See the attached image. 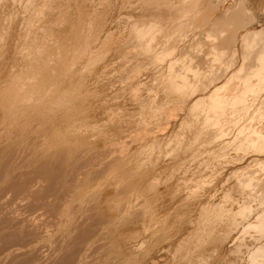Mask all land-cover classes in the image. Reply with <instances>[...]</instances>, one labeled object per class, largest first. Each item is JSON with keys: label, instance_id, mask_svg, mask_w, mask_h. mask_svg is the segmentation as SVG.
<instances>
[{"label": "rangeland", "instance_id": "374dc122", "mask_svg": "<svg viewBox=\"0 0 264 264\" xmlns=\"http://www.w3.org/2000/svg\"><path fill=\"white\" fill-rule=\"evenodd\" d=\"M28 0H8V1H6V0H0V67L1 66H3V67H1L0 69L1 70H3V69H5V70H3V72L4 71H6L7 69H8V71L9 72H7L6 71V73L4 72V76L6 77V75H8L9 73H10V76H11V74H12V77H13V80H17L18 78V80L16 81L15 80V82L14 81H12V78L9 76H7V80H8V82L11 84V86L9 85V87H12V85H13V82L15 83V87H14V85H13V87L14 88H16L17 89V92L19 93H17V95L15 96V97H13V100L11 99V100H9V102H12V103H14L13 105H12V103H10L9 104V102L7 103V101L5 102V95L4 94H2L3 93V89L8 85V82H7V80H5V79H3L2 81L3 82H1V80H0V82H1V85H0V92H2L1 94H0V101H2V103L4 102V104L5 103H7V106H6V104L4 105V104H0V107L2 106V107H4V109H2V107L0 108L1 110H0V117H1V119H0V199L1 198H3V200L1 201L0 200V202H2V203H0L1 205H0V264H73V263H79V264H111V262H113L112 264H114V263H117V264H138L139 262V264H141V262L143 261V264L145 263L144 261H145V258L143 259V253H144V251H142V248H139V251H136L135 253H133L132 255H131V257H129V258H134V260L132 259V261L130 260V259H122V258H120V259H122L123 260V262H122V260L120 261L119 260V258L117 257L116 258V256L117 255H115L116 253L114 252V248H111V247H113L112 245H109V244H112V243H110L109 241H108V239L107 238H109L111 235H112V233L114 234L117 230L119 231V229L121 230V229H128V228H133V226L135 227V222L134 221H136V222H138V221H141L142 219H143V222H145L146 223V221L147 222H149V230H153L152 232H153V234L155 235V237H154V239H156V243H154L153 244V247H155V248H157V250H158V248L160 247V246H166V247H168L169 248V250L167 251V252H165V255H166V257L165 258H161V260H159V261H157L158 263L160 262V261H164V263H163V261L162 262H160V263H162V264H196L195 262H194V260L197 262V260H199L198 262H197V264H250V263H252L253 264V262H250V252L252 251V249L253 248H255L256 246H257V243H258V237H259V235L255 232V231H252V232H250V233H244V225L245 226H247L249 223H252V222H254L255 221V217L258 215V213H262V212H264L263 211V209H261V208H264V207H261V208H259V207H257L256 209V212H257V214L254 212V215H255V217H254V215L252 214L249 218H247L244 222H242L243 223V225H240V224H242L241 223V221H240V226L238 227V228H236V229H234L232 232H231V236H230V238H229V236H227L228 237V239L226 238L223 242V244H222V246L220 247V245H218V244H216V243H214L213 242V244H216V245H211L212 243L210 242V241H207V242H204L205 244H203L202 245V247H200L199 248V250H198V252H197V249L198 248H196V247H192V248H194V251H193V249L191 248V249H189V251L188 252H185V254L181 251V247H179V246H185V245H187L189 248H190V246H189V240L190 239H192V237H193V233L194 232H196V230L199 228V226L198 225H200V223L203 221L202 219L204 218L203 217V215H204V211L206 210V211H208V209L210 208V210H209V213H211V212H213L214 210L212 209V208H214V209H216L217 207L218 208H221V209H223V208H225L223 211H225V213H230V212H235V211H237V210H232V209H238L239 207H240V205L242 204V202H244L245 201V198H247V196L244 194V193H237V192H235V191H233V189L231 188V187H234V184H236V181L235 180H237V177H238V175L240 176L241 174L240 173H243V174H245V175H247L248 173H255L254 175L256 176V177H259V178H261V182H263L261 185H262V191H264V179H262V178H264V170L263 171H261L262 170V168L263 167H260L258 164V168L260 169H258L257 168V166H256V162H254V160H256L257 161V159H263L264 158V133H262L261 132V130L264 132V111H263V113H261L262 111H260V107H261V104H263L262 105V108L264 109V103H261L260 102V100H258L261 104H260V107H259V109H257V107L259 106V103L256 105V104H253L252 105V107H254V108H251V106H248L247 107V105H251L254 101L257 103L258 101H256L257 99H260V97L262 98L261 99V101H263L264 100V94H263V92H261L262 94L260 95V93L259 94H257L258 95V97L257 96H254V97H256V98H254L255 100H252L253 98H251L253 95H256V94H253V92L252 93H250V95L251 94H253V95H251V96H247V100L246 101H248V102H250L249 100H252L249 104H248V102H246L247 103V105H245V103L244 104H242L241 105V108H243V106H244V108L243 109H245L246 108V110H244L243 112H239L240 113V116H239V113L238 112H236V110H234L233 109V107H231V106H229L228 104H226V105H228V106H226V105H221L220 107H217V109L219 110H217L218 111V113H217V111H213V110H215V109H211L210 111H213V112H208V109L209 108H203V109H198V112H197V110H196V108H194V104L193 103H196V101H198V100H200V99H202V98H206V100L209 98V96H211V95H213V96H215L216 94H219V95H217V96H221V93H218L219 91H218V89H217V86H218V88H219V90L223 87V85H225V83L227 82L225 79H232L231 81V84H233L234 83V87H238V88H240V86L238 85L239 83H240V79H236V69H237V71H238V68L240 67V65H241V63H242V58H241V54H242V51H240V57L238 56V55H236V56H233V60L232 59H229L230 57H227L226 59H227V61H228V63H226L227 61H226V59H224L223 61H218L217 63H215L216 65L214 66V68L215 69H217V70H214V69H209L210 71H211V74L213 73V75H214V73H216V74H219L220 76H218L217 75V78L219 79H217L216 81H214V85L212 84V82H210L208 79H209V75L207 76L206 75V73L205 72H207V70H205V74H202L203 73V71H204V69H205V65H203V61H202V58H204L206 55H205V53L207 52V50H208V44H210V40L208 39V38H206L207 40H205V35H203V34H200V32L199 31H197V29L194 27V26H191L190 25V23L188 22L187 23V20L184 18V20L182 19V21H183V24L185 23L184 21H186V23L189 25V27L187 26V31L185 32V36H179V35H177V36H174V37H172V36H170V37H168V36H166V35H164V33H159L158 32V36L156 35V37L152 40V42H154V43H152L151 42V50H150V48H148L149 47V45L147 46V44L146 45H144V43H143V41H142V43H141V40H134L135 38H132V39H130V40H128L127 39V37H128V35H129V31L132 29V26L133 25H135L136 23H139V24H142V22H144V21H146V15H148V8L144 5V4H142L143 2L141 1V0H137L136 2H133V0L131 1V0H129V1H126V0H124V2H125V4H124V2L121 0H118V1H120V2H118L117 0H99V4H98V0H96V2H95V0L93 1V0H90V1H88V0H86V2H87V4H88V7H89V5H90V8H91V6H92V8H91V10L92 9H94L95 10V8L97 7V8H99V10H100V8H101V10L103 9V10H106L105 8H107V7H109V9L111 8L110 6H112V8H111V10H107V12H109V14H110V16L111 17H109V14H108V20H107V24H105L106 26H108V29L110 30V32L108 31V29H107V27L105 28V29H107L106 31L104 30V34H103V32H102V35H101V41H100V43H99V40H100V38L98 39V42H96L95 43V46H93L92 48V51L91 52H89V53H86V52H84L85 53V55L86 56H84V54L83 53H81V54H79L78 55V53H80V52H78L77 53V51H78V49H74L72 52L70 51V53H68L67 55H66V50H67V46H68V44H67V42L64 44V45H66V50H65V48H64V46L62 47V45H63V42H65L66 41V37L67 36H71V35H69L72 31H73V29H71L67 24H66V26L68 27V28H70L69 30L71 31V32H69L68 31V29L67 28H65L66 26H60V28L62 27V29H60V30H58L57 31V29H54V28H51V26H50V24H51V18L53 19V18H55L54 16H57V14H58V12H55L54 10H58V9H54L53 11L54 12H52V10L51 11H49V5L47 4L46 6H49V7H47V9H48V11H47V9H46V7L43 9V11L41 12V13H39V11H37V12H34L33 13V10L32 9H29V6H28V8L26 7L27 5H29L28 4V2H30V1H28ZM49 1V0H48ZM47 1V3H52L53 2V0H50V2H48ZM55 1H58V0H54V2ZM64 2H65V0H63ZM72 1V0H71ZM70 0H68V3L69 2H71ZM102 1V2H101ZM116 1H117V3H116ZM135 1V0H134ZM231 1H237V0H228L227 1V3H230ZM5 2V3H4ZM19 2V3H18ZM26 2V3H25ZM38 2H40L39 0L36 2V3H38ZM91 2V3H90ZM107 4H106V3ZM112 2V3H111ZM131 2H133V4L131 3ZM141 2V3H140ZM176 2V1H175ZM261 2V1H260ZM259 2V3H260ZM11 3V4H10ZM41 3V2H40ZM94 3V4H93ZM130 3H131V5H130ZM134 3H136V4H134ZM142 4V5H139V4ZM3 4L5 5V6H3ZM21 4V5H20ZM24 4H25V6H24ZM110 4V5H109ZM121 6V4L123 5L122 7H120L119 5ZM129 4V5H128ZM257 4H258V2H257ZM264 4V2H262V5ZM6 5H8V6H6ZM94 5V6H93ZM106 5V6H105ZM114 5H115V9L113 8L114 7ZM126 5V6H125ZM133 5V6H132ZM18 6V7H17ZM129 8H128V7ZM4 7H6V9L4 8ZM134 7V8H133ZM142 8V9H140V8ZM164 7V6H163ZM23 8H24V10H23ZM96 8V9H97ZM120 8V9H119ZM123 8H124V10H123ZM126 8V9H125ZM138 8V9H137ZM168 7H164V9H162L161 8V10H159V12H158V10H157V8H153V9H151V10H153L152 12H155L156 10V12H158V13H160V15L162 14V15H164L165 17V19L163 20V25L167 22V24H169V25H167V24H165L166 26H164V29H167V28H169V26H172V19H171V14H173L174 15V9H173V7H172V9H171V7H169L168 9H167ZM13 9H15V10H13ZM26 9L28 10V11H26ZM46 9V10H45ZM108 9V8H107ZM119 9V10H118ZM128 9V10H127ZM140 9V10H139ZM144 9H146V10H144ZM32 10V12H30ZM45 10V11H44ZM73 10V9H72ZM72 10L70 11V12H72ZM118 10V11H117ZM122 10V11H121ZM136 10H138V11H136ZM150 10V11H151ZM3 11V12H2ZM5 11V12H4ZM25 11V12H24ZM75 11H77L76 9L73 11V12H75ZM117 11V12H116ZM135 11V12H134ZM170 12V13H167V12ZM172 11V12H171ZM12 12V13H11ZM16 12V13H15ZM22 12V13H21ZM29 13V14H27V13ZM43 12H45V13H43ZM48 12H50V13H48ZM51 12L53 13V14H51ZM124 12H125V14H124ZM7 13V14H6ZM40 14V15H38V14ZM42 13H43V15H42ZM54 13H57V14H54ZM111 13H113V14H111ZM116 13V14H115ZM118 13V14H117ZM264 13V7H263V9H262V13H260L261 14V16L262 15H264L263 14ZM6 14V15H5ZM12 14V15H11ZM26 14V15H25ZM32 14V15H31ZM46 14H47V16H46ZM49 14V15H48ZM121 16H120V15ZM136 14V15H135ZM146 14V15H145ZM168 14H170L169 16H167ZM31 15V16H30ZM52 17H51V16ZM114 15V16H113ZM117 15L118 16H120L119 18L117 17ZM142 16V17H141ZM27 17H29V18H27ZM31 17H33V18H31ZM40 17V18H39ZM43 17V18H42ZM58 17V16H57ZM136 17V18H135ZM141 17V18H140ZM170 17V18H169ZM6 18V19H5ZM30 18H31V20H30ZM48 18V19H47ZM112 20V21H110V19ZM118 18V19H117ZM138 18V19H137ZM3 19V20H2ZM34 19H35V21H34ZM43 19V20H42ZM131 19V20H130ZM135 19H137V21L135 20ZM171 20V21H170ZM8 21V22H7ZM13 21V22H12ZM109 21V22H108ZM114 21H116V22H114ZM29 22V23H28ZM36 22V23H35ZM112 22V23H111ZM128 22V23H127ZM133 22V23H132ZM170 22H171V24H170ZM2 23V24H1ZM14 23V24H13ZM16 23V24H15ZM18 23V24H17ZM44 23H45V25H44ZM255 23L256 24H254V27L253 26H251V24H253V23H250L249 25H250V30L251 29H257L258 27L259 28H261V29H259L258 28V31H262V32H264V20L260 23L259 22V20L257 19V21L255 20ZM25 24V25H24ZM29 24V25H28ZM112 26H111V25ZM133 24V25H132ZM258 24V25H257ZM259 24H260V26H259ZM13 25V26H12ZM21 25V26H20ZM42 25V26H41ZM116 25V26H115ZM131 25V26H130ZM9 26V27H8ZM12 26V27H11ZM40 26V27H39ZM46 26V27H45ZM49 26V27H48ZM110 26V27H109ZM122 26V27H121ZM2 27L4 28V30L2 29ZM112 27H113V29H112ZM255 27H257V28H255ZM13 28V29H12ZM25 28V29H24ZM46 28H48V29H46ZM49 28H51V30H52V32H51V30L49 29ZM111 28V29H110ZM129 28V29H128ZM64 29H66V31L64 30ZM118 29V30H117ZM125 29V30H124ZM188 29H190L189 31L190 32H188ZM10 30V31H9ZM35 30V31H34ZM36 30H38V31H36ZM45 30V31H44ZM63 30V31H62ZM111 30L115 33V36H114V33L113 32H111ZM192 30V31H191ZM194 30V31H193ZM196 30V31H195ZM6 31V32H5ZM17 31H18V33H17ZM50 31V32H49ZM54 31V32H53ZM60 31H61V35H60ZM65 31V32H64ZM125 31H127V32H125ZM34 32V33H33ZM56 32V33H55ZM59 33V35H58V33ZM64 32V33H63ZM109 34H108V33ZM198 32V33H197ZM26 33V34H25ZM31 33V34H30ZM42 33V34H41ZM53 33H55L56 35H58V37H57V40L59 41V40H61L62 38H64V39H62L63 41H59V43L61 42V44H59L58 43V41L56 40V35L54 34L53 35ZM69 33V34H68ZM106 33V34H105ZM190 33H192V35L190 34ZM4 34V35H3ZM7 34V35H6ZM9 34V35H8ZM25 34V35H24ZM44 34H45V36H44ZM49 34H51V35H49ZM62 34L65 36V37H63L62 36ZM67 36H66V35ZM112 34V35H111ZM117 34V35H116ZM120 34V35H119ZM122 34V35H121ZM126 34V35H125ZM128 34V35H127ZM162 34H163V36H162ZM194 34V35H193ZM11 35V36H10ZM37 35V36H36ZM53 35V36H52ZM109 35H110V37H109ZM118 35L120 36V38L121 39H123V40H121V45H120V49L118 50V51H115V53L114 54H110L109 55V53H108V55L105 57V56H103V57H100V58H98L95 62L97 63L98 61V63H97V65H96V63H95V65H94V67L93 68H91V69H86L85 68V64L84 63H86V64H88L90 61H86V62H84V59H86V60H91V58L93 57L92 55H94V54H97V51H99V46H96V45H101V42H105V41H107L108 40V38L110 39V38H113L112 36H114V38L115 37H118ZM198 35V36H197ZM199 35H200V37H199ZM202 35H203V37H202ZM3 36H5V37H3ZM30 36V37H29ZM47 36V37H46ZM60 36H62V38L60 37ZM108 36V37H107ZM123 38H122V37ZM125 36V37H124ZM180 38H179V37ZM194 37V38H191V37ZM196 36V37H195ZM22 37V38H21ZM41 37V38H40ZM53 37V38H52ZM59 37L61 38V39H59ZM107 37V38H106ZM163 37V38H162ZM177 37V38H176ZM186 37H188V39H190V40H188ZM6 38V39H5ZM12 38H14V39H12ZM16 38V39H15ZM29 38V39H28ZM52 38V39H51ZM84 38V37H83ZM173 38V39H172ZM174 38H175V41H173L174 40ZM178 38L180 39V40H178ZM35 39V40H34ZM50 41H49V40ZM90 39V38H89ZM103 39V40H102ZM105 39V40H104ZM126 39H127V41H126ZM163 39H164V41L165 42H163ZM169 39V40H168ZM171 39V40H170ZM176 39H177V41H176ZM181 39H183V40H181ZM186 39V40H185ZM192 39V40H191ZM200 39V40H199ZM202 39V40H201ZM88 40V39H87ZM91 40V39H90ZM90 40H88V42H90ZM168 40V41H167ZM196 40H198L197 42H196ZM14 41V42H13ZM19 41V42H18ZM22 41V42H21ZM43 41V42H42ZM55 41V42H54ZM81 41H83L84 42V44L86 45H84L83 44V46H84V48H87V45L89 46V47H91L92 45H90L91 44V42L89 43V44H87L88 42L86 41V37H85V39L83 40H81ZM86 41V42H85ZM138 41L140 42V43H138ZM162 41V42H161ZM189 41H191L192 42V44H191V42H189ZM12 42V43H11ZM56 42H57V44H56ZM83 42H81V43H83ZM124 42V43H123ZM145 42V41H144ZM158 42V43H157ZM172 42V43H171ZM174 42V43H173ZM176 42V43H175ZM195 42V43H194ZM200 42L202 43L201 44V46H200ZM7 43V44H6ZM18 43V44H17ZM41 43V44H40ZM127 43V44H126ZM167 43V44H166ZM168 43H169V46H168ZM172 45H171V44ZM182 43H184V44H186V45H183ZM190 44V45H188V44ZM199 43V44H198ZM13 44H14V46H13ZM43 44H45L44 46H43ZM59 44V45H58ZM125 44V45H124ZM141 44V45H140ZM164 44V45H163ZM9 45V46H8ZM48 47H47V46ZM53 45V46H52ZM58 45V46H57ZM61 45V46H60ZM81 45V44H80ZM167 45V46H166ZM171 45V46H170ZM181 45V46H180ZM203 45H204V47H203ZM5 46H6V48H5ZM13 46V47H12ZM19 46V47H18ZM57 47V49L55 50V48ZM144 46V47H143ZM146 46V47H145ZM162 46V47H161ZM184 46V47H183ZM186 46V47H185ZM193 46V47H192ZM15 47V48H14ZM63 49H62V48ZM88 47V48H89ZM97 47V48H96ZM141 47H143V48H141ZM158 47V49H155V48H157ZM165 47H167L165 50L167 51L168 50V48H169V50L167 51V52H171L170 53V55L169 56H166V54H162L161 56H160V54H158L157 55V53H160L161 51H165L164 50V48ZM173 47V48H172ZM177 47V48H176ZM179 47L181 48V49H179ZM191 47V48H190ZM205 47H207V48H205ZM39 50H38V49ZM50 48H53V49H50ZM60 48V49H59ZM95 48V49H94ZM160 48V49H159ZM190 48V49H189ZM197 48H198V50H197ZM19 49V50H18ZM62 49V50H61ZM81 49H83V48H81ZM97 49V50H96ZM185 49V50H184ZM13 50H14V52H13ZM51 50H53V52L51 51ZM58 50H60V51H58ZM64 50H65V52H64ZM77 50V51H76ZM170 50H172V51H170ZM175 50V51H174ZM188 50V51H187ZM6 51V52H5ZM10 51V53L11 54H9L8 52ZM46 51H48V52H46ZM55 51H56V53H55ZM58 51V52H57ZM64 52V54H63V52ZM88 51H89V49H88ZM87 51V52H88ZM94 51V52H93ZM125 51V52H124ZM142 51V52H141ZM174 51V52H173ZM178 51H180V53L178 52ZM194 51V52H193ZM196 51V52H195ZM32 52V53H31ZM44 52V53H43ZM60 52L62 53L60 56H59V54H60ZM77 54H76V53ZM96 52V53H95ZM144 52V53H143ZM149 53L148 55H147V53ZM177 52V53H176ZM189 52V53H188ZM200 52V54H198ZM202 52V53H201ZM204 52V53H203ZM24 53V54H23ZM31 53V54H30ZM39 53H40V55H39ZM46 53H47V55H46ZM50 53H54L53 55H51ZM59 53V54H58ZM75 53V55H72V54H74ZM143 53V54H142ZM146 53V54H145ZM179 53V54H178ZM184 55H183V54ZM195 53V54H194ZM3 56H2V55ZM5 54V55H4ZM10 56H8V55ZM56 54V55H55ZM89 54H92V55H89ZM146 56H145V55ZM172 54V55H171ZM189 54H190V56H189ZM20 55V56H19ZM30 55V56H29ZM63 55H65L66 56V61H65V59H63V58H65ZM79 56V60H77L78 59V56ZM81 55V56H80ZM82 55H83V58H82ZM149 55H150V57H149ZM152 55V56H151ZM154 55V56H153ZM159 57H157V56ZM165 55V56H164ZM177 55H178V57H177ZM16 56V57H15ZM32 56V57H31ZM46 56V57H45ZM51 56H53V57H51ZM56 56V57H55ZM60 58H59V57ZM63 56V57H62ZM72 57L71 59L69 58V57ZM73 56H74V59H73ZM164 56V57H163ZM175 56V57H174ZM200 56V57H199ZM204 56V57H203ZM3 57V58H2ZM35 57H36V59H35ZM108 57V58H107ZM149 57V58H148ZM157 57V58H156ZM162 57V58H161ZM166 57V58H165ZM186 57H187V60H188V58H189V60L187 61L186 60ZM208 58H211L212 56H207ZM206 57V58H207ZM2 58V59H1ZM9 58H10V60H9ZM46 58H47V60H46ZM59 58V59H58ZM68 58V59H67ZM83 60H82V59ZM88 58V59H87ZM104 58V59H103ZM105 58H106V61H105ZM165 58V59H164ZM168 58V59H167ZM178 58V59H177ZM182 58V59H181ZM185 58V59H184ZM8 59V60H7ZM38 59V60H37ZM41 59H45L44 61L42 60L41 61ZM61 59H63L62 61H60V62H62V64L61 63H59V60H61ZM71 60V62H72V60H73V63H71L70 62V60ZM81 59V60H80ZM103 59V60H102ZM155 59V60H154ZM162 59H163V61H162ZM167 59V60H166ZM176 59V60H175ZM190 59H191V61H192V59H194L193 61H192V63H191V61H190ZM236 59V60H235ZM240 59H241V63H240ZM5 60V61H4ZM33 60V61H32ZM50 60V61H49ZM79 61V62H77V61ZM153 61V63H152V61ZM158 60L159 61H162L161 63H159L158 62ZM166 60V61H165ZM180 60H182V61H180ZM186 60V61H185ZM7 61H8V63H7ZM10 61V62H9ZM20 61H21V63H20ZM64 61V62H63ZM67 61H69V62H67ZM80 61H82V63L80 62ZM103 61V62H102ZM105 61V62H104ZM133 61V62H132ZM165 61V62H164ZM179 61V62H178ZM185 61V62H184ZM234 61V62H233ZM236 61H237V63H236ZM26 62V63H25ZM34 62V64H40V65H38V67L39 66H42V67H44V68H42V67H39V70H40V68L42 69V70H40V71H37V70H29V69H31L30 68V66L32 65V63ZM44 62V63H43ZM47 62H48V64H47ZM55 62H57V63H55ZM68 63V65H67V63ZM75 62V63H74ZM101 62H102V64H101ZM113 62V63H112ZM119 62V63H118ZM170 62H171V64H170ZM175 62V63H174ZM176 62H177V64H176ZM188 62V63H187ZM198 62V63H197ZM231 62V64H229ZM7 63V64H6ZM45 63H46V65H45ZM104 63V64H103ZM151 63V64H150ZM159 63V64H158ZM182 63H185V64H182ZM218 63H220V64H218ZM234 63V64H233ZM3 64V65H2ZM12 64V65H11ZM21 64V65H20ZM42 64H44V65H42ZM51 64V65H50ZM54 64H56V65H54ZM63 66V67H61V65ZM64 64H65V66H67L69 69L67 70V68L64 66ZM80 64V65H79ZM84 64V65H83ZM115 64V65H114ZM119 64V65H118ZM179 64V65H178ZM189 64V65H188ZM224 65L225 64V67L226 68H224V66H220L221 68H218L219 66L218 65ZM9 65V66H8ZM49 65V66H48ZM59 65V66H58ZM70 65H72V66H70ZM84 67H83V66ZM173 65V66H172ZM176 65H177V67L179 68H176ZM186 65H188L191 69L189 70V69H186V68H188V67H186V68H182L181 69V66H183V67H185ZM201 65V66H200ZM229 65V66H228ZM234 65V66H233ZM120 66V67H119ZM170 66L171 67H173V68H170ZM216 66H217V68H216ZM231 66V67H230ZM6 67V68H5ZM22 67V68H21ZM24 67V68H23ZM46 67H48V68H46ZM57 67H60L59 69H56ZM70 67H72V68H70ZM131 67V68H130ZM135 67H137V68H135ZM195 67V68H194ZM201 67V68H200ZM45 68H46V71H47V73H46V71H43V70H45ZM55 68V69H54ZM79 70H78V69ZM85 68V69H84ZM100 68V69H99ZM110 68V69H109ZM223 68H224V70H223ZM229 68V69H228ZM61 69H63V70H61ZM65 69H66V71H65ZM72 71H71V70ZM75 69H76V71H75ZM93 69V70H92ZM96 69V70H95ZM109 69V70H108ZM198 69V70H197ZM201 69H202V71H201ZM1 70H0V74L2 73L1 72ZM29 70V71H28ZM59 71V70H61L60 72L62 73H60V74H58L57 72V76H59V75H63L66 79H64V77L63 76H61V77H56L55 78V75H56V73H55V71ZM84 70V71H83ZM86 70V71H85ZM99 70V71H98ZM188 70V71H187ZM194 70V71H193ZM220 70V72H218ZM234 70V71H233ZM25 73H24V72ZM31 71V72H30ZM32 71H34V73L32 72ZM35 71H37V72H39V73H37V72H35ZM51 71H53V74H52V72ZM63 71V72H62ZM64 71H65V73H64ZM72 73H71V72ZM74 71V72H73ZM79 71V72H78ZM105 71V72H104ZM108 71H109V73H108ZM129 71V72H128ZM223 71V72H222ZM255 71V72H254ZM254 71H251L250 73L252 74V75H254L253 73H255V75L257 76V74L258 75H260V77L259 76H257L258 77V80H257V77H255V76H251L252 78H254V79H252V80H254L253 82H252V86L253 87H256L257 86V84L256 83H258V81H260L259 83H261V81H263V83H264V78H262L263 77V74H262V72L264 71V70H254ZM21 72H22V74H21ZM30 72V73H29ZM46 74H45V73ZM49 72V73H48ZM51 72V73H50ZM67 72H69V73H67ZM111 72V73H110ZM171 72V73H170ZM198 74H196V73ZM231 72V73H230ZM253 72V73H252ZM258 72V73H257ZM16 73V74H15ZM21 74V75H25L24 77H26V78H23V76H19V74ZM31 73L34 75H37V80H38V82L35 80L36 79V77H35V75H34V77H33V75H31ZM40 73H42L41 75H42V78H41V75L39 76V74ZM92 73V74H91ZM108 75H107V74ZM115 73V74H114ZM167 73V74H166ZM200 73V74H199ZM210 73V72H209ZM208 73V74H209ZM221 73V74H220ZM224 73V74H223ZM230 73V74H229ZM244 73V72H243ZM261 73V74H260ZM26 74L29 76V78H32V80H30V79H28V77L26 76ZM31 76H30V75ZM49 76H48V75ZM50 74H52V77L51 78H49L50 77ZM65 74V75H64ZM72 74L74 75V76H72ZM76 74V75H75ZM99 74V75H98ZM141 74V75H140ZM193 74H194V76H193ZM202 74V75H201ZM223 74V75H222ZM45 75H47V76H45ZM82 75V76H81ZM86 75V76H85ZM90 75V76H89ZM95 76V77H92V76ZM101 75H103V76H101ZM106 77H105V76ZM137 75H138V77H137ZM189 75V76H188ZM198 77H197V76ZM234 77H233V76ZM262 75V76H261ZM16 76H18V77H16ZM43 76L45 77L44 79L46 80H43ZM53 76H54V78H53ZM69 76V77H68ZM97 76H99V77H97ZM109 76H111V77H109ZM172 76V77H171ZM176 78H175V77ZM178 76V77H177ZM196 76V77H195ZM225 76V77H224ZM20 77H22V78H20ZM39 77V78H38ZM71 77H74L73 78V80L74 81H72L71 79ZM82 77V78H81ZM89 77V78H88ZM233 77V78H232ZM11 80H10V79ZM41 78V79H40ZM47 78H48V80H47ZM55 79V80H58V81H52L53 79ZM61 78V79H60ZM71 78V79H70ZM76 78V79H75ZM84 78V79H83ZM88 78V79H87ZM98 78V79H97ZM167 78V79H166ZM183 78H184V80H183ZM201 78V79H200ZM237 78H238V75H237ZM259 78H261V79H259ZM25 79H27V80H25ZM106 79V80H105ZM134 79V80H133ZM149 79V80H148ZM168 79H171V81L170 80H168ZM175 79V81L176 82H178V83H175V81L173 82L172 80H174ZM235 79V81L233 82V80ZM19 80H24V81H20L19 82ZM61 80V81H60ZM64 80V81H63ZM70 82H69V81ZM78 80V81H77ZM80 80V81H79ZM181 80L184 82H181ZM187 80V81H186ZM239 81V82H237V81ZM257 80V81H256ZM11 81V82H10ZM28 81H31V83H29ZM42 81L44 82V83H42ZM48 81H49V83L52 81V85H51V83L49 84L48 83ZM85 81V82H84ZM86 81H87V83H86ZM168 81H169V83H168ZM188 82V83H186V82ZM198 81V82H197ZM205 81H206V83H205ZM229 81V80H228ZM19 82V83H18ZM25 85V87L27 86V88L29 89V88H31V89H34V88H36V89H34V90H27L25 87H24V85H22V83ZM33 82H34V84H33ZM39 83L40 84V86L42 87V89H45V90H41V88H40V90H39V84H37V83ZM41 82V83H40ZM45 82L46 83H48V85L47 84H45ZM53 82H54V84H53ZM56 82H59V84L58 83H56ZM70 83V85L71 84H73L74 85V87H72L73 85H69V84H67V83ZM73 82V83H72ZM77 82V83H76ZM81 82V83H80ZM96 82V83H95ZM164 84H163V83ZM215 82H216V84H215ZM26 83H28L27 85H26ZM93 83V84H92ZM99 85H98V84ZM125 83V84H124ZM159 83V84H158ZM195 83H196V85H195ZM201 84V87L204 85V83L206 84V85H204L203 87H205V88H201V90L203 91H201L200 90V86L198 85V84ZM211 83V84H210ZM236 83H237V85H236ZM256 84V85H254V84ZM258 83V86L260 87V85L262 84H259ZM7 84V85H6ZM17 84H20V85H17ZM35 84H37L36 85V87L34 86ZM55 84H57V85H55ZM67 86H65V85ZM82 84V85H81ZM87 84V85H86ZM95 84H97V86L95 85ZM120 84V85H119ZM155 84V85H154ZM157 84V85H156ZM174 85V87L175 88H173V85ZM179 84V85H178ZM242 84V83H241ZM4 85V86H3ZM6 85V86H5ZM77 85H81L80 87H82V89L81 88H79V86H78V88H76V86ZM84 85V86H83ZM92 87H91V86ZM170 85H172L171 87H170ZM181 85V86H180ZM191 85H193L192 87H191ZM194 85H195V87H194ZM215 85H217L216 87H215ZM236 85V86H235ZM19 89H21V90H18V88ZM47 86V87H46ZM50 86H56V87H58V88H56L55 87V89H54V87L52 88H48V87H50ZM64 86V89L63 90H60L59 91V88L61 87H63ZM100 86V87H99ZM118 86V87H117ZM140 86V87H139ZM176 86H177V88H176ZM191 88H189V87ZM2 87H3V89H2ZM34 87V88H33ZM47 89H46V88ZM83 87H84V89H83ZM86 87V88H85ZM89 87V88H88ZM91 87V88H90ZM114 87V88H113ZM187 87H188V91H190L191 90V92H192V94H191V92L189 93V92H181V91H184L185 89V91H187ZM194 87V88H193ZM241 87H242V85H241ZM252 87V88H253ZM23 88H24V90H23ZM37 88H38V90H37ZM67 88H68V90H67ZM70 88H72V89H70ZM75 88V91L73 90ZM113 90V92H112V90ZM167 88V89H166ZM183 88V89H182ZM193 88V89H192ZM198 88V89H197ZM232 88V87H231ZM52 89V91H53V89H54V93L51 91V93H50V90ZM58 89V91L59 92H61V93H57V90ZM81 91H80V90ZM90 89V90H89ZM97 89H98V91H97ZM133 89V90H132ZM173 89V90H172ZM175 89H177V90H175ZM204 89H205V92H204ZM22 90H23V92H22ZM29 91V92H31V93H27V91ZM36 90H37V93H36ZM48 91V93L49 94H52L53 96H51V95H49V94H46V92L45 91ZM66 90H67V93H66ZM85 90V91H84ZM87 90V91H86ZM169 90H172L173 91V93H175V95L173 94H171L172 93V91H170L171 93H169ZM199 90V91H198ZM208 90H210V91H208ZM257 92H259L257 89H255ZM34 91V92H33ZM65 91V92H64ZM82 93V94H84V92H85V94L84 95H88L87 97H88V99H86L85 98V100L83 99L85 96L83 95L82 96V94L80 93V92ZM90 91V92H89ZM105 91V92H104ZM160 91V92H159ZM198 91V92H197ZM21 92V93H20ZM26 93V94H23V93ZM94 92V93H93ZM98 92V93H97ZM104 92V93H103ZM109 92V93H108ZM115 92V93H114ZM138 92V93H137ZM140 92V93H139ZM159 92V93H158ZM177 92H178V94H181L180 96H178V94H177ZM181 92V93H180ZM195 92V93H194ZM201 92V93H200ZM206 92H208L207 94H206ZM211 92V93H210ZM215 92V93H214ZM256 92V93H257ZM36 93V96H34V94ZM39 93V94H38ZM40 93H42L43 94V96L40 94ZM44 93L46 94V95H44ZM62 93H64V94H62ZM74 93V94H73ZM80 93V94H79ZM101 93V94H100ZM106 93V94H105ZM186 93V94H185ZM206 94V96L207 97H205L204 95ZM211 95H210V94ZM254 93H255V91H254ZM20 94L23 96V97H25L26 99H24L22 96L20 97ZM30 94V95H29ZM37 94L38 95H41V96H37ZM56 94V95H55ZM57 94H60V96L58 95L57 96ZM63 96H62V95ZM93 94V95H92ZM95 94V95H94ZM144 94V95H143ZM151 94V95H150ZM177 94V95H176ZM190 94H191V96H190ZM195 94V95H194ZM199 94H204V95H199ZM2 95V96H1ZM32 95V96H31ZM47 95H49L48 97H47ZM71 95H73V96H71ZM78 96V98H77V96ZM81 95V96H80ZM92 95V96H91ZM159 95V96H158ZM169 95V96H168ZM183 95V96H182ZM188 95V96H187ZM27 96V97H26ZM29 96V97H28ZM31 96V97H30ZM45 96V97H44ZM55 96V97H54ZM56 96H57V98H56ZM66 96H68V98L66 97ZM75 96V97H74ZM94 96H96V97H94ZM172 96V97H171ZM176 96V97H175ZM198 97V99H197V97ZM260 96V97H259ZM17 97H20V99L19 98H17ZM39 97H40V99H39ZM47 97V98H46ZM52 97H54L53 99H52ZM61 97V98H60ZM64 97V98H63ZM70 97H72L71 99V101L69 102V100H70ZM129 97V98H128ZM156 97V98H155ZM182 97V98H181ZM41 98H43V99H41ZM92 98H94V100L92 99ZM133 98V99H132ZM153 98V99H152ZM162 98V99H161ZM176 98V99H175ZM184 98V99H183ZM188 98V99H187ZM250 98V99H249ZM2 99H4V100H2ZM47 99V100H46ZM57 99V100H56ZM59 99H60V103L58 102L59 101ZM65 99H66V101H65ZM140 99V100H139ZM155 99V100H154ZM174 99V100H173ZM196 99V100H195ZM15 100H17L18 102H16ZM22 102L23 101V103H20V101ZM39 100V101H38ZM44 100V101H43ZM63 101V104H62V101ZM67 100H68V102H67ZM76 100V101H75ZM88 100V101H87ZM105 100V101H104ZM130 100V101H129ZM132 100V101H131ZM139 100V101H138ZM160 100V101H159ZM164 102H163V101ZM178 102H177V101ZM184 100V101H183ZM186 100V101H185ZM193 100V101H192ZM27 101V102H26ZM29 101H31V102H29ZM37 101V102H36ZM56 101V102H55ZM65 101V102H64ZM73 101V102H72ZM79 101V102H78ZM90 101V102H89ZM123 101V102H122ZM171 101V102H170ZM183 101V102H182ZM195 101V102H194ZM29 102V103H28ZM50 102V103H49ZM59 103V104H57V106L58 105H60V107H57V106H55L56 105V103ZM88 102V103H87ZM254 102V103H255ZM264 102V101H263ZM1 103V102H0ZM27 103V104H26ZM45 103V104H44ZM49 103V104H48ZM53 103V104H52ZM72 103V104H71ZM107 103V104H106ZM20 104V105H19ZM23 106H22V105ZM38 104V105H37ZM51 104H52V106H51ZM74 104V105H73ZM80 104V105H79ZM84 104V105H83ZM105 104H106V106H105ZM176 104H178L177 106H175ZM193 106H192V105ZM224 104V103H223ZM10 105V106H9ZM19 107H18V106ZM31 105V106H30ZM83 105V106H82ZM87 105H89L88 107H87ZM97 105V106H96ZM114 105H117V106H114ZM121 105V106H120ZM133 105V106H132ZM193 107V109L191 110V106ZM256 107H255V106ZM15 106H17V107H15ZM21 106V107H20ZM36 106V108L34 109V107ZM41 106V107H40ZM55 106V107H54ZM68 107V108H64V107ZM72 108H71V107ZM91 106V107H90ZM108 106V107H107ZM127 106V107H126ZM222 106H224V107H228L229 109H228V113L230 114H228L227 113V108H225L226 110H224V107H222ZM7 108V110H6V108ZM9 107V108H8ZM13 108V111H12V108ZM23 107L25 108L24 110H23ZM45 109H44V108ZM79 107V108H78ZM93 107L95 108V109H93ZM97 107V108H96ZM105 107H107V108H105ZM138 107V108H137ZM152 107V108H151ZM172 107V108H171ZM177 107V108H176ZM188 107V108H187ZM231 107V108H230ZM17 108H20V109H17ZM30 109V108H32L31 110H28V109ZM82 108V109H81ZM103 108H105V109H103ZM145 108V109H144ZM220 108V109H219ZM255 108L257 109V111L259 110L260 112L258 113L256 110H255ZM10 109H11V112H13V113H7V111L9 112L10 111ZM15 109V110H14ZM34 109V110H33ZM38 109V110H37ZM58 109V110H57ZM72 109V110H71ZM78 109V110H77ZM99 109V110H98ZM119 109V110H118ZM123 109H125V110H123ZM137 109H139V110H137ZM181 109H183V110H181ZM233 109L236 113H238V114H236L235 112H233V110L231 111V110ZM252 109H253V111H252ZM262 109V110H263ZM3 110H5L6 112H4L5 114V118H4V115H2L3 114ZM20 110H22V111H20ZM25 110H27V111H25ZM41 110V111H40ZM51 110H53V111H51ZM88 110V111H87ZM98 110V111H97ZM121 110V111H120ZM128 110V111H127ZM176 110V111H175ZM200 110V111H199ZM203 110V111H202ZM207 110V111H206ZM220 110H222V111H220ZM250 110L252 111V113L254 114V116L252 117L253 119H254V117H258V115H260V114H263V116H262V118H261V116H259L257 119H255V120H253L252 118H251V116L253 115L251 112H250ZM255 110V111H254ZM17 111V112H16ZM24 111H25V113H24ZM37 111V112H36ZM39 111V112H38ZM86 111V112H85ZM125 111V112H124ZM142 111H144L142 114H141V112ZM166 111V112H165ZM181 111V112H180ZM185 111V112H184ZM193 111V112H192ZM242 111V110H241ZM246 111V112H245ZM249 111V112H248ZM16 114H15V113ZM20 112V113H19ZM34 112V113H33ZM36 112V113H35ZM50 112V113H49ZM54 112V113H53ZM62 112V113H61ZM73 112H75V114L73 113ZM82 112V113H81ZM118 112V113H117ZM171 112V113H170ZM189 112V113H188ZM198 114H197V113ZM200 112H202V113H200ZM206 112V113H205ZM208 112V113H207ZM219 112H221V114L223 115V116H225L224 118H223V116L221 115H219L220 113ZM223 112H225L224 114H223ZM250 114V115H248V113ZM257 112V113H256ZM20 115H18V114ZM65 113H67V114H65ZM69 113V114H68ZM113 113V114H112ZM122 113V114H121ZM151 113V114H150ZM170 114V115H172V117H173V121L172 122H169V119H166V116H164V115H166V114ZM179 113V114H178ZM205 113V114H204ZM210 113H212V115L210 114ZM232 113V114H231ZM235 113V114H234ZM242 113V114H241ZM15 116H14V115ZM29 114V115H28ZM31 114H33V115H31ZM43 114V115H42ZM75 116H74V115ZM78 114V115H77ZM81 114V115H80ZM102 114V115H101ZM138 114H139V116H138ZM214 114V115H213ZM216 114V115H215ZM244 114V115H243ZM256 114V115H255ZM11 115V116H10ZM17 115V116H16ZM23 115H24V117H25V119L23 118ZM28 115V116H27ZM31 115V116H30ZM38 115V116H37ZM40 115V116H39ZM42 115V116H41ZM54 115V116H53ZM67 115V116H66ZM71 115V116H70ZM85 115V116H84ZM86 115H87V117H86ZM142 115V116H141ZM176 115H178V116H176ZM202 115V116H201ZM209 115V117L207 118V116ZM228 115V116H227ZM231 115H235V116H231ZM245 115H248L249 117L248 118H251L250 120L247 118V116H246V119H244V116ZM3 116V117H2ZM14 116V117H13ZM22 116V117H21ZM56 116V117H55ZM59 116V117H58ZM79 116L80 117H82V119L83 120H81V118H79ZM94 116V117H93ZM114 116V117H113ZM116 116V117H115ZM119 116V117H118ZM120 116L124 119V120H122V121H125V123L124 124H122L121 123V125H118V123L119 122H117L118 121V119L120 118ZM137 116V117H136ZM154 116V117H153ZM163 116V117H162ZM176 116V117H175ZM183 116V117H182ZM205 116V117H204ZM218 117V118H215V117ZM229 116L231 117V118H229ZM237 116H239V117H241V119L243 118L244 120H241L239 117H237ZM11 117V118H10ZM21 117V118H20ZM27 117H29L30 118V121H29V118H27ZM33 117H37V118H33ZM41 117V118H40ZM43 117V118H42ZM46 117V118H45ZM48 117V118H47ZM66 117V118H65ZM92 117V118H91ZM157 117V118H156ZM195 117H196V119H195ZM214 117V118H213ZM219 117H221L222 119L221 120H219ZM237 117V118H236ZM3 118V119H2ZM18 118V119H17ZM39 118V119H38ZM69 118V119H68ZM86 118H88V123H87V120H86ZM106 118V119H105ZM168 118V117H167ZM177 118H179V119H177ZM207 119V121H208V119L209 118H211V119H209V121L207 122V123H209V124H207L206 123V120L205 119ZM225 118H227V119H225ZM229 118V119H228ZM234 118H236V119H238L237 121L234 119ZM14 119V120H13ZM44 119V120H43ZM46 119V120H45ZM51 119V120H50ZM55 121H54V120ZM56 119H57V121H56ZM75 119V120H74ZM90 119H91V121H90ZM174 119H176V120H174ZM215 121V119H217V120H219V122L217 123L218 124V126L216 125V124H214V123H211L213 120ZM223 119H224V121H223ZM2 120V121H1ZM14 122L13 124H11V122L12 121ZM19 120V121H18ZM26 122H25V121ZM28 120V121H27ZM59 120V121H58ZM62 122H61V121ZM65 120V121H64ZM70 120V122L68 123V121ZM93 120H95L94 122H92ZM129 120V121H128ZM188 120V121H187ZM198 120V121H197ZM202 120V121H201ZM205 120V121H204ZM210 120H212V121H210ZM227 120V121H226ZM232 120V121H231ZM234 120V121H233ZM239 120H241V121H239ZM257 120H259L258 122H257ZM263 120V121H262ZM3 121H5V122H3ZM9 121V122H8ZM49 123H48V122ZM84 121V122H83ZM99 121V122H98ZM121 121V122H122ZM143 121V122H142ZM147 121V122H146ZM157 121H159V122H157ZM205 123H204V122ZM221 121L222 122H224V123H221ZM236 121V122H235ZM252 121V122H251ZM262 121V122H261ZM6 122H8L7 124H6ZM21 122H24V124L23 123H21ZM56 122H57V124H56ZM92 122V123H91ZM96 122V123H95ZM135 122V123H134ZM139 122V123H138ZM149 122V123H148ZM164 122V123H163ZM194 122V123H193ZM195 122L197 123V124H195ZM238 122V123H237ZM248 122V123H247ZM261 122V123H260ZM2 123H3V125H2ZM10 123V124H9ZM16 123H18V127L16 126ZM28 123V124H27ZM35 123V124H34ZM46 123H48V124H46ZM63 123V124H62ZM73 125H72V124ZM76 123V124H75ZM87 123V124H86ZM90 123V124H89ZM117 123V124H116ZM127 123V124H126ZM130 123H133V124H130ZM138 123V124H137ZM169 125H168V124ZM171 123H173V124H171ZM193 123V124H192ZM233 125H232V124ZM239 123H242V124H239ZM257 123V124H256ZM6 126H5V125ZM19 124H21V125H19ZM22 124H23V126H22ZM32 124V125H31ZM40 124V125H39ZM42 124V125H41ZM46 124V125H45ZM52 124V125H51ZM66 124L68 125V128H67V126H66ZM93 124V125H92ZM106 124V125H105ZM108 124V125H107ZM115 124V125H114ZM145 124V126H142V125H144ZM170 124H171V126H170ZM199 124V125H198ZM210 124H211V126H210ZM223 124V125H222ZM228 124V125H227ZM248 124H250V125H248ZM8 125V126H7ZM26 127H25V126ZM31 125V126H30ZM38 127H37V126ZM69 125H71V126H69ZM81 125V126H80ZM90 125H92L91 127H90ZM116 125L117 126H119V128H121V129H119V132L116 130L117 128H116ZM129 125V126H128ZM134 125V126H133ZM196 125V126H195ZM212 125H213V127H212ZM225 125H227V126H225ZM232 125V126H231ZM2 126V127H1ZM4 126V127H3ZM13 126V127H12ZM15 126V127H14ZM40 126H44V128L42 129ZM54 126V127H53ZM86 126V127H85ZM125 128H124V127ZM162 126V127H161ZM191 126V127H190ZM216 126V127H215ZM230 126V127H229ZM241 126V127H240ZM257 126V127H256ZM6 127H8V128H6ZM9 127H12V128H9ZM22 127V128H21ZM57 127V128H56ZM81 127V128H80ZM172 127V128H171ZM189 129H188V128ZM193 127V128H192ZM195 127H197V128H195ZM238 127V128H237ZM5 128V129H4ZM18 128V129H17ZM21 130H20V129ZM33 128V129H32ZM36 128V129H35ZM39 128H41V130H43V131H39L40 129ZM48 128H50L49 130V132H48V130L46 131L45 129H48ZM98 128V129H97ZM110 128V129H109ZM141 128V129H140ZM149 128V129H148ZM167 128V129H166ZM199 128H202V129H199ZM213 128V129H212ZM220 128H222V131H221V133H218L220 130L219 129ZM234 128V129H233ZM240 128H242V129H240ZM251 128V130L250 131H248L249 129ZM254 128V129H253ZM9 129V130H8ZM51 129H52V131H51ZM68 129H70V130H68ZM71 129H72V131H71ZM74 129V130H73ZM90 129V130H89ZM96 129V130H95ZM114 129V130H113ZM126 129V130H125ZM128 129V130H127ZM172 129V130H171ZM174 129V130H173ZM176 129V130H175ZM178 129V130H177ZM187 129V130H186ZM194 129H196V130H194ZM208 131H207V130ZM212 129V130H211ZM228 129V130H227ZM243 129H247V133H249V132H255V134L257 133V142L255 143V145H254V147L252 146V148H254V149H252L251 147H248V148H244L243 150H242V148L241 147H239L240 146V143L242 142V139H244L245 137H247V133H245V134H241V130H243ZM4 130H6L7 131V133H6V131H4ZM25 130V131H24ZM32 130V131H31ZM37 130V131H36ZM54 130V131H53ZM60 130V131H59ZM95 130V131H94ZM104 130V131H103ZM110 130V131H109ZM112 130V131H111ZM138 130V131H137ZM199 130V131H198ZM205 130V131H204ZM253 130V131H252ZM2 131V132H1ZM13 131V132H12ZM34 131V132H33ZM36 131V132H35ZM44 131H45V133H44ZM70 131V132H69ZM99 131V132H98ZM107 131V132H106ZM151 133H150V132ZM224 131V132H223ZM232 131V132H231ZM259 131V132H258ZM4 132V133H3ZM10 132H11V134H10ZM39 134H38V133ZM43 132V133H42ZM51 132V133H50ZM118 132V133H117ZM138 132V133H137ZM143 132V133H142ZM155 132V133H154ZM161 133V135L162 136H160L161 138H158L157 140L156 139H154V143H149V144H146V145H144V144H142L141 146H139V145H134L135 146V148L134 147H132L133 149H130V148H128L129 150V153H128V151H127V154H128V159L124 162V161H122V162H124L123 163V165L125 166H123L122 165V162H121V167H122V169L120 168V164H116V163H120V161L119 160H117V159H119L120 158V156H121V153H120V150L118 149V148H120V147H122V145H125V144H127V143H129V141L131 142V139L133 140L134 139V137L136 138L137 137V134H138V137L140 136V134H149L150 135V138L152 137L151 135H155V134H157V133ZM174 132V133H173ZM186 132V133H185ZM190 132V133H189ZM200 132H201V134H200ZM211 132H213V133H211ZM218 134H217V133ZM262 133L261 135L262 136H260L259 135V133ZM16 133V134H15ZM23 133V134H22ZM31 133V134H30ZM98 133H99V135H98ZM109 133H111L110 135H109ZM113 133V134H112ZM122 133V134H121ZM123 133H124V135H123ZM154 133V134H153ZM176 133V134H175ZM206 133V134H205ZM223 133V134H222ZM8 134V135H7ZM52 135V136H50V135ZM82 134V135H81ZM105 134V138H104V135ZM121 134V135H120ZM126 134V135H125ZM131 134V135H130ZM133 134V135H132ZM135 134V135H134ZM169 134V135H168ZM204 134V135H203ZM220 134V135H219ZM12 135L14 136V137H12ZM37 135V136H36ZM44 135H46V136H44ZM48 135V136H47ZM69 135V136H68ZM71 135V136H70ZM79 135H80V137H79ZM102 135V136H101ZM115 135V136H114ZM143 135H141V136H143ZM149 135H148V137H149ZM183 135V136H182ZM186 135V136H185ZM187 135H188V137H187ZM219 137H218V136ZM222 135V136H221ZM244 135H246V136H244ZM250 135V134H249ZM248 135V136H249ZM259 135V136H258ZM7 137V138H5V137ZM17 136V137H16ZM50 136V137H49ZM56 136V137H55ZM58 136V137H57ZM97 136H100L99 138L97 137ZM112 136V137H111ZM120 136V137H119ZM134 136V137H133ZM185 136V137H184ZM217 138H216V137ZM221 136V137H220ZM41 137H43V138H41ZM48 137L50 138V139H48ZM57 138V142L56 143H58V145L56 144V143H54L53 142V140L55 139V138ZM66 137V138H65ZM92 137V138H91ZM109 137V138H108ZM130 137V138H129ZM173 137V138H172ZM184 137V139L183 140H181L182 138ZM190 137V138H189ZM193 137V138H192ZM195 137V138H194ZM198 137V138H197ZM205 137V138H204ZM209 138V139H207V138ZM228 137V138H227ZM5 138V139H4ZM14 138V139H13ZM32 138H33V140H32ZM35 138V139H34ZM41 138V139H40ZM45 138H47L46 140H45ZM54 138V139H53ZM97 138V139H96ZM101 138H103V139H101ZM129 138V139H128ZM176 138V139H175ZM202 138V139H201ZM216 138V139H215ZM235 138V139H234ZM260 138V139H259ZM261 138H262V140H261ZM29 139V140H28ZM31 139V140H30ZM53 139V140H52ZM59 139V140H58ZM72 139V140H71ZM84 139V140H83ZM88 139V141H86ZM101 139V140H100ZM115 139V140H114ZM126 139H128V141L126 140ZM166 139V140H165ZM187 139V140H186ZM240 139V140H239ZM17 140V141H16ZM27 140V141H26ZM35 140V141H34ZM39 140V141H38ZM42 140V141H41ZM43 140H45V141H47V142H45V141H43ZM48 140H50V141H48ZM52 140V141H51ZM111 140V141H110ZM126 140V143L124 142V141ZM156 140V141H155ZM172 140V141H171ZM180 140V141H179ZM190 140V141H189ZM192 140V141H191ZM211 140V141H210ZM215 140H217V141H215ZM221 140V141H220ZM262 142H261V141ZM59 141V142H58ZM62 141V142H61ZM103 141V142H102ZM117 141V142H116ZM123 141V142H122ZM160 141V142H159ZM209 141H210V143H209ZM228 141V142H227ZM239 141H241V142H239ZM38 144H37V143ZM49 142H50V144H49ZM88 142V143H87ZM116 142V143H115ZM119 142V143H118ZM120 142H122V143H120ZM156 142V143H155ZM162 142V143H161ZM183 142V143H182ZM191 142V143H190ZM198 142H200V143H198ZM212 142V143H211ZM226 142V143H225ZM236 142V143H235ZM23 143V144H22ZM34 143V144H33ZM48 143V144H47ZM78 143H79V145H78ZM92 143V144H91ZM159 143V144H158ZM189 144V146H188V144ZM194 143V144H193ZM219 143V144H218ZM238 143V144H237ZM4 144V145H3ZM10 144V145H9ZM23 146H22V145ZM25 144H26V146H25ZM34 146H33V145ZM39 144H41V145H39ZM75 144H77V145H75ZM96 144V145H95ZM101 144V145H100ZM105 144H106V146H105ZM115 144V146H116V144H122V145H120V146H113ZM156 146H155V145ZM164 144H165V146H164ZM176 146H175V145ZM182 144V145H181ZM196 145V146H191V145ZM206 144H209V146L208 145H206ZM258 144H260L261 145V147H263L262 149H260L259 147H260V145H258ZM39 145V146H38ZM50 145H52V146H55V147H52V146H50ZM65 145V146H64ZM84 145H85V147H84ZM98 145V146H97ZM149 147H148V146ZM153 147V146H155V147H153L154 148V150H153V148H151V146ZM171 145V146H170ZM186 145V146H185ZM201 145H202V147H201ZM224 145V146H223ZM234 145V146H233ZM236 145V146H235ZM37 146V147H36ZM41 146V147H40ZM58 146V147H57ZM68 146H70V148L68 147ZM91 146L94 148H92L91 149ZM103 146H104V148H103ZM142 146H145L144 148L142 147ZM168 146V147H167ZM170 146V147H169ZM175 146V147H174ZM191 146V147H190ZM206 146V147H205ZM223 146V147H222ZM237 146H238V148H237ZM256 146H259V147H256ZM12 147V148H11ZM14 147V148H13ZM17 147V148H16ZM24 147V148H23ZM49 147H52V148H49ZM67 147H68V149H67ZM72 147V148H71ZM74 147V148H73ZM98 147V148H97ZM136 147H139V148H136ZM157 147V149H155ZM184 147V148H183ZM219 147V148H218ZM230 147V148H229ZM29 148H31V149H29ZM36 148V149H35ZM55 148V149H54ZM64 150H63V149ZM78 148H80V149H78ZM84 148V149H83ZM90 148V149H89ZM106 148H108V149H106ZM116 148V149H115ZM147 148H149V149H147ZM151 148V149H150ZM181 148V149H180ZM186 148V149H185ZM187 148H188V150H187ZM192 148H195V149H192ZM215 148H218V149H215ZM234 148V149H233ZM240 148V149H239ZM249 148H251V149H249ZM255 148H256V150H255ZM26 149V150H25ZM44 149V150H43ZM45 149H46V152H45ZM50 149V150H49ZM86 149H88L89 151H87L86 152ZM101 149V150H100ZM139 149L140 150H142V149H144V150H142V152L141 151H139ZM164 149V150H163ZM175 149V150H174ZM180 149V150H179ZM206 149H208V150H206ZM223 149V150H222ZM247 149V150H246ZM257 149H260V150H257ZM32 150V151H31ZM52 150V151H51ZM60 150V151H59ZM67 150V151H66ZM81 150H82V152H81ZM84 150V151H83ZM112 150H114V152L112 151ZM140 152L139 154H138V151ZM148 150H149V152L150 153H148ZM157 150H158V152H157ZM172 150V151H171ZM176 150H178V151H176ZM184 150H186V151H184ZM203 150V151H202ZM230 150V151H229ZM254 150V151H253ZM262 150H263V152H262ZM52 153H51V152ZM72 152V153H70V152ZM75 151V152H74ZM104 153H106V154H104ZM107 151V152H106ZM118 152L119 154H117V153H115V152ZM135 151V152H134ZM174 151V152H173ZM197 151V152H196ZM216 151V152H215ZM20 152V153H19ZM74 152V153H73ZM97 152V153H96ZM111 152H113L112 154H111ZM132 152H133V154H132ZM189 152V153H188ZM203 152V153H202ZM208 154H206V153ZM214 152V153H213ZM223 152V153H222ZM36 153V154H35ZM40 153V154H39ZM42 153V154H41ZM53 153H54V155H53ZM57 153V154H56ZM70 153V154H69ZM99 153V154H98ZM135 153V154H134ZM158 153V154H157ZM166 153V154H165ZM170 153H171V155H170ZM173 153V154H172ZM179 155H178V154ZM196 153V154H195ZM218 153V154H217ZM225 153V154H224ZM257 153V154H256ZM14 154V155H13ZM48 154H50V155H48ZM60 154V155H59ZM80 154V155H79ZM91 156H90V155ZM100 155V156H102L103 154H104V156H102L101 158L100 157H98L97 155ZM102 154V155H101ZM113 154H115V156L113 155ZM195 154V155H194ZM202 154V155H201ZM212 154V155H211ZM214 154H217L218 156H220V157H218L217 155H214ZM30 155V156H29ZM77 155V156H76ZM96 155V156H95ZM106 155V156H105ZM110 155H113L111 158H110ZM120 155V156H119ZM139 155V156H138ZM141 155H142V157H141ZM205 155V156H204ZM227 155V156H226ZM8 156V157H7ZM17 156V157H16ZM85 156V157H84ZM96 158H98V159H96ZM118 156V157H117ZM130 156V157H129ZM134 156H135V158H134ZM148 156H150V157H148ZM162 156V157H161ZM165 156V157H164ZM174 156V157H173ZM215 158H214V157ZM221 156H223V157H221ZM14 157V158H13ZM84 157V158H83ZM87 157V158H86ZM89 157V158H88ZM116 157H117V159H116ZM183 157V158H182ZM186 157V158H185ZM205 159H204V158ZM6 158V159H5ZM28 158V159H27ZM94 158V159H93ZM105 158V159H104ZM107 158V159H106ZM113 158H115V159H113ZM137 158H138V160H137ZM142 158H144L145 160H143ZM150 160H149V159ZM170 158V159H169ZM171 158H172V160H171ZM218 158V159H217ZM222 158V159H221ZM226 158V159H225ZM254 158V159H253ZM9 159V160H8ZM45 159H47V160H45ZM82 159V160H81ZM92 159V160H91ZM103 161H101V160ZM110 159H113L114 161H115V163H112L113 162V160H110ZM162 159V160H161ZM169 159V160H168ZM181 159H183L182 160V162H181V164H180V161H181ZM210 159V160H209ZM12 160H14V161H12ZM30 160V161H29ZM80 160V161H79ZM135 160H137V161H135ZM143 160V161H142ZM161 160V161H160ZM187 162H186V161ZM203 160V161H202ZM217 160H218V162H217ZM220 160V161H219ZM236 160V161H235ZM82 161V162H81ZM90 161H93V163L92 162H90ZM98 163H97V162ZM101 163H100V162ZM140 161V162H139ZM212 161V162H211ZM231 161V162H230ZM249 161V162H248ZM252 161V162H251ZM5 162V163H4ZM44 162V163H43ZM46 162V163H45ZM80 162V163H79ZM90 162V163H89ZM111 162V163H110ZM139 162V163H138ZM193 162V163H192ZM224 162V163H223ZM226 162V163H225ZM245 162V163H244ZM37 165H36V164ZM138 163V164H137ZM142 163V164H141ZM169 163V164H168ZM174 165H173V164ZM177 163V164H176ZM192 163V164H191ZM213 163H215V164H213ZM244 163V164H243ZM250 163V164H249ZM253 165H252V164ZM77 164V165H76ZM79 164V165H78ZM81 164V165H80ZM88 164H92L91 166L90 165H88ZM94 164V165H93ZM105 164V165H104ZM108 164V165H107ZM114 167H116V169H119L120 168V171L119 170H117V172H120V174L118 173V176L119 177H117V173H116V171H115V167L114 168H112V166ZM132 164V165H131ZM136 164V165H135ZM140 164V165H139ZM187 164V165H186ZM217 164V165H216ZM240 164H241V166H240ZM117 165V166H116ZM145 165H146V168H145ZM185 165V166H184ZM188 165H189V167H188ZM6 166V167H5ZM29 166V167H28ZM46 166V167H45ZM72 166V167H71ZM157 166V167H156ZM176 166V167H175ZM179 166V167H178ZM187 166V167H186ZM195 166V167H194ZM207 166V167H206ZM213 166V167H212ZM234 166V167H233ZM238 166V167H237ZM255 166H256V169H254L255 168ZM5 167V168H4ZM86 167V168H85ZM90 167H92V168H90ZM110 168V170H109V168ZM118 167V168H117ZM125 168V170H124V168ZM144 167V168H143ZM154 167V168H153ZM163 167V168H162ZM167 167V168H166ZM193 167V168H192ZM200 167V168H199ZM8 168V169H7ZM43 168V169H42ZM95 168V169H94ZM108 168V170L110 171V173H111V171H113V175H115L116 174V176L115 177H117V178H111V179H109V177H107V173L109 174V175H112V174H110L109 173V171H107L106 169ZM127 168V169H126ZM158 168V169H157ZM175 168H176V170H175ZM197 168V169H196ZM211 168V169H210ZM51 169V170H50ZM77 169V170H76ZM100 169V170H99ZM103 169V170H102ZM113 169V170H112ZM129 169V170H128ZM134 170V171H132V170ZM145 169V170H144ZM188 169V170H187ZM190 169V170H189ZM192 169V170H191ZM194 169V170H193ZM208 169V170H207ZM245 169H246V171H248L247 172V174H246V171H245ZM251 169V170H250ZM4 170V171H3ZM22 170V171H21ZM83 170V171H82ZM86 170V171H85ZM124 170V171H123ZM128 170V171H127ZM147 170H149V171H147ZM155 170V171H154ZM213 170V171H212ZM239 170V171H238ZM242 170V171H241ZM244 170V171H243ZM250 170V171H249ZM255 170V171H254ZM15 171V172H14ZM22 173H21V172ZM87 171H89V172H87ZM107 171V172H106ZM123 171V172H122ZM130 172L129 173V175L126 173V172ZM131 171H132V173H131ZM136 171V172H135ZM151 171V172H150ZM174 171V172H173ZM179 171V172H178ZM185 173H184V172ZM197 171V172H196ZM216 171V172H215ZM218 171V172H217ZM224 171V172H223ZM239 173H238V172ZM13 172V173H12ZM32 172V173H31ZM34 172H36V173H34ZM106 172V173H105ZM126 174H125V173ZM142 172V173H141ZM157 172V173H156ZM159 172V173H158ZM165 174H164V173ZM220 172H222V173H220ZM228 172V173H227ZM231 172V173H230ZM235 172L236 173H238V175L237 174H235ZM258 173V175H257V173ZM261 172H262V174H261ZM77 173H78V177L79 176H81V177H79V180H75V181H79L78 183L76 182V186H73L74 185V182L75 181H73L75 178V176L77 177ZM85 175H84V174ZM144 174V176L143 175H140V174ZM200 173V174H199ZM214 173H216V174H214ZM220 173V174H219ZM8 174V175H7ZM70 174H72V175H70ZM74 174V175H73ZM81 174V175H80ZM94 174H95V176H94ZM98 174H99V176H98ZM124 174V175H123ZM132 174H137V175H132ZM146 174V175H145ZM151 174V175H150ZM159 174V175H158ZM160 174H162V175H160ZM168 174V175H167ZM198 174V175H197ZM233 174H235L237 177H235V175H233ZM242 174V175H243ZM27 175V176H26ZM84 175V176H83ZM93 175V176H92ZM122 175H123V177H122ZM125 175H128V176H126L125 177ZM156 177H155V176ZM186 175V176H185ZM191 175V176H190ZM221 175V176H220ZM4 176V177H3ZM37 176V177H36ZM49 178H48V177ZM72 176V177H71ZM139 176H141L142 177V179L143 180H141V183H140V181H138V180H140L141 178L139 177ZM158 176V177H157ZM162 176V177H161ZM178 176V177H177ZM200 176V177H199ZM228 176V177H227ZM9 177V178H8ZM77 177V178H78ZM97 177V178H96ZM99 177H101V178H99ZM107 177V178H106ZM111 177H113V176H111ZM120 177H122L121 179H120ZM130 179H129V178ZM131 177H132V179H133V181H132V179H131ZM147 179H146V178ZM155 177V178H154ZM183 177V178H182ZM185 177V178H184ZM188 177V178H187ZM192 177V178H191ZM210 177V178H209ZM229 177H231V178H229ZM5 178H6V180H5ZM47 178V179H46ZM63 178V179H62ZM72 178H74L73 180L70 179ZM127 178V179H126ZM137 180H136V179ZM161 178V179H160ZM174 178V179H173ZM191 178V179H190ZM194 178V179H193ZM199 178L201 179V180H203V181H201V180H199ZM203 178V179H202ZM208 178V179H207ZM3 179V180H2ZM11 179V180H10ZM45 179V180H44ZM51 179V180H50ZM86 180V179H89L88 180V183L86 184V182L87 181H85L84 182V180ZM96 180V184H95V182H93V181H95ZM114 179H115V181L116 182H114V187H113V184H112V181H114ZM120 179V180H122V182L121 181H119L118 182V180ZM125 179V180H124ZM172 179V180H171ZM207 179V180H206ZM216 179V180H215ZM230 179H231V181H230ZM233 179V180H232ZM235 179V180H234ZM9 180V181H8ZM20 180V181H19ZM30 180V181H29ZM38 180H39V183H38ZM90 180H92L91 182H89ZM98 180V181H97ZM100 180H102V183L100 182ZM111 180V181H110ZM128 180H129V182H128ZM130 180H131V182H133V184L130 182ZM146 180V181H145ZM161 180V181H160ZM171 180V181H170ZM184 180V181H183ZM188 180V181H187ZM191 180V181H190ZM198 180H199V182H198ZM212 180V181H211ZM83 183H82V182ZM123 181H124V183H125V181H127L126 182V185H128L127 187L125 186V184H123ZM151 182L152 181V183H154L155 182V189L158 191H156L155 189H153V191H151V195H153V196H148V197H152L154 200L156 199V201H155V203H153L154 201H153V199L151 198V202H149L148 203V201L150 200L148 197L146 198V200H147V203L145 202L144 203V201H145V198L144 197H142V195L144 194L143 192H145V190H144V188H145V186H146V184H147V182ZM14 182V183H13ZM28 182V183H27ZM30 182V183H29ZM73 182V183H72ZM97 182H99V183H97ZM122 183L123 185H121L120 184V186H122V188H124V187H126V188H130V190H129V194L131 195H129L128 196V198H129V200H128V202L126 203V202H124V204H122V210H121V208L120 209H118V212L116 213L117 215H122L123 216V218H122V216H117V217H114L115 218V220H113L112 218V220H110L109 219V222L111 223L112 221L113 222H115L114 224H110V225H108V226H106V224H107V222L108 221H105V219L107 218V216L105 215V210H106V206H108V204H110V202H111V200L112 199H114V198H116L117 196L116 195H119L120 194V192L122 191V190H124V189H122L121 187H115L116 185L118 186V183ZM139 182V183H138ZM157 182V183H156ZM162 182V183H161ZM167 182V183H166ZM182 182V183H181ZM188 182V183H187ZM205 182V183H204ZM210 182V183H209ZM212 182V183H211ZM226 184H225V183ZM229 182H231V183H229ZM34 183H36V184H34ZM42 183V184H41ZM70 183H72V185L70 184ZM104 183V184H103ZM135 183L137 184V185H135ZM174 183H176V184H174ZM198 183H200V184H198ZM232 183H234V184H232ZM41 184V185H40ZM61 184V185H60ZM68 184V185H67ZM83 184V185H82ZM85 184V185H84ZM90 184H92V185H90ZM100 185V187H101V189H100V187H99V185ZM131 184V185H130ZM185 184V185H184ZM203 184L205 185V187H203ZM224 184V185H223ZM31 185V186H30ZM38 186V187H36V186ZM48 185V186H47ZM67 185V186H66ZM79 185V186H78ZM81 185V186H80ZM89 185V186H88ZM96 185H98V186H96ZM102 185V186H101ZM129 185H130V187H129ZM144 185V186H143ZM161 185H163V186H161ZM181 185V186H180ZM190 185V186H189ZM195 185V186H194ZM197 185V186H196ZM221 187H220V186ZM12 186V187H11ZM24 186V187H23ZM65 186V187H64ZM72 186V187H71ZM85 186V187H84ZM92 186V187H91ZM94 186V187H93ZM96 186V187H95ZM124 186V187H123ZM133 186V187H132ZM137 186H138V188H137ZM179 186V187H178ZM200 186V187H199ZM215 186H216V188H215ZM15 187V188H14ZM17 187V188H16ZM20 187V188H19ZM24 189H23V188ZM29 187V188H28ZM54 187H56V188H54ZM74 187H75V191H74ZM85 188V190H87V188L89 189L90 187V191L89 190H87V191H85V192H83L82 190L83 189H81V188ZM97 187H99V189L97 188ZM142 187H143V189H142ZM165 187V188H164ZM174 187V188H173ZM188 187V189H186ZM208 187V188H207ZM22 188V189H21ZM40 188V189H39ZM44 188V189H43ZM67 188H69V189H67ZM71 188H73L72 190L74 191V193H76L75 195H76V197H75V195L73 196L72 194H74V193H72L71 194ZM96 189L97 188V190L95 191L94 189ZM109 188H111V189H109ZM115 188L117 189V190H115ZM122 190H121V189ZM134 188V189H133ZM137 188V189H136ZM159 188V189H158ZM182 188V189H181ZM191 188V189H190ZM193 188V189H192ZM196 188H197V190H196ZM208 190H207V189ZM210 188V189H209ZM215 188V189H214ZM218 188V189H217ZM220 188V189H219ZM224 190H223V189ZM8 189V190H7ZM12 189V190H11ZM26 189V190H25ZM33 189V190H32ZM39 189V190H38ZM46 189V190H45ZM94 190V191H92V190ZM136 189V190H135ZM170 189V190H169ZM173 189V190H172ZM5 192L6 190H7V192H3V191ZM16 190V191H15ZM23 190H25V191H23ZM37 190H38V193H37ZM57 190V191H56ZM60 190V191H59ZM81 190V191H80ZM109 190H113V194H112V197L111 198H108L109 200L108 201H106L107 200V198L106 197H104V196H106V192L108 193L109 192ZM121 190V191H120ZM134 190V191H133ZM141 190V191H140ZM155 190V191H154ZM171 191L170 193H169V191ZM190 191V193H188L189 191ZM196 190V191H195ZM212 190V191H211ZM214 190V191H213ZM217 190H221V191H217ZM230 190H231V192H230ZM11 191V192H10ZM19 191V192H18ZM21 191V192H20ZM27 191H29V192H27ZM30 191H31V193H30ZM41 191V192H40ZM43 191V192H42ZM66 191V192H65ZM68 191H70V192H68ZM78 191V192H77ZM92 191V192H91ZM118 191V194L116 193ZM131 191H132V193H131ZM137 191L140 193H138L137 194ZM175 191V192H174ZM182 191V192H181ZM194 191V192H193ZM199 191V192H198ZM233 191V192H232ZM3 192V193H2ZM18 194H17V193ZM34 192V194H32ZM56 192V193H55ZM81 192H83L82 194H80ZM105 192V193H104ZM133 192H134V194H133ZM152 192H154V194H152ZM155 192H157V193H155ZM210 193V194H208V193ZM231 193V198H230V196H228L227 197V195H230V193ZM11 193V194H10ZM14 193V194H13ZM20 193H22V194H20ZM43 193V194H42ZM88 193V194H87ZM93 193V194H92ZM103 193V194H102ZM164 193H166V194H164ZM175 193V194H174ZM234 193V194H233ZM4 194V195H3ZM8 194V195H7ZM24 194H25V196H24ZM38 194V195H37ZM46 194V195H45ZM50 196H49V195ZM58 194H60V197H59V195ZM85 194V195H84ZM99 194V195H98ZM142 194V195H141ZM157 194V195H156ZM159 194H161V195H163L164 194V196H160ZM172 194H174V195H172ZM182 196H181V195ZM190 194V195H189ZM195 194V195H194ZM202 194V195H201ZM214 194V195H213ZM226 194V196H224ZM237 194H238V196H237ZM242 194H244V197H241V196H243ZM3 195V196H2ZM8 197H7V196ZM12 195V196H11ZM16 195V196H15ZM20 195V196H19ZM27 195H28V197H27ZM34 197H33V196ZM36 195V196H35ZM62 195H63V197H62ZM88 197H87V196ZM89 195H91L92 197H90ZM101 195V196H100ZM166 195V196H165ZM179 195V196H178ZM184 195V196H183ZM191 195H193V196H191ZM208 195H211V196H208ZM222 195H223V197H222ZM18 196V197H17ZM57 196V197H56ZM67 196V197H66ZM78 196V197H77ZM81 196V197H80ZM83 196V197H82ZM99 197V198H97V197ZM114 196H116V197H114ZM135 196V197H134ZM139 196V197H138ZM157 196V198H154V197H156ZM181 196V197H180ZM218 196V197H217ZM232 196H233V198H232ZM10 197H12V198H10ZM20 197H22V198H24V199H22V198H20ZM29 197H31L30 199H29ZM52 197V198H51ZM54 197H55V199H54ZM71 197V198H70ZM134 197V198H133ZM166 197V198H165ZM168 197V198H167ZM203 197V198H202ZM207 199H206V198ZM209 197V198H208ZM227 197V198H226ZM20 198V199H19ZM27 198V199H26ZM43 198V199H42ZM50 200H49V199ZM66 198H70L69 200L68 199H66ZM73 198V199H72ZM79 198V199H78ZM86 198V199H85ZM90 198V199H89ZM139 198V199H138ZM144 198V199H143ZM163 198H165V199H163ZM192 198V199H191ZM215 198V199H214ZM235 198V199H234ZM10 199V200H9ZM16 199V200H15ZM28 199H29V201H28ZM35 199V200H34ZM37 199V200H36ZM45 199H47V201L49 200V202H46V200ZM100 199H101V202H100ZM104 199H105V201H104ZM160 199V200H159ZM169 199V200H168ZM178 199V200H177ZM180 199H181V201H180ZM191 199V200H190ZM194 199H196V202H195V200ZM204 199V200H203ZM218 199V200H217ZM220 199V200H219ZM231 199V200H230ZM19 200H23V203H22V201H19ZM32 200H33V202H32ZM65 200V201H64ZM87 200V201H86ZM91 200V201H90ZM104 202H103V201ZM133 200V201H132ZM140 200H142V202L140 201ZM144 200V201H143ZM158 200V201H157ZM194 200V201H193ZM198 200H200V201H198ZM203 200V201H202ZM210 200V201H209ZM212 200V201H211ZM216 200V201H215ZM228 200V201H227ZM13 201H15V202H13ZM16 201H19V202H17L16 203ZM28 201V202H27ZM62 201V202H61ZM78 201V202H77ZM81 201H83V202H81ZM138 201H139V203H138ZM215 201V202H214ZM225 201H227V202H225ZM9 202V203H8ZM36 202V203H35ZM64 202V203H63ZM70 202H72V203H70ZM79 202H81V203H79ZM88 204H87V203ZM103 202V203H102ZM109 202V203H108ZM135 202V203H134ZM164 202V203H163ZM166 202V203H165ZM177 202L179 203V204H177ZM183 202H184V204H183ZM193 202V203H192ZM195 202V203H194ZM205 202V203H204ZM206 202H207V205H206ZM218 202V203H217ZM231 202V203H230ZM234 202V203H233ZM4 203V204H3ZM25 203H27V204H25ZM75 205H74V204ZM76 203H78V204H76ZM83 203V204H82ZM93 203V204H92ZM101 203V204H100ZM141 203V204H140ZM151 203V204H150ZM172 203V204H171ZM174 203V204H173ZM198 203V204H197ZM203 203V204H202ZM214 205V203H215V205L217 206H213L212 204ZM228 205H227V204ZM239 203V204H238ZM9 204H11V205H9ZM18 204V205H17ZM33 204V205H32ZM36 204V205H35ZM44 204V205H43ZM57 204V205H56ZM80 204H81V206H80ZM84 204H85V207H83L84 206ZM134 204H136V205H134ZM138 204H140V205H138ZM143 204V205H142ZM160 204V205H159ZM190 204H192V206H190ZM221 204H223V205H221ZM229 204H233V206L232 205H229ZM3 205V206H2ZM6 205V206H5ZM18 207H17V206ZM26 205V206H25ZM31 205V206H30ZM45 205H46V207H45ZM48 205V206H47ZM61 205H63V206H61ZM65 205H67V206H65ZM70 205V206H69ZM72 205H74V206H72ZM90 205V206H89ZM99 205V206H98ZM105 205V206H104ZM123 205H125V206H123ZM154 207H153V206ZM157 205V206H156ZM173 205V206H172ZM178 205V206H177ZM182 205V206H181ZM204 205V206H203ZM206 205V206H205ZM218 205H220V207L218 206ZM234 205H235V207H234ZM10 206H11V208H10ZM22 206H24V207H22ZM33 206H34V208H33ZM43 206V207H42ZM56 206V207H55ZM60 206V207H59ZM89 206V207H88ZM93 206H95V207H93ZM104 206V207H103ZM142 206V207H141ZM144 206V207H143ZM149 206V207H148ZM160 206V207H159ZM170 206V207H169ZM194 206V207H193ZM213 206V207H212ZM226 206V207H225ZM228 206V207H227ZM14 207V208H13ZM17 209H16V208ZM59 209H58V208ZM65 207H67V209L65 208ZM69 207H71V208H69ZM131 207V208H130ZM151 207V208H150ZM163 207H165L164 209H163ZM169 207V208H168ZM173 209H175V210H172V208ZM178 207V208H177ZM189 207H191V208H189ZM202 207V208H201ZM207 207V208H206ZM216 207V208H215ZM223 207V208H222ZM231 207H233V208H231ZM237 207V208H236ZM10 208V209H9ZM20 208H22V209H20ZM25 208V209H24ZM55 211H53L52 209ZM61 208H63L64 210L66 209V211H63V209H61ZM90 208V212L88 211V209ZM101 208V209H100ZM105 208V209H104ZM129 208V209H128ZM147 208V209H146ZM154 210H153V209ZM217 208V209H218ZM227 208V209H226ZM231 208V209H230ZM15 209V210H14ZM40 209V210H39ZM44 209V210H43ZM69 209V210H68ZM85 209V210H84ZM92 209V210H91ZM95 209V211H93ZM100 209V210H99ZM104 209V210H103ZM169 209H170V211H169ZM188 209V210H187ZM191 209V210H190ZM229 209H230V211H229ZM260 209V210H259ZM26 210V211H25ZM34 210V211H33ZM36 210V211H35ZM38 210V211H37ZM57 210H59V211H57ZM63 211V212H61V211ZM67 210H68V212H67ZM101 210L102 211H104V212H101ZM120 210V211H119ZM139 212H138V211ZM150 210V211H149ZM167 210V211H166ZM232 210V211H231ZM8 211H10V212H8ZM19 211V212H18ZM23 211H25V212H23ZM31 211L33 212V213H31ZM45 213H44V212ZM52 211V212H51ZM69 211H70V213H69ZM128 211V212H127ZM169 211V212H168ZM185 211V212H184ZM186 211H187V213H186ZM203 211V212H202ZM227 211V212H226ZM21 212H23V213H25V214H23V213H21ZM50 212H51V215H50ZM57 212V213H56ZM66 212L67 213H69L68 215L66 214ZM96 212V213H95ZM119 212H121V213H119ZM136 212V213H135ZM175 212V213H174ZM176 212H178L177 214H176ZM196 212H197V214H196ZM5 213V214H4ZM10 213V214H9ZM43 213V214H42ZM46 213H47V215H46ZM59 213V214H58ZM71 213L73 214L72 216H71ZM85 213V214H84ZM88 213V214H87ZM95 214L94 216H93V214ZM101 213H103V215H105V216H103ZM119 213V214H118ZM140 213H141V215H140ZM153 213V214H152ZM164 213V214H163ZM174 213V214H173ZM191 213H192V216H191ZM199 213V214H198ZM202 213V214H201ZM42 216H41V215ZM48 214H49V216H48ZM55 216H54V215ZM63 214H65V215H63ZM98 214H100V215H98ZM116 214H115V216H116ZM139 215V216H137L136 217V215ZM152 214V215H151ZM168 214V215H167ZM180 214V215H179ZM183 214V215H182ZM4 215V216H3ZM6 215V216H5ZM13 215V216H12ZM17 215V216H16ZM23 216V218H22V216ZM24 215H26L25 217H24ZM39 215V216H38ZM88 215V216H87ZM91 215V216H90ZM127 217H126V216ZM145 215V216H144ZM150 215V216H149ZM162 215V216H161ZM172 215V216H171ZM182 215V216H181ZM189 215V216H188ZM11 216V217H10ZM63 216V217H62ZM66 216V217H65ZM76 216V217H75ZM83 216V217H82ZM87 216V217H86ZM101 216H103L102 217V219H101ZM144 218H143V217ZM155 216V217H154ZM179 216V217H178ZM15 217V218H14ZM18 219H17V218ZM21 217V218H20ZM30 217V218H29ZM34 218V220H32L33 218ZM41 217V220L39 219ZM46 217V218H45ZM52 217V218H51ZM57 217V218H56ZM62 217V218H61ZM89 217V219H87ZM105 217V218H104ZM120 219H119V218ZM126 219H125V218ZM133 217V218H132ZM141 217V218H140ZM165 217V218H164ZM166 217H167V219H166ZM201 217H203L202 219H201ZM43 218V219H42ZM70 218V219H69ZM84 218V219H83ZM98 218V219H97ZM138 218V219H137ZM150 218H152L153 220H151ZM170 218V219H169ZM175 218V219H174ZM188 218V219H187ZM200 218V219H199ZM48 219H50V220H48ZM58 219V220H57ZM61 219H62V221H61ZM83 219V220H82ZM108 219V218H107ZM106 219V220H107ZM117 219H119V220H117ZM123 219V220H122ZM132 219H133V222H132ZM136 219V220H135ZM141 219V220H140ZM148 219H149V221H148ZM160 219V220H159ZM162 219V220H161ZM169 219V220H168ZM192 219V220H191ZM196 219V220H195ZM253 221H252V220ZM13 220V221H12ZM17 220V221H16ZM25 220H26V222H25ZM45 220V221H44ZM53 220L56 222H53ZM77 220V221H76ZM95 222H94V221ZM97 220V221H96ZM121 220V221H120ZM138 220V221H137ZM145 220V221H144ZM155 220V221H154ZM172 220H173V222H175V223H173L172 222ZM185 220V221H184ZM250 220V221H249ZM35 223H33V222ZM48 221V222H47ZM52 221V222H51ZM72 223H71V222ZM86 221V222H85ZM88 221V222H87ZM118 221V222H117ZM124 221V222H123ZM126 221V222H125ZM129 221V222H128ZM163 221H164V223H163ZM189 221L191 222V223H189ZM193 221V222H192ZM201 221V222H200ZM249 221V222H248ZM12 222V223H11ZM20 222V223H19ZM30 224H28V223ZM38 222V223H37ZM47 222V223H46ZM62 224H61V223ZM76 222V223H75ZM89 222H91V223H89ZM106 222V223H105ZM109 222H108V224H109ZM112 222V223H113ZM123 222V223H122ZM151 222V223H150ZM152 222H153V224H152ZM4 223H5V225H4ZM40 223H42V224H40ZM96 223V224H95ZM125 223V224H124ZM158 223L160 224L159 226H158ZM223 223V222H222ZM7 224H8V226H7ZM19 224V226H17ZM21 224V225H20ZM32 224H34L35 225V227H34V225H32ZM36 224H37V226H36ZM39 224V225H38ZM43 224H45V225H43ZM48 224V225H47ZM66 224V225H65ZM75 224V225H74ZM124 225V227H123V225ZM150 224H152L151 226H150ZM157 224V225H156ZM167 224V225H166ZM198 224V225H197ZM3 225V226H2ZM25 226V228H24V226ZM54 227H53V226ZM60 225V226H59ZM69 225V226H68ZM114 225V226H113ZM148 225H147V227H148ZM154 225V226H153ZM172 225V226H171ZM173 225H175V226H173ZM189 227H188V226ZM46 226V227H45ZM52 228H50V227ZM58 226H59V228H58ZM67 226V227H66ZM88 226V227H87ZM95 226V227H94ZM98 226V227H97ZM102 226V227H101ZM120 226V227H119ZM129 226V227H128ZM181 226V227H180ZM183 226V227H182ZM224 228H222V227ZM30 227V228H29ZM42 227H44V228H42ZM61 227V228H60ZM108 227V228H107ZM111 227H112V229H111ZM128 227V228H127ZM158 228V230H157V228ZM164 227V228H163ZM221 227V228H220ZM227 227V226H226ZM242 227H243V231H242ZM30 230H29V229ZM32 228H34V229H32ZM39 228V229H38ZM40 228H42V229H40ZM46 228H47V230H46ZM54 228V229H53ZM74 228H76V229H74ZM110 228V229H109ZM115 228V229H114ZM154 228V229H153ZM190 228V229H189ZM197 228V229H196ZM218 228L220 229H218L219 231H217L218 233H224V231H225V226H224V224L222 225H220V226H218ZM18 229V230H17ZM27 229V230H26ZM32 229V230H31ZM46 231H45V230ZM50 229V230H49ZM58 229V230H57ZM60 229V230H59ZM72 229V230H71ZM93 229V230H92ZM105 229H109V231H106ZM156 229V230H155ZM160 229H161V231H160ZM15 230V231H14ZM29 230V232H27ZM34 230V231H33ZM42 230V231H41ZM43 230H44V232H43ZM55 230V231H54ZM164 230V231H163ZM171 230V231H170ZM180 230V231H179ZM182 230V231H181ZM190 230V231H189ZM2 231V232H1ZM52 231V233H50ZM59 231V232H58ZM95 231V232H94ZM97 231V232H96ZM104 231V232H103ZM114 231V232H113ZM155 231V232H154ZM167 231V232H166ZM33 232V233H32ZM36 232V233H35ZM41 233L40 235H39V233ZM49 232V233H48ZM62 232V233H61ZM88 232H89V234H88ZM165 232V233H164ZM177 232V233H176ZM236 232V233H235ZM255 232V233H254ZM19 233V234H18ZM53 233H55V234H53ZM59 233V234H58ZM83 233V234H82ZM111 233V234H110ZM160 233H162V234H160ZM163 233L165 234V236L163 235ZM167 233V234H166ZM173 233H175V235L173 234ZM22 234V235H21ZM51 234V235H50ZM57 234V235H56ZM66 234V235H65ZM88 234V235H87ZM96 234H97V236H96ZM101 236H100V235ZM252 234V235H251ZM19 235V236H18ZM21 235V236H20ZM42 235V236H41ZM104 235H105V237H104ZM110 235V236H109ZM157 235V236H156ZM169 235V236H168ZM172 235V236H171ZM175 237H174V236ZM236 235V236H235ZM245 235H247V236H245ZM253 235H254V237H253ZM4 236V237H3ZM11 236V237H10ZM24 236V237H23ZM32 236V237H31ZM40 236V237H39ZM51 237V238H49V237ZM57 236H59V237H57ZM75 236H77V237H75ZM90 236H93V238L92 239H90L91 237ZM108 236V237H107ZM189 236V237H188ZM234 236V237H233ZM243 236V237H242ZM20 237V238H19ZM22 237V238H21ZM26 237V238H25ZM42 237V238H41ZM44 237H45V239H44ZM80 237V238H79ZM84 237V238H83ZM97 237H98V239H97ZM104 237V238H103ZM160 237V238H159ZM165 237V238H164ZM236 237V238H235ZM252 237V238H251ZM14 238V239H13ZM49 238V239H48ZM55 238V239H54ZM69 238V239H68ZM99 238H100V240H99ZM103 240H102V239ZM161 238H163V239H161ZM171 238V239H170ZM177 238V239H176ZM178 238H180V239H178ZM242 238V239H241ZM6 239V240H5ZM17 239V240H16ZM36 241H35V240ZM110 239V238H109ZM188 239V240H187ZM236 239V240H235ZM257 239V240H256ZM20 240V241H19ZM27 240L29 241V242H27ZM42 240V241H41ZM53 240H55L56 242H54ZM63 240V241H62ZM81 240V241H80ZM86 240H90L89 242L88 241H86ZM159 240V241H158ZM170 240V241H169ZM176 240V241H175ZM185 240V241H184ZM9 241V242H8ZM48 241H50V242H48ZM61 241V242H60ZM68 241V242H67ZM78 241V242H77ZM102 241V242H101ZM104 241V242H103ZM110 241L112 242V239H110ZM232 243H231V242ZM235 241V242H234ZM237 241V242H236ZM44 242H45V244H44ZM48 242V243H47ZM54 242V243H53ZM63 242V243H62ZM76 242V243H75ZM165 244H164V243ZM185 242V244L184 245H182L183 243ZM188 244H187V243ZM209 242V243H208ZM227 242V243H226ZM245 244H244V243ZM246 242H247V244H246ZM250 242V243H249ZM56 243V244H55ZM71 243V244H70ZM75 243V244H74ZM90 244V245H88V244ZM91 243H93V244H91ZM101 243V244H100ZM103 243V244H102ZM160 243H163V244H160ZM170 243V244H169ZM222 243V242H221ZM221 243H219V244H221ZM6 244V245H5ZM25 244V245H24ZM26 244H27V246H26ZM47 244V245H46ZM52 244V245H51ZM64 244H66V245H64ZM95 244V245H94ZM170 245V246H168V245ZM173 244V245H172ZM175 244V245H174ZM238 244V245H237ZM256 246H255V245ZM50 245V246H49ZM57 245V246H56ZM58 245H60V246H58ZM77 245V246H76ZM102 245H104V247L102 246ZM133 245V243L132 244H130V246L131 247H134V246H132ZM157 247H156V246ZM218 245V246H217ZM231 245V246H230ZM232 245H234V246H232ZM246 245V246H245ZM253 245V246H252ZM48 246V248H45V247H47ZM53 246H55V247H53ZM62 246H64V247H62ZM82 246V247H81ZM87 246H88V248H87ZM97 246V247H96ZM100 246V247H99ZM108 246V247H107ZM193 246H194V244H193ZM214 246V247H213ZM238 246V247H237ZM252 246V247H251ZM45 248V249H43V248ZM102 247V248H101ZM107 247V248H106ZM152 247V249H155V248H153ZM179 247V248H178ZM187 247V248H188ZM213 247V248H212ZM244 247V248H243ZM251 247V248H250ZM16 248V249H15ZM52 250V251H50V249ZM90 248H92V249H90ZM111 249V251H109L110 249ZM146 247H144L143 249H145ZM178 250H177V249ZM208 248V249H207ZM211 248V249H210ZM216 248V249H215ZM26 249H28V250H26ZM56 249V250H55ZM90 251H89V250ZM101 249V250H100ZM200 249H202L201 251L202 252H200ZM231 249V250H230ZM5 250V251H4ZM55 250V251H54ZM69 250V251H68ZM73 250V251H72ZM137 250V249H136ZM195 250H196V252H195ZM207 250V251H206ZM24 251V252H23ZM27 251V252H26ZM64 253H63V252ZM86 251V252H85ZM98 251V252H97ZM102 251H104V253L102 252ZM109 252V254H111V255H109L108 254V252ZM140 251H142V253L140 252ZM171 251V252H170ZM182 252V255L180 254L181 252ZM215 251V252H214ZM218 251V252H217ZM10 252V253H9ZM70 252V253H69ZM78 252V253H77ZM85 254H83V253ZM101 252V253H100ZM106 252V253H105ZM111 252V253H110ZM179 252V253H178ZM205 252V253H204ZM217 252V253H216ZM228 252V253H227ZM233 252V253H232ZM18 253V254H17ZM35 253V254H34ZM56 253V254H55ZM62 253V254H61ZM113 253V254H112ZM141 253V254H140ZM167 253V254H166ZM174 253V254H173ZM187 253H193V254H188L187 255ZM195 253V254H194ZM199 255H198V254ZM201 253V254H200ZM39 254V255H38ZM100 254V255H99ZM137 254V255H136ZM139 254V255H138ZM223 254V255H222ZM226 254V255H225ZM227 254H228V256H227ZM242 254V255H241ZM18 255V256H17ZM26 255V256H25ZM31 255V256H30ZM42 255V256H41ZM56 255V256H55ZM79 255H80V257H79ZM83 255V256H82ZM87 255V257H85ZM106 255V256H105ZM113 255H115V256H113ZM178 257H176V256ZM179 255V256H178ZM187 255V256H186ZM195 255H197V256H195ZM200 255H202V256H200ZM225 255V256H224ZM234 255V256H233ZM237 255V256H236ZM11 256V257H10ZM28 256V257H27ZM58 256V257H57ZM82 256V257H81ZM90 256V257H89ZM98 256V257H97ZM109 256H112V258L114 257V259H112L111 257H109ZM137 256V257H136ZM142 256V257H141ZM186 256V258H184ZM207 256V257H206ZM233 256V257H232ZM248 256V257H247ZM19 259H18V258ZM22 257V258H21ZM42 257V258H41ZM100 257V258H99ZM177 259H176V258ZM183 257V258H182ZM188 257H189V259H191V260H189L188 259ZM194 257V258H193ZM198 257V258H197ZM200 257V258H199ZM203 257V258H202ZM205 257V258H204ZM222 257H223V259H222ZM6 258V259H5ZM54 258V259H53ZM85 258V259H84ZM108 258V259H107ZM111 258V259H110ZM192 258H193V261H192ZM195 258H197V259H195ZM202 258V259H201ZM208 258V259H207ZM211 258V259H210ZM213 258V259H212ZM235 258V259H234ZM51 259V260H50ZM58 259V260H57ZM82 261H80V260ZM98 259H100V260H98ZM105 259V260H104ZM136 259V260H135ZM30 260V261H29ZM34 260V261H33ZM93 260V261H92ZM107 260V261H106ZM110 260V261H109ZM113 260V261H112ZM115 260V261H114ZM167 260V261H166ZM189 260V261H188ZM226 260V261H225ZM67 261V262H66ZM75 261V262H74ZM86 261V262H85ZM97 261V262H96ZM134 261V262H133ZM136 261V262H135ZM166 261V262H165ZM208 261V262H207ZM229 261V262H228ZM231 261V262H230ZM241 261V262H240ZM247 261V262H246ZM90 262H92V263H90ZM99 262V263H98ZM108 262V263H107ZM126 262V263H125ZM138 262V263H137ZM182 262V263H181ZM243 262V263H242ZM159 263V264H160ZM157 264V263H156Z\"/></svg>", "mask_w": 264, "mask_h": 264}, {"label": "bare ground", "instance_id": "6f19581e", "mask_svg": "<svg viewBox=\"0 0 264 264\" xmlns=\"http://www.w3.org/2000/svg\"><path fill=\"white\" fill-rule=\"evenodd\" d=\"M6 1H8V0H6ZM10 1V0H9ZM28 1H30V0H28ZM27 1V2H28ZM38 0H31L30 2H28V4L29 5H27L26 7L28 8V6H29V9H32L33 10V13L34 12H37V11H39V13H41L42 11H43V9L46 7V9H47V7H49L48 9H49V11H51L52 10V12H58V14L57 13H54V14H57V16H54L55 18H51V24H50V26H51V28H54V29H57V31L58 30H60V29H62V27L60 28V26H66V24L71 28V29H73V31L71 32L69 29L70 28H68L67 26L65 27V28H67L68 29V31L69 32H71L69 35H71V36H67L66 34V41L65 42H63V45H62V47L64 46V48H65V50H66V45H64L66 42H67V44H68V46H67V50H66V55L68 54V53H70V51L72 52L74 49H78V51H77V53L78 52H80V53H78V55L79 54H81V53H83L84 54V56H86L85 55V53L84 52H86V53H89V52H91L92 51V47L93 46H95V43L96 42H98V39L101 37V35H102V32H103V34H104V30L106 31L107 29H108V26H106L105 24H107L106 22H107V20H108V14H109V10H111V8H112V6H110L111 8L109 9V7H107V8H105L106 10H101V8H100V10H99V8H95V10L94 9H92L91 10V8H92V6H91V8H90V5H89V7H88V4H87V2L88 1H90V0H88L87 2H86V0H70L71 2H69L68 3V0H65V2L63 1V0H58V1H55L54 2V0H53V2L51 3L50 2V0L48 1V0H39L40 2H38V3H36ZM47 1L48 2H50V3H47ZM94 1V0H93ZM107 1V0H106ZM118 1V0H117ZM117 1H116V3H117ZM121 1V0H120ZM120 1H118V2H120ZM123 2H124V0H122ZM126 1H129V0H126ZM132 1V0H131ZM137 0H133V2H136ZM143 3L142 4H144L147 8H148V15H146V21H144V22H142V24H139V23H136L135 25H133L132 26V29L128 32L129 33V35H128V37H127V39L128 40H130V39H132V38H135L134 40H141V43H142V41H143V43H144V45H146L147 44V46L149 45V47L148 48H150V50L152 49L151 48V42H152V40L156 37V35L158 34V32L160 33H164V35H166V36H168V37H170V36H172V37H174V36H177V35H179V36H185L184 34H185V32L187 31V26L189 27V25L187 24L188 22L190 23V25L191 26H194L196 29H197V31H199L200 32V34H203V35H205L206 37H205V40H207L206 38H208L209 40H210V44H208L209 46H208V50H207V52L205 53V57L204 58H202V61H203V65H205V69H204V71H203V73L202 74H205L206 73V75L208 76L209 75V81L210 82H212V84L214 83V81H216L218 78H217V75L218 76H220L219 74H216V73H214V75H213V73L211 74V71L209 70V69H214V70H217V69H215L214 68V66L216 65L215 63H217L218 61H223L224 59H226L227 57H230L229 59H234L233 58V56H236V55H238L239 57H240V51H242V54H241V58H242V63H241V59H240V63H241V65H240V67L238 68V71H237V69H236V79H240V83L238 84L239 86H240V88H238V87H234L233 85H234V83L233 84H231V80L232 79H225L227 82L225 83V85H223V87L219 90V88H218V86L217 85H215V87L217 86V89H218V93H221V96H217V95H219V94H216L215 96H213V95H211L210 93V95L211 96H209V98L206 100V98L204 99V98H202V99H200V100H198V101H196V103H193L194 104V108H196V110H197V112H198V109H203V108H209L208 109V112L211 110V109H215V110H213V111H217L218 109H217V107H220L221 105H226V104H228L229 106H231V107H233V109L234 110H236V112H243L244 110H246V108L245 109H243L244 108V106L245 105H247V103L246 102H248V101H246L247 100V96L249 95V96H251V95H253V94H256V95H253L251 98H253L252 100H255L254 98H256V97H254V96H257L258 97V95L257 94H259L260 93V95L262 94L261 92H263L264 91V83H263V81H261V83H259L260 81H258V83L259 84H261L260 85V87L258 86V83H256L257 84V86L256 87H253L252 86V82L254 81V80H252V79H254L255 77H257V76H259L260 77V75H258L257 74V76L255 75V73H253L254 75H252L250 72L251 71H254V70H264V32H262L261 30L260 31H258V28L257 27H255V28H257V29H251L250 30V23H253V24H251V26H253L254 27V24H256L255 23V20L257 21V19L259 20V22L261 23L263 20H264V15H262L261 16V14L260 13H262V9H263V7H264V4L262 5V2H264V0H237L236 2L235 1H231L230 3H227V1L228 0H141ZM176 1V2H175ZM230 1V0H229ZM261 1V2H260ZM95 2H96V0H95ZM102 2V1H101ZM133 2H131L132 4H133ZM138 2V1H137ZM257 2H258V4H257ZM260 2V3H259ZM5 3V2H4ZM19 3V2H18ZM26 3V2H25ZM91 3V2H90ZM97 3V2H96ZM100 2H99V0H98V4H99ZM106 3V2H105ZM112 3V2H111ZM131 3H130V5H131ZM141 3V2H140ZM11 4V3H10ZM49 5V6H46V5ZM94 4V3H93ZM107 4V3H106ZM124 4H125V2H124ZM123 4V5H124ZM134 4H136V3H134ZM139 4V3H138ZM142 4H139V5H142ZM21 5V4H20ZM110 5V4H109ZM119 5V4H118ZM122 4H121V6L120 7H122L123 6ZM129 5V4H128ZM3 6H5L4 4H3ZM6 6H8V5H6ZM24 6H25V4H24ZM94 6V5H93ZM106 6V5H105ZM126 6V5H125ZM133 6V5H132ZM143 6V5H142ZM171 7V9H172V7H173V9H174V15L173 14H171V19H172V26H169V28H167V29H164V26H166L165 24H167V22L163 25V20L165 19L164 17V15H160V13H158L159 12V10H161V8L162 9H164V7ZM18 7V6H17ZM128 7V6H127ZM130 7V6H129ZM128 7V8H129ZM144 7V6H143ZM5 9H6V7H4ZM114 9H115V5H114V7H113ZM134 8V7H133ZM140 8V7H139ZM153 8H157V10H158V12H152L153 10H151V9H153ZM167 8V9H168ZM45 9V10H46ZM48 9H47V11H48ZM54 9H58L57 11L56 10H54ZM73 9V10H72ZM77 10V11H75V12H73L74 10ZM120 9V8H119ZM118 9V10H119ZM126 9V8H125ZM138 9V8H137ZM140 9H142V8H140ZM139 9V10H140ZM13 10H15V9H13ZM23 10H24V8H23ZM32 10L30 11V12H32ZM44 10V11H45ZM54 10V11H53ZM72 10V12H70ZM107 10L109 11V12H107ZM117 10V11H118ZM123 10H124V8H123ZM128 10V9H127ZM144 10H146V9H144ZM151 10V11H150ZM26 11H28L27 9H26ZM116 11V12H117ZM122 11V10H121ZM136 11H138V10H136ZM3 12V11H2ZM5 12V11H4ZM25 12V11H24ZM51 12V14H53ZM135 12V11H134ZM172 12V11H171ZM12 13V12H11ZM16 13V12H15ZM22 13V12H21ZM27 13V12H26ZM43 13H45V12H43ZM43 13H42V15H43ZM48 13H50V12H48ZM167 13H170L169 11L167 12ZM7 14V13H6ZM5 14V15H6ZM27 14H29V13H27ZM35 14V13H34ZM38 14V13H37ZM111 14H113V13H111ZM116 14V13H115ZM118 14V13H117ZM124 14H125V12H124ZM264 14V13H263ZM12 15V14H11ZM26 15V14H25ZM32 15V14H31ZM30 15V16H31ZM38 15H40V14H38ZM49 15V14H48ZM120 15V14H119ZM136 15V14H135ZM167 15V14H166ZM170 14H168L167 16H169ZM46 16H47V14H46ZM51 16V15H50ZM53 16V15H52ZM51 16V17H52ZM114 16V15H113ZM121 16V15H120ZM120 16H118L117 15V17L119 18ZM109 17H111L110 16V14H109ZM142 17V16H141ZM140 17V18H141ZM27 18H29V17H27ZM31 18H33V17H31ZM31 18H30V20H31ZM40 18V17H39ZM43 18V17H42ZM117 18V19H118ZM136 18V17H135ZM164 18V19H163ZM170 18V17H169ZM184 18L187 20V23H186V21H184L185 23L183 24V21H182V19L184 20ZM6 19V18H5ZM48 19V18H47ZM110 19V18H109ZM138 19V18H137ZM137 19H135L136 21H137ZM3 20V19H2ZM43 20V19H42ZM131 20V19H130ZM34 21H35V19H34ZM110 21H112L111 19H110ZM171 21V20H170ZM8 22V21H7ZM13 22V21H12ZM109 22V21H108ZM114 22H116V21H114ZM29 23V22H28ZM36 23V22H35ZM112 23V22H111ZM128 23V22H127ZM133 23V22H132ZM2 24V23H1ZM14 24V23H13ZM16 24V23H15ZM18 24V23H17ZM170 24H171V22H170ZM25 25V24H24ZM29 25V24H28ZM44 25H45V23H44ZM111 25V24H110ZM167 25H169V24H167ZM258 25V24H257ZM264 25V24H263ZM13 26V25H12ZM11 26V27H12ZM21 26V25H20ZM42 26V25H41ZM112 26V25H111ZM116 26V25H115ZM131 26V25H130ZM259 26H260V24H259ZM1 27V26H0ZM9 27V26H8ZM40 27V26H39ZM46 27V26H45ZM49 27V26H48ZM107 27V29H105ZM110 27V26H109ZM122 27V26H121ZM51 28H49L50 30H51ZM2 29L4 30V28L2 27ZM13 29V28H12ZM25 29V28H24ZM46 29H48V28H46ZM111 29V28H110ZM112 29H113V27H112ZM129 29V28H128ZM259 29H261V28H259ZM65 31H66V29H64ZM118 30V29H117ZM125 30V29H124ZM190 29H188V32H190L189 31ZM10 31V30H9ZM35 31V30H34ZM36 31H38V30H36ZM45 31V30H44ZM63 31V30H62ZM64 31V32H65ZM108 31L110 32V30L108 29ZM114 31V30H113ZM112 30H111V32H113ZM192 31V30H191ZM194 31V30H193ZM196 31V30H195ZM6 32V31H5ZM50 32V31H49ZM51 32H52V30H51ZM54 32V31H53ZM59 32V31H58ZM57 32V33H58ZM63 32V33H64ZM125 32H127V31H125ZM17 33H18V31H17ZM34 33V32H33ZM56 33V32H55ZM55 33H53V35L55 34ZM108 33V32H107ZM114 33V32H113ZM116 33V32H115ZM115 33H114V36H115ZM198 33V32H197ZM26 34V33H25ZM24 34V35H25ZM31 34V33H30ZM42 34V33H41ZM106 34V33H105ZM109 34V33H108ZM191 35H192V33H190ZM4 35V34H3ZM7 35V34H6ZM9 35V34H8ZM49 35H51V34H49ZM52 35V36H53ZM56 35V34H55ZM58 35H59V33H58ZM58 35H56L55 37H56V40H57V37H58ZM60 35H61V31H60ZM112 35V34H111ZM117 35V34H116ZM120 35V34H119ZM118 35V37H115L114 38V36H112L113 38H108V40L107 41H105V42H101V45H96V46H99L98 48H99V51H97V54H94V55H92V54H89V55H92L93 57L91 58V60H86V59H84V62H86V61H90L88 64H86V63H84L86 66H85V68L86 69H91V68H93L94 67V65H95V61L98 59V58H100V57H103V56H107L108 55V53H109V55L112 53V54H114L115 53V51H118L119 49H120V45H121V40H123V39H121L120 38V36ZM122 35V34H121ZM126 35V34H125ZM194 35V34H193ZM203 35H202V37H203ZM11 36V35H10ZM37 36V35H36ZM44 36H45V34H44ZM62 36L63 37H65L63 34H62ZM62 36H60L61 38H62ZM158 36V35H157ZM162 36H163V34H162ZM178 36V37H179ZM198 36V35H197ZM3 37H5V36H3ZM30 37V36H29ZM47 37V36H46ZM59 37V39H61ZM84 37V38H83ZM85 37H86V41L88 42V40H90V42H91V44L90 45H92L91 47H89L88 45H87V48H84V46H83V44H84V42L83 41H81L82 39L84 40L85 39ZM108 37V36H107ZM106 37V38H107ZM109 37H110V35H109ZM125 37V36H124ZM159 37V36H158ZM191 37V36H190ZM196 37V36H195ZM199 37H200V35H199ZM22 38V37H21ZM41 38V37H40ZM53 38V37H52ZM51 38V39H52ZM90 38V39H89ZM102 38V37H101ZM101 38H100V40H99V43H100V41H101ZM163 38V37H162ZM177 38V37H176ZM180 38V37H179ZM178 38V40H180ZM187 39H188V37H186ZM191 38H194V37H191ZM6 39V38H5ZM12 39H14V38H12ZM16 39V38H15ZM29 39V38H28ZM62 39H64V38H62ZM59 40V41H63V40ZM88 39V40H87ZM127 39H126V41H127ZM173 39V38H172ZM35 40V39H34ZM49 40V39H48ZM103 40V39H102ZM105 40V39H104ZM133 40V39H132ZM169 40V39H168ZM167 40V41H168ZM171 40V39H170ZM181 40H183V39H181ZM186 40V39H185ZM188 40H190V39H188ZM192 40V39H191ZM200 40V39H199ZM202 40V39H201ZM50 41V40H49ZM58 41V40H57ZM59 41H58V43H59ZM85 41V42H86ZM145 41V42H144ZM166 41V40H165ZM164 41V39H163V42H165ZM173 41H175V38H174V40ZM176 41H177V39H176ZM198 40H196V42H197ZM14 42V41H13ZM19 42V41H18ZM22 42V41H21ZM43 42V41H42ZM55 42V41H54ZM81 42H83V43H81ZM90 42H88L87 44H89ZM162 42V41H161ZM189 42H191V41H189ZM1 43V42H0ZM12 43V42H11ZM124 43V42H123ZM138 43H140L139 41H138ZM146 43V44H145ZM152 43H154V42H152ZM158 43V42H157ZM172 43V42H171ZM170 43V44H171ZM174 43V42H173ZM176 43V42H175ZM195 43V42H194ZM7 44V43H6ZM18 44V43H17ZM41 44V43H40ZM56 44H57V42H56ZM59 44H61V42L59 43ZM58 44V45H59ZM81 44V45H80ZM86 44V43H85ZM84 44V45H85ZM127 44V43H126ZM167 44V43H166ZM183 45H186V44H184V43H182ZM188 44V43H187ZM191 44H192V42H191ZM199 44V43H198ZM201 42H200V46H201ZM45 44H43V46H44ZM57 45V46H58ZM125 45V44H124ZM141 45V44H140ZM164 45V44H163ZM172 45V44H171ZM170 45V46H171ZM188 45H190V44H188ZM9 46V45H8ZM13 46H14V44H13ZM12 46V47H13ZM47 46V45H46ZM53 46V45H52ZM61 46V45H60ZM86 46V45H85ZM167 46V45H166ZM168 46H169V43H168ZM181 46V45H180ZM19 47V46H18ZM48 47V46H47ZM56 47V46H55ZM61 47V48H62ZM89 47V48H88ZM144 47V46H143ZM143 47H141V48H143ZM146 47V46H145ZM162 47V46H161ZM184 47V46H183ZM186 47V46H185ZM193 47V46H192ZM203 47H204V45H203ZM5 48H6V46H5ZM15 48V47H14ZM81 48H83V49H81ZM97 48V47H96ZM167 47H165L164 48V50L166 49ZM173 48V47H172ZM177 48V47H176ZM182 48V47H181ZM180 47H179V49H181ZM191 48V47H190ZM189 48V49H190ZM205 48H207V47H205ZM38 49V48H37ZM50 49H53V48H50ZM57 49V47L55 48V50ZM60 49V48H59ZM63 49V48H62ZM61 49V50H62ZM88 49H89V51H88ZM95 49V48H94ZM155 49H158V47L157 48H155ZM160 49V48H159ZM19 50V49H18ZM39 50V49H38ZM65 50H64V52H65ZM91 50V51H90ZM97 50V49H96ZM168 50H169V48H168ZM167 50V51H168ZM185 50V49H184ZM197 50H198V48H197ZM52 52H53V50H51ZM58 51H60V50H58ZM57 51V52H58ZM88 51V52H87ZM166 50L165 51H161L160 53H157V55L158 54H160V56L162 55V54H166V56H169L170 55V53L169 52H167ZM170 51H172V50H170ZM175 51V50H174ZM173 51V52H174ZM188 51V50H187ZM6 52V51H5ZM13 52H14V50H13ZM46 52H48V51H46ZM63 52V51H62ZM64 52H63V54H64ZM94 52V51H93ZM119 52V51H118ZM125 52V51H124ZM142 52V51H141ZM179 53H180V51H178ZM194 52V51H193ZM196 52V51H195ZM9 54H11L10 53V51L8 52ZM32 53V52H31ZM30 53V54H31ZM44 53V52H43ZM55 53H56V51H55ZM76 53V52H75ZM75 53L74 54H72V55H75ZM76 53V54H77ZM96 53V52H95ZM144 53V52H143ZM142 53V54H143ZM147 53V52H146ZM145 53V54H146ZM162 53V54H161ZM177 53V52H176ZM178 53V54H179ZM189 53V52H188ZM202 53V52H201ZM204 53V52H203ZM24 54V53H23ZM51 55H53L52 53H50ZM57 54V53H56ZM55 54V55H56ZM59 54V53H58ZM62 53L60 52V54H59V56L61 55ZM71 54V53H70ZM107 54V55H106ZM144 54V55H145ZM149 53H147V55H148ZM183 54V53H182ZM195 54V53H194ZM198 54H200V52L198 53ZM2 55V54H1ZM5 55V54H4ZM8 55V54H7ZM39 55H40V53H39ZM46 55H47V53H46ZM77 55V56H78ZM156 55V56H157ZM172 55V54H171ZM184 55V54H183ZM3 56V55H2ZM9 56V55H8ZM20 56V55H19ZM30 56V55H29ZM58 56V57H59ZM65 58H63V59H65V61H66V56L65 55H63ZM62 56V57H63ZM81 56V55H80ZM146 56V55H145ZM152 56V55H151ZM154 56V55H153ZM165 56V55H164ZM163 56V57H164ZM189 56H190V54H189ZM207 56H212L211 58H208ZM10 57V56H9ZM16 57V56H15ZM32 57V56H31ZM46 57V56H45ZM51 57H53V56H51ZM56 57V56H55ZM149 57H150V55H149ZM148 57V58H149ZM158 57V56H157ZM156 57V58H157ZM175 57V56H174ZM177 57H178V55H177ZM200 57V56H199ZM207 57V58H206ZM225 57V58H224ZM237 57V56H236ZM3 58V57H2ZM1 58V59H2ZM60 58V57H59ZM58 58V59H59ZM70 59L72 58L71 56L69 57ZM82 58H83V55H82ZM81 58V59H82ZM108 58V57H107ZM159 58V57H158ZM162 58V57H161ZM166 58V57H165ZM164 58V59H165ZM224 58V59H223ZM238 58V57H237ZM35 59H36V57H35ZM63 59H61V60H59V63H61L62 64V62H60V61H62ZM68 59V58H67ZM69 59V60H70ZM73 59H74V56H73ZM80 59V60H81ZM88 59V58H87ZM104 59V58H103ZM102 59V60H103ZM168 59V58H167ZM166 59V60H167ZM178 59V58H177ZM182 59V58H181ZM185 59V58H184ZM8 60V59H7ZM9 60H10V58H9ZM38 60V59H37ZM44 61L45 59H41V61ZM46 60H47V58H46ZM77 60H79V56H78V59ZM76 60V61H77ZM83 60V59H82ZM99 60V59H98ZM155 60V59H154ZM153 60V61H154ZM165 60V61H166ZM176 60V59H175ZM186 60H187V57H186ZM185 60V61H186ZM188 60H189V58H188ZM187 60V61H188ZM194 59H192V61H193ZM236 60V59H235ZM5 61V60H4ZM11 61V60H10ZM9 61V62H10ZM33 61V60H32ZM50 61V60H49ZM105 61H106V58H105ZM104 61V62H105ZM152 61V60H151ZM153 61H152V63H153ZM162 61H163V59H162ZM162 61H159L158 60V62L159 63H161ZM164 61V62H165ZM180 61H182V60H180ZM184 61V62H185ZM190 61H191V59H190ZM192 61H191V63H192ZM195 61V60H194ZM225 61V60H224ZM226 61H227V59H226ZM45 62V61H44ZM43 62V63H44ZM64 62V61H63ZM67 62H69V61H67ZM66 62V63H67ZM70 62H71V60H70ZM77 62H79V61H77ZM81 63H82V61H80ZM99 62V61H98ZM97 62V63H98ZM103 62V61H102ZM102 62H101V64H102ZM133 62V61H132ZM179 62V61H178ZM234 62V61H233ZM7 63H8V61H7ZM6 63V64H7ZM20 63H21V61H20ZM26 63V62H25ZM55 63H57V62H55ZM71 63H73V60H72V62ZM75 63V62H74ZM97 63H96V65H97ZM113 63V62H112ZM119 63V62H118ZM158 63V64H159ZM175 63V62H174ZM188 63V62H187ZM198 63V62H197ZM226 63H228V61L226 62ZM236 63H237V61H236ZM47 64H48V62H47ZM60 64V65H61ZM83 64V65H84ZM104 64V63H103ZM151 64V63H150ZM170 64H171V62H170ZM176 64H177V62H176ZM182 64H185V63H182ZM218 64H220V63H218ZM217 64V65H218ZM229 64H231V62L229 63ZM234 64V63H233ZM3 65V64H2ZM12 65V64H11ZM21 65V64H20ZM38 65H40V64H38ZM38 65L37 64H34V62L32 63V65L30 66V68L31 69H29V70H37V71H40V70H42L41 68H40V70H39V67H42V66H39L38 67ZM42 65H44V64H42ZM45 65H46V63H45ZM51 65V64H50ZM54 65H56V64H54ZM67 65H68V63H67ZM80 65V64H79ZM82 65V66H83ZM115 65V64H114ZM119 65V64H118ZM179 65V64H178ZM189 65V64H188ZM188 65H186L185 67H183V66H181V69L182 68H186V67H188V68H186V69H191ZM9 66V65H8ZM49 66V65H48ZM59 66V65H58ZM64 66H65V64H64ZM70 66H72V65H70ZM173 66V65H172ZM201 66V65H200ZM219 67L218 68H221L220 66H224V68H226L225 67V64L224 65H218ZM229 66V65H228ZM234 66V65H233ZM1 67H3V66H1ZM0 67V68H1ZM61 67H63L62 65H61ZM66 68H67V70L69 69L67 66H65ZM84 67V66H83ZM120 67V66H119ZM231 67V66H230ZM6 68V67H5ZM22 68V67H21ZM24 68V67H23ZM42 68H44V67H42ZM46 68H48V67H46ZM46 68H45V70H43V71H46ZM60 67H57L56 69H59ZM70 68H72V67H70ZM84 68V69H85ZM95 68V67H94ZM131 68V67H130ZM135 68H137V67H135ZM170 68H173V67H171L170 66ZM176 68H178L177 67V65H176ZM195 68V67H194ZM201 68V67H200ZM216 68H217V66H216ZM224 68H223V70H224ZM2 69V68H1ZM0 69V70H1ZM50 69V68H49ZM48 69V70H49ZM55 69V68H54ZM78 69V68H77ZM100 69V68H99ZM110 69V68H109ZM108 69V70H109ZM179 69V68H178ZM229 69V68H228ZM3 70H5V69H3ZM3 70H1V74H0V80H1V82H3L4 80L3 79H5V80H7L6 78H7V76L9 75L10 76V73L8 74V75H6V77L4 76L5 74H4V72L6 73V71L7 72H9L8 71V69L6 70V71H4L3 72ZM28 70V71H29ZM47 70V71H48ZM61 70H63V69H61ZM61 70H57V71H55V73L57 72L58 74H60L61 72ZM71 70V69H70ZM73 70V69H72ZM71 70V71H72ZM79 70V69H78ZM93 70V69H92ZM96 70V69H95ZM198 70V69H197ZM205 70H207V72H205ZM37 71H35V72H37ZM47 71H46V73H47ZM50 71V70H49ZM65 71H66V69H65ZM65 71H64V73H65ZM70 71V72H71ZM75 71H76V69H75ZM84 71V70H83ZM86 71V70H85ZM99 71V70H98ZM188 71V70H187ZM194 71V70H193ZM201 71H202V69H201ZM234 71V70H233ZM24 72V71H23ZM31 72V71H30ZM29 72V73H30ZM33 73H34V71H32ZM52 72V74H53V71H51ZM50 72V73H51ZM60 72V73H59ZM63 72V71H62ZM74 72V71H73ZM79 72V71H78ZM105 72V71H104ZM129 72V71H128ZM205 72V73H204ZM210 72V73H209ZM218 72H220V70L218 71ZM223 72V71H222ZM244 72V73H243ZM255 72V71H254ZM25 73V72H24ZM37 73H39V72H37ZM45 73V72H44ZM45 73V74H46ZM49 73V72H48ZM57 73H56V75H55V78L56 77H61V76H63V75H59V76H57ZM67 73H69V72H67ZM72 73V72H71ZM108 73H109V71H108ZM111 73V72H110ZM171 73V72H170ZM196 73V72H195ZM209 73V74H208ZM231 73V72H230ZM229 73V74H230ZM16 74V73H15ZM19 74V73H18ZM21 74H22V72H21ZM21 74H19V76L21 75ZM42 73H40L39 74V76L41 75ZM52 74H50V77L49 78H51L52 77ZM62 74V73H61ZM92 74V73H91ZM107 74V73H106ZM115 74V73H114ZM167 74V73H166ZM197 74V73H196ZM200 74V73H199ZM201 74V75H202ZM221 74V73H220ZM224 74V73H223ZM222 74V75H223ZM261 74V73H260ZM262 74H263V77L262 78H264V71L262 72ZM30 75V74H29ZM31 75H33L32 73H31ZM30 75V76H31ZM35 75V74H34ZM34 75H33V77H34ZM48 75V74H47ZM47 75H45V76H47ZM65 75V74H64ZM76 75V74H75ZM99 75V74H98ZM108 75V74H107ZM106 75V76H107ZM141 75V74H140ZM198 75V74H197ZM196 75V76H197ZM237 75H238V78H237ZM253 77V76H255L254 78H252L251 76ZM8 76V77H9ZM21 76H23V75H21ZM25 76V75H24ZM23 76V78H26V77H24ZM26 76L28 77V79H30V80H32V78H29V76L26 74ZM49 76V75H48ZM47 76V77H48ZM72 76H74L73 74H72ZM82 76V75H81ZM86 76V75H85ZM90 76V75H89ZM92 76V75H91ZM101 76H103V75H101ZM105 76V75H104ZM105 76V77H106ZM189 76V75H188ZM193 76H194V74H193ZM195 76V77H196ZM233 76V75H232ZM235 76V75H234ZM233 76V77H234ZM262 76V75H261ZM11 78H12V81H14L15 82V80H13V77H12V74H11V76H10ZM16 77H18V76H16ZM35 77H36V81L38 82V80H37V75H35ZM34 77V78H35ZM64 77V76H63ZM66 77V76H65ZM64 77V79H66ZM69 77V76H68ZM92 77H95V76H92ZM97 77H99V76H97ZM109 77H111V76H109ZM137 77H138V75H137ZM172 77V76H171ZM175 77V76H174ZM178 77V76H177ZM198 77V76H197ZM225 77V76H224ZM232 77V78H233ZM20 78H22V77H20ZM39 78V77H38ZM41 78H42V75H41ZM40 78V79H41ZM45 77L43 76V80H45L44 79ZM53 78H54V76H53ZM52 78V79H53ZM72 78V79H71ZM70 79L72 80V81H74L73 80V78L74 77H71ZM82 78V77H81ZM89 78V77H88ZM87 78V79H88ZM176 78V77H175ZM252 78V79H251ZM10 79V78H9ZM19 79V78H18ZM17 79V80H18ZM61 79V78H60ZM76 79V78H75ZM84 79V78H83ZM98 79V78H97ZM167 79V78H166ZM201 79V78H200ZM259 79H261V78H259ZM3 80V81H2ZM11 80V79H10ZM16 80V81H17ZM25 80H27V79H25ZM34 80V79H33ZM32 80V81H33ZM47 80H48V78H47ZM106 80V79H105ZM134 80V79H133ZM149 80V79H148ZM168 80H170L171 81V79H168ZM183 80H184V78H183ZM219 80V79H218ZM257 80H258V77H257ZM256 80V81H257ZM262 80V79H261ZM20 81H24V80H19V82ZM46 81V80H45ZM52 81H58V80H55V79H53ZM52 81L50 82L51 83V85H52ZM61 81V80H60ZM64 81V80H63ZM69 81V80H68ZM78 81V80H77ZM80 81V80H79ZM173 82L175 81V79L174 80H172ZM187 81V80H186ZM185 81V82H186ZM235 81V79L233 80V82ZM237 81V80H236ZM1 82H0V85H1ZM7 82H8V80H7ZM11 82V81H10ZM13 82V85H14V87H15V83ZM18 82V83H19ZM25 82V81H24ZM23 82V83H24ZM29 83H31V81H28ZM36 82V83H37ZM70 82V81H69ZM67 83V84H69L70 85V83ZM85 82V81H84ZM179 82V81H178ZM178 82H176L175 81V83H178ZM181 82H183L182 80H181ZM189 82V81H188ZM188 82H186V83H188ZM198 82V81H197ZM237 82H239V81H237ZM255 82V81H254ZM22 83V82H21ZM22 83V85H24ZM41 83V82H40ZM42 83H44L43 81H42ZM48 83H49V81H48ZM48 83H46L45 82V84H47L48 85ZM49 83V84H50ZM56 83H58L59 84V82H56ZM73 83V82H72ZM77 83V82H76ZM81 83V82H80ZM86 83H87V81H86ZM96 83V82H95ZM163 83V82H162ZM168 83H169V81H168ZM184 83V82H183ZM205 83H206V81H205ZM204 83V85H206ZM242 83V84H241ZM28 83H26V85H27ZM32 84V83H31ZM33 84H34V82H33ZM37 84H39V83H37ZM37 84H35L34 86L36 87V85ZM53 84H54V82H53ZM93 84V83H92ZM98 84V83H97ZM97 84H95L96 86H97ZM125 84V83H124ZM159 84V83H158ZM164 84V83H163ZM211 84V83H210ZM215 84H216V82H215ZM254 84V83H253ZM256 84H254V85H256ZM7 85V84H6ZM5 85V86H6ZM9 85L11 86V84L8 82V85L3 89V87H2V91H3V93L2 92H0V94L2 93V94H4L5 95V102L7 101V103L9 102V100H13V97H15L16 95H17V89L16 88H14L13 87V85H12V87H9ZM17 85H20V84H17ZM55 85H57V84H55ZM65 85V84H64ZM71 85H73V84H71ZM70 85V86H71ZM82 85V84H81ZM80 85V86H81ZM87 85V84H86ZM99 85V84H98ZM120 85V84H119ZM155 85V84H154ZM157 85V84H156ZM173 85V84H172ZM172 85H170V87L172 86ZM179 85V84H178ZM195 85H196V83H195ZM195 85H194V87H195ZM200 87V90H201V88L203 89V88H205V87H201V84L199 83L198 84ZM214 85V84H213ZM236 85H237V83H236ZM235 85V86H236ZM241 85H242V87H241ZM4 86V85H3ZM21 86V85H20ZM38 86V85H37ZM39 86H40V84H39ZM38 86V87H39ZM58 86V85H57ZM66 86V85H65ZM78 86L79 85H77L76 86V88H78ZM79 86V88H81L82 89V87H80ZM84 86V85H83ZM91 86V85H90ZM93 86V85H92ZM91 86V87H92ZM181 86V85H180ZM193 85H191V87H192ZM17 87V86H16ZM19 87V86H18ZM17 87V88H18ZM24 87H25V85H24ZM43 87V86H42ZM42 87L40 86L39 87V90H40V88H41V90L43 91V90H45V89H42ZM47 87V86H46ZM45 87V88H46ZM52 86H50V87H48V88H51ZM54 87V86H53ZM52 87V88H53ZM56 87V86H55ZM55 87H54V89H55ZM67 87V86H66ZM72 87H74V85L72 86ZM90 87V88H91ZM94 87V86H93ZM98 87V86H97ZM100 87V86H99ZM118 87V86H117ZM140 87V86H139ZM189 87V86H188ZM188 87H187V91H181L182 93L183 92H191V90L190 91H188L189 89H188ZM193 87V88H194ZM232 87V88H231ZM253 87V88H252ZM27 90H34V89H36V88H34V89H31V88H27V86L25 87ZM56 88H58V87H56ZM86 88V87H85ZM89 88V87H88ZM114 88V87H113ZM173 88H175L174 87V85H173ZM176 88H177V86H176ZM190 88V87H189ZM192 88V89H193ZM196 88V87H195ZM1 89V88H0ZM22 89V88H21ZM21 89H19L18 88V90H21ZM47 89V88H46ZM54 89H53V91H54ZM64 89V86L61 88H59V91L60 90H63ZM70 89H72V88H70ZM83 89H84V87H83ZM111 89V88H110ZM167 89V88H166ZM183 89V88H182ZM191 89V88H190ZM198 89V88H197ZM206 89V88H205ZM205 89H204V92H205ZM255 89H257L259 92H257ZM23 90H24V88H23ZM23 90H22V92H23ZM26 90V91H27ZM37 90H38V88H37ZM37 90H36V93H37ZM67 90H68V88H67ZM67 90H66V93H67ZM74 91H75V88L73 89ZM80 90V89H79ZM90 90V89H89ZM112 90V89H111ZM133 90V89H132ZM173 90V89H172ZM172 90H169V93H171L170 91H172ZM175 90H177V89H175ZM51 91H52V89L50 90V93H51ZM52 91V92H53ZM57 91V93L59 92L58 91V89L56 90ZM81 91V90H80ZM79 91V92H80ZM85 91V90H84ZM87 91V90H86ZM97 91H98V89H97ZM178 91V90H177ZM199 91V90H198ZM197 91V92H198ZM202 91V90H201ZM208 91H210V90H208ZM254 91H255V93H254ZM261 91V92H260ZM29 91H27V93H28ZM34 92V91H33ZM46 92V94H49L48 93V91L46 90L45 91ZM55 92V91H54ZM53 92V93H54ZM62 92V91H61ZM61 92H59V93H61ZM65 92V91H64ZM76 92V91H75ZM90 92V91H89ZM105 92V91H104ZM103 92V93H104ZM112 92H113V90H112ZM160 92V91H159ZM158 92V93H159ZM180 92V93H181ZM203 92V91H202ZM253 92V94H251L250 95V93H252ZM257 92V93H256ZM21 93V92H20ZM29 93H31V92H29ZM36 93L34 94V96H36ZM81 93V92H80ZM79 93V94H80ZM94 93V92H93ZM98 93V92H97ZM109 93V92H108ZM115 93V92H114ZM138 93V92H137ZM140 93V92H139ZM185 93V94H186ZM195 93V92H194ZM201 93V92H200ZM208 92H206V94H207ZM215 93V92H214ZM19 94V93H18ZM23 94H26L25 92L23 93ZM39 94V93H38ZM37 94V96H43V94L42 93H40L41 95H38ZM45 93H44V95H46ZM62 94H64V93H62ZM61 94V95H62ZM74 94V93H73ZM82 94V93H81ZM84 94H85V92H84ZM84 94H82V96L84 95ZM101 94V93H100ZM106 94V93H105ZM172 95L174 94L175 95V93H173V91H172V93H171ZM177 94H178V92H177ZM176 94V95H177ZM188 94V93H187ZM191 94H192V92H191ZM191 94H190V96H191ZM205 94V93H204ZM204 94H199V95H204ZM206 94L204 95L205 97H207L206 96ZM263 94H264V92H263ZM30 95V94H29ZM49 95H51V96H53L52 94H49ZM49 95H47V97L49 96ZM56 95V94H55ZM60 96V94H57V96ZM65 95V94H64ZM93 95V94H92ZM91 95V96H92ZM95 95V94H94ZM144 95V94H143ZM151 95V94H150ZM181 94H178V96H180ZM195 95V94H194ZM2 96V95H1ZM22 95L20 94V97H21ZM32 96V95H31ZM30 96V97H31ZM57 96H56V98H57ZM63 96V95H62ZM71 96H73V95H71ZM77 96V95H76ZM81 96V95H80ZM85 97L83 98L84 100H85V98L86 99H88V95L86 96V95H84ZM159 96V95H158ZM169 96V95H168ZM183 96V95H182ZM188 96V95H187ZM248 96V97H249ZM20 97H17V98H19L20 99ZM23 97V96H22ZM27 97V96H26ZM29 97V96H28ZM45 97V96H44ZM46 97V98H47ZM55 97V96H54ZM54 97H52V99L54 98ZM67 98H68V96H66ZM75 97V96H74ZM94 97H96V96H94ZM172 97V96H171ZM176 97V96H175ZM197 97V96H196ZM260 97V96H259ZM16 98V97H15ZM24 99H26L25 97H23ZM49 98V97H48ZM61 98V97H60ZM64 98V97H63ZM72 97H70V100H69V102L72 100L71 99ZM77 98H78V96H77ZM129 98V97H128ZM156 98V97H155ZM182 98V97H181ZM22 99V98H21ZM20 99V100H21ZM39 99H40V97H39ZM41 99H43V98H41ZM69 99V98H68ZM93 100H94V98H92ZM133 99V98H132ZM153 99V98H152ZM162 99V98H161ZM176 99V98H175ZM184 99V98H183ZM188 99V98H187ZM197 99H198V97H197ZM250 99V98H249ZM261 97H260V99H257L256 101H258V100H260V102L261 103H264L263 101H261ZM1 100V99H0ZM2 100H4V99H2ZM19 100V101H20ZM47 100V99H46ZM57 100V99H56ZM140 100V99H139ZM138 100V101H139ZM155 100V99H154ZM174 100V99H173ZM196 100V99H195ZM252 100H249L250 102L252 101ZM14 101V100H13ZM16 102H18L17 100H15ZM39 101V100H38ZM44 101V100H43ZM62 101V100H61ZM65 101H66V99H65ZM64 101V102H65ZM76 101V100H75ZM88 101V100H87ZM105 101V100H104ZM130 101V100H129ZM132 101V100H131ZM160 101V100H159ZM163 101V100H162ZM177 101V100H176ZM184 101V100H183ZM182 101V102H183ZM186 101V100H185ZM193 101V100H192ZM1 103L0 104H4V102L2 103V101H0ZM27 102V101H26ZM29 102H31V101H29ZM28 102V103H29ZM37 102V101H36ZM56 102V101H55ZM59 103H60V99H59V101H58ZM56 103V105L55 106H57V104H59V103ZM67 102H68V100H67ZM73 102V101H72ZM79 102V101H78ZM90 102V101H89ZM123 102V101H122ZM164 102V101H163ZM171 102V101H170ZM178 102V101H177ZM195 102V101H194ZM250 102H248V104L250 103ZM255 102V101H254ZM252 103L251 105H247V107L248 106H251V108H254V107H252V105L253 104H258L259 103V106L257 107V109H259V107H260V102L258 101L257 103L255 102V103ZM7 103H5L6 104V106H7ZM10 103H12V102H9V104ZM15 103V102H14ZM14 103H12V105L14 104ZM20 103H23V101L21 102L20 101ZM50 103V102H49ZM48 103V104H49ZM88 103V102H87ZM224 103V104H223ZM245 103V105L243 106V108H241V105L242 104H244ZM4 104V105H5ZM27 104V103H26ZM45 104V103H44ZM53 104V103H52ZM52 104H51V106H52ZM62 104H63V101H62ZM72 104V103H71ZM107 104V103H106ZM106 104H105V106H106ZM20 105V104H19ZM22 105V104H21ZM38 105V104H37ZM61 105V104H60ZM60 105H58L57 107H60ZM74 105V104H73ZM80 105V104H79ZM84 105V104H83ZM82 105V106H83ZM178 104H176L175 106H177ZM192 105V104H191ZM190 105V106H191ZM228 105H226V106H228ZM262 105L263 104H261V109H260V111H262L261 113H263V111H264V109L262 108ZM3 106V105H2ZM1 106V107H2ZM10 106V105H9ZM18 106V105H17ZM17 106H15V107H17ZM23 106V105H22ZM31 106V105H30ZM54 106V107H55ZM62 106V105H61ZM89 105H87V107H88ZM97 106V105H96ZM114 106H117V105H114ZM121 106V105H120ZM133 106V105H132ZM193 106V105H192ZM191 106V107H192ZM255 106V105H254ZM0 107V108H1ZM19 107V106H18ZM21 107V106H20ZM34 107V106H33ZM41 107V106H40ZM63 107V106H62ZM71 107V106H70ZM91 107V106H90ZM108 107V106H107ZM107 107H105V108H107ZM127 107V106H126ZM222 107H224V106H222ZM230 107V108H231ZM256 107V106H255ZM264 107V106H263ZM6 108V107H5ZM9 108V107H8ZM12 108V107H11ZM26 108V107H25ZM24 107H23V110L25 109ZM36 108V106L34 107V109ZM44 108V107H43ZM64 108H68V107H64ZM72 108V107H71ZM79 108V107H78ZM97 108V107H96ZM105 108H103V109H105ZM138 108V107H137ZM152 108V107H151ZM172 108V107H171ZM177 108V107H176ZM188 108V107H187ZM225 108H227V113H228V107H224V110H226ZM249 108V107H248ZM2 109H4V107H2ZM17 109H20V108H17ZM28 109V108H27ZM32 108H30V109H28V110H31ZM33 109V110H34ZM45 109V108H44ZM82 109V108H81ZM93 109H95L94 107H93ZM145 109V108H144ZM193 109V107L191 108V110ZM220 109V108H219ZM232 109V110H233ZM257 109L255 108V110L257 111ZM263 109V110H262ZM1 110V109H0ZM6 110H7V108H6ZM15 110V109H14ZM38 110V109H37ZM58 110V109H57ZM72 110V109H71ZM78 110V109H77ZM99 110V109H98ZM97 110V111H98ZM119 110V109H118ZM123 110H125V109H123ZM137 110H139V109H137ZM181 110H183V109H181ZM194 110V109H193ZM204 110V109H203ZM202 110V111H203ZM231 110V109H230ZM231 110V111H232ZM233 110V112H235ZM242 110V111H241ZM254 110V111H255ZM12 111H13V108H12ZM20 111H22V110H20ZM25 111H27V110H25ZM25 111H24V113H25ZM32 111V110H31ZM41 111V110H40ZM51 111H53V110H51ZM88 111V110H87ZM121 111V110H120ZM128 111V110H127ZM176 111V110H175ZM200 111V110H199ZM205 111V110H204ZM207 111V110H206ZM213 111H210V112H213ZM219 111V110H218ZM218 111H217V113H218ZM220 111H222V110H220ZM247 111V110H246ZM245 111V112H246ZM252 111H253V109H252ZM252 111L250 110V112L252 113ZM259 110L257 111L258 113L260 112ZM4 112H6L5 110H3V114L2 115H4L5 113ZM11 112V109H10V111L8 112L7 111V113H10ZM17 112V111H16ZM28 112V111H27ZM37 112V111H36ZM35 112V113H36ZM39 112V111H38ZM86 112V111H85ZM125 112V111H124ZM144 111H142L141 112V114L143 113ZM166 112V111H165ZM181 112V111H180ZM185 112V111H184ZM193 112V111H192ZM196 112V113H197ZM207 112V113H208ZM235 112V113H236ZM249 112V111H248ZM247 112V113H248ZM256 112V113H257ZM6 113V114H7ZM11 113H13V112H11ZM15 113V112H14ZM20 113V112H19ZM34 113V112H33ZM50 113V112H49ZM54 113V112H53ZM62 113V112H61ZM74 114H75V112H73ZM82 113V112H81ZM118 113V112H117ZM171 113V112H170ZM189 113V112H188ZM200 113H202V112H200ZM206 113V112H205ZM204 113V114H205ZM220 114V116L222 115L221 114V112H219ZM225 112H223V114H224ZM234 113V114H235ZM238 113H236V114H238ZM250 113V114H251ZM5 114V115H6ZM16 114V113H15ZM18 114V113H17ZM26 114V113H25ZM65 114H67V113H65ZM69 114V113H68ZM73 114V115H74ZM113 114V113H112ZM122 114V113H121ZM151 114V113H150ZM179 114V113H178ZM198 114V113H197ZM211 115H212V113H210ZM229 114V113H228ZM232 114V113H231ZM242 114V113H241ZM249 113H248V115H250ZM253 114V113H252ZM264 114V113H263ZM263 114H260V115H258V117L259 116H263ZM5 115H4V118H5ZM14 115V114H13ZM19 115V114H18ZM29 115V114H28ZM27 115V116H28ZM31 115H33V114H31ZM30 115V116H31ZM43 115V114H42ZM41 115V116H42ZM78 115V114H77ZM81 115V114H80ZM102 115V114H101ZM214 115V114H213ZM216 115V114H215ZM230 115V114H229ZM244 115V114H243ZM248 115H245L244 116V119H246V116H247V118L249 117ZM256 115V114H255ZM1 116V115H0ZM11 116V115H10ZM15 116V115H14ZM13 116V117H14ZM17 116V115H16ZM20 116V115H19ZM38 116V115H37ZM40 116V115H39ZM54 116V115H53ZM67 116V115H66ZM71 116V115H70ZM75 116V115H74ZM85 116V115H84ZM138 116H139V114H138ZM142 116V115H141ZM164 116H166V119H169V122H172L173 121V117H172V115H170L169 113L168 114H166V115H164ZM176 116H178V115H176ZM175 116V117H176ZM202 116V115H201ZM207 116V115H206ZM223 116V115H222ZM226 116V115H225ZM225 116H223V118L225 117ZM228 116V115H227ZM232 117L233 116H235V115H231ZM239 116H240V113H239ZM239 116H237V117H239ZM254 116V114L251 116V118ZM262 116H261V118H262ZM3 117V116H2ZM22 117V116H21ZM20 117V118H21ZM56 117V116H55ZM59 117V116H58ZM86 117H87V115H86ZM94 117V116H93ZM114 117V116H113ZM116 117V116H115ZM119 117V116H118ZM137 117V116H136ZM154 117V116H153ZM163 117V116H162ZM168 117V118H167ZM183 117V116H182ZM205 117V116H204ZM209 117V115L207 116V118ZM215 117V116H214ZM213 117V118H214ZM236 117V118H237ZM242 117V116H241ZM241 117H239L240 119H241ZM257 117V116H256ZM256 117H254V119L253 120H255V119H257ZM11 118V117H10ZM23 118L25 119V117H24V115H23ZM27 118H29V117H27ZM33 118H37V117H33ZM41 118V117H40ZM43 118V117H42ZM46 118V117H45ZM48 118V117H47ZM66 118V117H65ZM79 118H81V120H83L82 119V117H80L79 116ZM92 118V117H91ZM157 118V117H156ZM215 118H218V117H215ZM229 118H231L230 116H229ZM228 118V119H229ZM236 118H234L236 121L239 119H236ZM251 118H248L249 120L251 119ZM260 118V117H259ZM258 118V119H259ZM0 119H1V117H0ZM3 119V118H2ZM18 119V118H17ZM39 119V118H38ZM69 119V118H68ZM106 119V118H105ZM177 119H179V118H177ZM195 119H196V117H195ZM205 119V118H204ZM209 119H211V118H209ZM209 119H208V121H209ZM222 118L221 117H219V120H221ZM225 119H227V118H225ZM243 118L241 119V120H244ZM264 119V118H263ZM14 120V119H13ZM26 120V119H25ZM24 120V121H25ZM44 120V119H43ZM46 120V119H45ZM51 120V119H50ZM54 120V119H53ZM75 120V119H74ZM86 120H87V123H88V118H86ZM122 120H124L121 116H120V118L118 119V121L117 122H119L118 123V125H121V123L122 124H124L125 123V121H122ZM174 120H176V119H174ZM206 120V123L208 122L207 121V119H205ZM204 120V121H205ZM213 120V119H212ZM212 120H210V121H212ZM219 120H217V119H215V121L213 120L211 123H214V124H216L217 126H218V122H219ZM241 120H239V121H241ZM2 121V120H1ZM12 121V120H11ZM19 121V120H18ZM28 121V120H27ZM29 121H30V118H29ZM55 121V120H54ZM56 121H57V119H56ZM59 121V120H58ZM61 121V120H60ZM65 121V120H64ZM90 121H91V119H90ZM95 120H93L92 122H94ZM122 121V122H121ZM129 121V120H128ZM188 121V120H187ZM198 121V120H197ZM202 121V120H201ZM203 121V122H204ZM223 121H224V119H223ZM227 121V120H226ZM232 121V120H231ZM234 121V120H233ZM235 121V122H236ZM259 120H257V122H258ZM263 121V120H262ZM261 121V122H262ZM3 122H5V121H3ZM9 122V121H8ZM8 122H6V124L8 123ZM26 122V121H25ZM48 122V121H47ZM50 122V121H49ZM48 122V123H49ZM62 122V121H61ZM70 122V120L68 121V123ZM84 122V121H83ZM91 122V123H92ZM99 122V121H98ZM143 122V121H142ZM147 122V121H146ZM157 122H159V121H157ZM252 122V121H251ZM260 122V123H261ZM1 123V122H0ZM14 122L12 121L11 122V124H13ZM21 123H23L24 124V122H21ZM48 123H46V124H48ZM86 123V124H87ZM96 123V122H95ZM135 123V122H134ZM139 123V122H138ZM137 123V124H138ZM149 123V122H148ZM164 123V122H163ZM194 123V122H193ZM192 123V124H193ZM198 123V122H197ZM196 122H195V124H197ZM205 123V122H204ZM221 123H224V122H222L221 121ZM238 123V122H237ZM248 123V122H247ZM10 124V123H9ZM23 124H22V126H23ZM28 124V123H27ZM35 124V123H34ZM45 124V125H46ZM56 124H57V122H56ZM63 124V123H62ZM72 124V123H71ZM76 124V123H75ZM90 124V123H89ZM117 124V123H116ZM127 124V123H126ZM130 124H133V123H130ZM168 124V123H167ZM171 124H173V123H171ZM171 124H170V126H171ZM207 124H209V123H207ZM232 124V123H231ZM239 124H242V123H239ZM257 124V123H256ZM2 125H3V123H2ZM5 125V124H4ZM19 125H21V124H19ZM32 125V124H31ZM30 125V126H31ZM40 125V124H39ZM42 125V124H41ZM52 125V124H51ZM73 125V124H72ZM93 125V124H92ZM92 125H90V127L92 126ZM106 125V124H105ZM108 125V124H107ZM115 125V124H114ZM169 125V124H168ZM199 125V124H198ZM223 125V124H222ZM228 125V124H227ZM227 125H225V126H227ZM233 125V124H232ZM231 125V126H232ZM248 125H250V124H248ZM6 126V125H5ZM8 126V125H7ZM16 126L18 127V123H16ZM25 126V125H24ZM27 126V125H26ZM25 126V127H26ZM37 126V125H36ZM66 126H67V128H68V125L66 124ZM69 126H71V125H69ZM81 126V125H80ZM129 126V125H128ZM134 126V125H133ZM142 126H145V124L144 125H142ZM196 126V125H195ZM210 126H211V124H210ZM220 126V125H219ZM218 126V127H219ZM2 127V126H1ZM4 127V126H3ZM13 127V126H12ZM12 127H9V128H12ZM15 127V126H14ZM28 127V126H27ZM38 127V126H37ZM41 128L43 127L44 128V126H40ZM54 127V126H53ZM86 127V126H85ZM93 127V126H92ZM118 127V128H117ZM124 127V126H123ZM162 127V126H161ZM191 127V126H190ZM189 127V128H190ZM212 127H213V125H212ZM216 127V126H215ZM221 127V126H220ZM228 127V126H227ZM230 127V126H229ZM241 127V126H240ZM257 127V126H256ZM6 128H8V127H6ZM22 128V127H21ZM41 128H39L40 130V132L41 131H43V130H41ZM42 128V129H43ZM57 128V127H56ZM81 128V127H80ZM116 130L119 132V129H121V128H119V126H117L116 125ZM125 128V127H124ZM172 128V127H171ZM188 128V127H187ZM188 128V129H189ZM193 128V127H192ZM195 128H197V127H195ZM238 128V127H237ZM5 129V128H4ZM13 129V128H12ZM18 129V128H17ZM20 129V128H19ZM33 129V128H32ZM36 129V128H35ZM50 128H48V129H45L46 131L48 130V132L50 131L49 130ZM98 129V128H97ZM110 129V128H109ZM141 129V128H140ZM149 129V128H148ZM167 129V128H166ZM191 129V128H190ZM199 129H202V128H199ZM213 129V128H212ZM211 129V130H212ZM219 129V128H218ZM221 129V130H220ZM219 130V132L218 133H221V131H222V128H220ZM234 129V128H233ZM240 129H242V128H240ZM254 129V128H253ZM264 129V128H263ZM9 130V129H8ZM21 130V129H20ZM68 130H70V129H68ZM74 130V129H73ZM90 130V129H89ZM96 130V129H95ZM94 130V131H95ZM114 130V129H113ZM122 130V129H121ZM126 130V129H125ZM128 130V129H127ZM172 130V129H171ZM174 130V129H173ZM176 130V129H175ZM178 130V129H177ZM187 130V129H186ZM194 130H196V129H194ZM207 130V129H206ZM228 130V129H227ZM251 130V128L248 130V131H250ZM4 131H6V130H4ZM25 131V130H24ZM32 131V130H31ZM37 131V130H36ZM35 131V132H36ZM51 131H52V129H51ZM54 131V130H53ZM60 131V130H59ZM71 131H72V129H71ZM104 131V130H103ZM110 131V130H109ZM112 131V130H111ZM138 131V130H137ZM199 131V130H198ZM205 131V130H204ZM208 131V130H207ZM242 132H241V134L243 133V134H245V133H247V129H243V130H241ZM253 131V130H252ZM2 132V131H1ZM13 132V131H12ZM34 132V131H33ZM70 132V131H69ZM99 132V131H98ZM107 132V131H106ZM117 132V133H118ZM150 132V131H149ZM224 132V131H223ZM232 132V131H231ZM259 132V131H258ZM261 132L262 133H264L262 130H261ZM259 133V135L260 136H262L261 134L262 133ZM4 133V132H3ZM6 133H7V131H6ZM38 133V132H37ZM43 133V132H42ZM44 133H45V131H44ZM51 133V132H50ZM138 133V132H137ZM143 133V132H142ZM151 133V132H150ZM155 133V132H154ZM153 133V134H154ZM157 133V132H156ZM174 133V132H173ZM186 133V132H185ZM190 133V132H189ZM211 133H213V132H211ZM217 133V132H216ZM217 133V134H218ZM10 134H11V132H10ZM16 134V133H15ZM23 134V133H22ZM31 134V133H30ZM39 134V133H38ZM111 133H109V135H110ZM113 134V133H112ZM122 134V133H121ZM120 134V135H121ZM176 134V133H175ZM200 134H201V132H200ZM206 134V133H205ZM223 134V133H222ZM248 135H247V137H245L244 139H242V142L241 141H239V142H241L240 143V146L239 147H241L242 148V150L244 149V148H248V147H251L252 148V146L254 147V145H255V143L258 141L257 140V133L255 134V132L253 133V132H249V133H247ZM8 135V134H7ZM50 135V134H49ZM53 135V134H52ZM52 135H50V136H52ZM82 135V134H81ZM98 135H99V133H98ZM123 135H124V133H123ZM126 135V134H125ZM131 135V134H130ZM133 135V134H132ZM135 135V134H134ZM141 135H143V134H140V136L138 137V134H137V137L135 138L134 136V139L132 140L131 139V142L129 141V143H127V144H125V145H122L123 143V141L122 142H120V143H122V144H120V145H122V147H120V148H118L119 150H120V153H121V156H120V158L119 159H117V157H116V159L117 160H119L120 161V163L118 162V163H116V164H120L119 166H120V168L122 169V167H121V162L122 161H126L127 159H128V154H127V151L129 150L128 148H130V149H133L132 147H134L135 148V146L134 145H139V146H141L142 144H144V145H146V144H149V143H154L153 141H154V139H158V138H161L160 136H162L161 135V133H157V134H155V135H151L152 137L150 138V135H149V137H148V135L147 134H144L143 136H141ZM169 135V134H168ZM204 135V134H203ZM220 135V134H219ZM258 135V136H259ZM37 136V135H36ZM44 136H46V135H44ZM48 136V135H47ZM49 136V137H50ZM69 136V135H68ZM71 136V135H70ZM102 136V135H101ZM104 136V138H105V134L103 135ZM115 136V135H114ZM183 136V135H182ZM186 136V135H185ZM184 136V137H185ZM218 136V135H217ZM222 136V135H221ZM220 136V137H221ZM244 136H246V135H244ZM5 137V136H4ZM12 137H14L13 135H12ZM17 137V136H16ZM48 137V139H50ZM53 137V136H52ZM56 137V136H55ZM54 137V138H55ZM58 137V136H57ZM79 137H80V135H79ZM98 138L100 137V136H97ZM112 137V136H111ZM120 137V136H119ZM184 137L181 139V140H183L184 139ZM187 137H188V135H187ZM216 137V136H215ZM219 137V136H218ZM5 138H7V137H5ZM4 138V139H5ZM41 138H43V137H41ZM40 138V139H41ZM53 138V139H54ZM66 138V137H65ZM92 138V137H91ZM109 138V137H108ZM130 138V137H129ZM128 138V139H129ZM173 138V137H172ZM190 138V137H189ZM193 138V137H192ZM195 138V137H194ZM198 138V137H197ZM205 138V137H204ZM207 138V137H206ZM217 138V137H216ZM215 138V139H216ZM228 138V137H227ZM14 139V138H13ZM35 139V138H34ZM47 138H45V140H46ZM52 139V140H53ZM97 139V138H96ZM101 139H103V138H101ZM100 139V140H101ZM128 139H126L127 141H128ZM176 139V138H175ZM202 139V138H201ZM207 139H209V138H207ZM235 139V138H234ZM260 139V138H259ZM264 139V138H263ZM29 140V139H28ZM31 140V139H30ZM32 140H33V138H32ZM45 140H43V141H45ZM51 140V141H52ZM59 140V139H58ZM72 140V139H71ZM84 140V139H83ZM115 140V139H114ZM126 140L124 141L125 143H126ZM155 140V141H156ZM159 140V139H158ZM166 140V139H165ZM187 140V139H186ZM240 140V139H239ZM261 140H262V138H261ZM260 140V141H261ZM17 141V140H16ZM27 141V140H26ZM35 141V140H34ZM39 141V140H38ZM42 141V140H41ZM48 141H50V140H48ZM57 142V138H55L54 140H53V142L54 143H56ZM86 141H88V139L86 140ZM111 141V140H110ZM172 141V140H171ZM180 141V140H179ZM190 141V140H189ZM192 141V140H191ZM211 141V140H210ZM210 141H209V143H210ZM215 141H217V140H215ZM221 141V140H220ZM264 141V140H263ZM45 142H47V141H45ZM59 142V141H58ZM62 142V141H61ZM103 142V141H102ZM117 142V141H116ZM115 142V143H116ZM160 142V141H159ZM228 142V141H227ZM262 142V141H261ZM37 143V142H36ZM88 143V142H87ZM119 143V142H118ZM156 143V142H155ZM162 143V142H161ZM183 143V142H182ZM191 143V142H190ZM198 143H200V142H198ZM212 143V142H211ZM226 143V142H225ZM236 143V142H235ZM23 144V143H22ZM21 144V145H22ZM34 144V143H33ZM32 144V145H33ZM38 144V143H37ZM48 144V143H47ZM49 144H50V142H49ZM57 145H58V143H56ZM92 144V143H91ZM159 144V143H158ZM188 144V143H187ZM194 144V143H193ZM219 144V143H218ZM238 144V143H237ZM4 145V144H3ZM10 145V144H9ZM39 145H41V144H39ZM38 145V146H39ZM75 145H77V144H75ZM78 145H79V143H78ZM96 145V144H95ZM101 145V144H100ZM120 146L119 144H116V146ZM155 145V144H154ZM157 145V144H156ZM155 145V146H156ZM175 145V144H174ZM182 145V144H181ZM191 145V144H190ZM206 145H208L209 146V144H206ZM258 145H260V144H258ZM23 146V145H22ZM25 146H26V144H25ZM34 146V145H33ZM50 146H52V145H50ZM65 146V145H64ZM98 146V145H97ZM105 146H106V144H105ZM113 146H115V144L113 145ZM115 146V147H116ZM148 146V145H147ZM151 146V145H150ZM155 146H153V147H155ZM164 146H165V144H164ZM171 146V145H170ZM169 146V147H170ZM176 146V145H175ZM174 146V147H175ZM186 146V145H185ZM188 146H189V144H188ZM191 146H196V145H191ZM190 146V147H191ZM224 146V145H223ZM222 146V147H223ZM234 146V145H233ZM236 146V145H235ZM37 147V146H36ZM41 147V146H40ZM52 147H55V146H52ZM52 147H49V148H52ZM58 147V146H57ZM69 148H70V146H68ZM68 147H67V149H68ZM84 147H85V145H84ZM143 148L145 147V146H142ZM149 147V146H148ZM152 146H151V148H153ZM168 147V146H167ZM197 147V146H196ZM201 147H202V145H201ZM206 147V146H205ZM256 147H259V146H256ZM12 148V147H11ZM14 148V147H13ZM17 148V147H16ZM24 148V147H23ZM72 148V147H71ZM74 148V147H73ZM93 147L91 146V149H92ZM98 148V147H97ZM103 148H104V146H103ZM136 148H139V147H136ZM150 148V149H151ZM184 148V147H183ZM219 148V147H218ZM218 148H215V149H218ZM230 148V147H229ZM237 148H238V146H237ZM251 148H249V149H251ZM260 149H262L263 147H261V145H260V147H259ZM29 149H31V148H29ZM36 149V148H35ZM55 149V148H54ZM63 149V148H62ZM78 149H80V148H78ZM84 149V148H83ZM90 149V148H89ZM94 149V148H93ZM92 149V150H93ZM106 149H108V148H106ZM116 149V148H115ZM147 149H149V148H147ZM155 149H157V147L155 148ZM181 149V148H180ZM179 149V150H180ZM186 149V148H185ZM192 149H195V148H192ZM234 149V148H233ZM240 149V148H239ZM252 149H254V148H252ZM260 149H257V150H260ZM26 150V149H25ZM44 150V149H43ZM50 150V149H49ZM64 150V149H63ZM101 150V149H100ZM127 150V151H126ZM134 150V149H133ZM142 150H144V149H142ZM142 150H140L139 149V151H141L142 152ZM153 150H154V148H153ZM164 150V149H163ZM175 150V149H174ZM187 150H188V148H187ZM206 150H208V149H206ZM223 150V149H222ZM247 150V149H246ZM255 150H256V148H255ZM32 151V150H31ZM52 151V150H51ZM50 151V152H51ZM60 151V150H59ZM67 151V150H66ZM84 151V150H83ZM87 151H89L88 149H86V152ZM113 152H114V150H112ZM138 151V150H137ZM138 151V154L140 153ZM172 151V150H171ZM176 151H178V150H176ZM184 151H186V150H184ZM203 151V150H202ZM230 151V150H229ZM254 151V150H253ZM45 152H46V149H45ZM70 152V151H69ZM75 152V151H74ZM73 152V153H74ZM81 152H82V150H81ZM103 152V151H102ZM107 152V151H106ZM113 152H111V154L113 153ZM119 152V151H118ZM117 151L115 152V153H117V154H119ZM135 152V151H134ZM144 152V151H143ZM142 152V153H143ZM151 152V151H150ZM149 152V150H148V153H150ZM157 152H158V150H157ZM160 152V151H159ZM158 152V153H159ZM174 152V151H173ZM197 152V151H196ZM216 152V151H215ZM262 152H263V150H262ZM20 153V152H19ZM52 153V152H51ZM70 153H72V152H70ZM69 153V154H70ZM97 153V152H96ZM104 153V152H103ZM128 153H129V151H128ZM157 153V154H158ZM189 153V152H188ZM203 153V152H202ZM206 153V152H205ZM214 153V152H213ZM223 153V152H222ZM36 154V153H35ZM40 154V153H39ZM42 154V153H41ZM57 154V153H56ZM99 154V153H98ZM104 154H106V153H104ZM104 154L102 155V156H104ZM132 154H133V152H132ZM135 154V153H134ZM166 154V153H165ZM173 154V153H172ZM178 154V153H177ZM196 154V153H195ZM194 154V155H195ZM207 154V153H206ZM209 154V153H208ZM207 154V155H208ZM218 154V153H217ZM217 154H214V155H217ZM225 154V153H224ZM257 154V153H256ZM14 155V154H13ZM48 155H50V154H48ZM53 155H54V153H53ZM60 155V154H59ZM80 155V154H79ZM90 155V154H89ZM97 155V154H96ZM95 155V156H96ZM107 155V154H106ZM105 155V156H106ZM114 156H115V154H113ZM113 155H110V158L113 156ZM170 155H171V153H170ZM179 155V154H178ZM202 155V154H201ZM212 155V154H211ZM30 156V155H29ZM77 156V155H76ZM91 156V155H90ZM94 156V157H95ZM98 157H102V156H100V155H97ZM139 156V155H138ZM205 156V155H204ZM218 156V155H217ZM227 156V155H226ZM8 157V156H7ZM17 157V156H16ZM85 157V156H84ZM83 157V158H84ZM130 157V156H129ZM141 157H142V155H141ZM148 157H150V156H148ZM162 157V156H161ZM165 157V156H164ZM174 157V156H173ZM214 157V156H213ZM218 157H220V156H218ZM221 157H223V156H221ZM14 158V157H13ZM87 158V157H86ZM89 158V157H88ZM96 158V157H95ZM134 158H135V156H134ZM183 158V157H182ZM186 158V157H185ZM204 158V157H203ZM215 158V157H214ZM6 159V158H5ZM28 159V158H27ZM94 159V158H93ZM96 159H98V158H96ZM105 159V158H104ZM107 159V158H106ZM113 159H115V158H113ZM113 159H110V160H113ZM143 160H145L144 158H142ZM149 159V158H148ZM170 159V158H169ZM168 159V160H169ZM205 159V158H204ZM218 159V158H217ZM222 159V158H221ZM226 159V158H225ZM254 159V158H253ZM9 160V159H8ZM45 160H47V159H45ZM82 160V159H81ZM92 160V159H91ZM101 160V159H100ZM129 160V159H128ZM137 160H138V158H137ZM137 160H135V161H137ZM142 160V161H143ZM150 160V159H149ZM162 160V159H161ZM160 160V161H161ZM171 160H172V158H171ZM182 160L183 159H181V161H180V164H181V162H182ZM210 160V159H209ZM12 161H14V160H12ZM30 161V160H29ZM80 161V160H79ZM102 161V160H101ZM104 161V160H103ZM102 161V162H103ZM116 161V160H115ZM115 161L113 160V162L112 163H115ZM186 161V160H185ZM188 161V160H187ZM186 161V162H187ZM203 161V160H202ZM220 161V160H219ZM236 161V160H235ZM15 162V161H14ZM82 162V161H81ZM90 162H92L93 163V161H90ZM89 162V163H90ZM97 162V161H96ZM100 162V161H99ZM117 162V161H116ZM124 162H122V165H123V163ZM140 162V161H139ZM138 162V163H139ZM212 162V161H211ZM217 162H218V160H217ZM231 162V161H230ZM249 162V161H248ZM252 162V161H251ZM254 162H256L255 164H256V166H257V168H258V165L260 166V167H263L262 168V170L261 171H263L264 170V158L263 159H257V161L256 160H254ZM5 163V162H4ZM44 163V162H43ZM46 163V162H45ZM80 163V162H79ZM98 163V162H97ZM101 163V162H100ZM111 163V162H110ZM137 163V164H138ZM193 163V162H192ZM191 163V164H192ZM224 163V162H223ZM226 163V162H225ZM245 163V162H244ZM243 163V164H244ZM36 164V163H35ZM142 164V163H141ZM169 164V163H168ZM173 164V163H172ZM177 164V163H176ZM213 164H215V163H213ZM250 164V163H249ZM252 164V163H251ZM254 164V163H253ZM252 164V165H253ZM258 164V165H257ZM37 165V164H36ZM77 165V164H76ZM79 165V164H78ZM81 165V164H80ZM88 165H92V164H88ZM94 165V164H93ZM105 165V164H104ZM108 165V164H107ZM111 165V164H110ZM132 165V164H131ZM136 165V164H135ZM140 165V164H139ZM174 165V164H173ZM187 165V164H186ZM217 165V164H216ZM112 166V165H111ZM117 166V165H116ZM124 166V165H123ZM185 166V165H184ZM240 166H241V164H240ZM256 166H255V168L254 169H256ZM6 167V166H5ZM4 167V168H5ZM29 167V166H28ZM46 167V166H45ZM72 167V166H71ZM115 167V166H114ZM113 166H112V168H114ZM125 167V166H124ZM123 167V168H124ZM157 167V166H156ZM176 167V166H175ZM179 167V166H178ZM187 167V166H186ZM188 167H189V165H188ZM195 167V166H194ZM207 167V166H206ZM213 167V166H212ZM234 167V166H233ZM238 167V166H237ZM259 167V168H260ZM86 168V167H85ZM90 168H92V167H90ZM109 168V167H108ZM108 168L106 169L107 171H109L110 170V168H109V170H108ZM118 168V167H117ZM120 168L119 169H116V167L114 168L115 169V171H116V173H117V177H119L121 174H120V172H117V170H119L120 171ZM144 168V167H143ZM145 168H146V165H145ZM154 168V167H153ZM163 168V167H162ZM167 168V167H166ZM193 168V167H192ZM200 168V167H199ZM258 168V169H259ZM8 169V168H7ZM43 169V168H42ZM93 169V168H92ZM95 169V168H94ZM127 169V168H126ZM158 169V168H157ZM197 169V168H196ZM211 169V168H210ZM51 170V169H50ZM77 170V169H76ZM100 170V169H99ZM103 170V169H102ZM113 170V169H112ZM124 170H125V168H124ZM123 170V171H124ZM129 170V169H128ZM127 170V171H128ZM132 170V169H131ZM145 170V169H144ZM175 170H176V168H175ZM188 170V169H187ZM190 170V169H189ZM192 170V169H191ZM194 170V169H193ZM208 170V169H207ZM251 170V169H250ZM249 170V171H250ZM257 170V169H256ZM260 170V169H259ZM4 171V170H3ZM22 171V170H21ZM20 171V172H21ZM83 171V170H82ZM86 171V170H85ZM106 171V172H107ZM122 171V172H123ZM132 171H134V170H132ZM132 171H131V173H132ZM147 171H149V170H147ZM155 171V170H154ZM213 171V170H212ZM239 171V170H238ZM237 171V172H238ZM242 171V170H241ZM244 171V170H243ZM245 171H246V169H245ZM255 171V170H254ZM15 172V171H14ZM87 172H89V171H87ZM105 172V173H106ZM126 172V171H125ZM124 172V173H125ZM136 172V171H135ZM151 172V171H150ZM174 172V171H173ZM179 172V171H178ZM184 172V171H183ZM197 172V171H196ZM216 172V171H215ZM218 172V171H217ZM224 172V171H223ZM247 172L248 171H246V174H247ZM13 173V172H12ZM22 173V172H21ZM32 173V172H31ZM34 173H36V172H34ZM109 173H110V171H109ZM113 173V171H111V173L110 174H112ZM115 173V172H114ZM113 173V174H114ZM118 173L120 174L119 176H118ZM128 175H129V173L130 172H126ZM125 173V174H126ZM142 173V172H141ZM157 173V172H156ZM159 173V172H158ZM164 173V172H163ZM185 173V172H184ZM220 173H222V172H220ZM219 173V174H220ZM228 173V172H227ZM231 173V172H230ZM239 173V172H238ZM238 173H236L235 172V174H237L238 175ZM257 173V172H256ZM84 174V173H83ZM109 175L108 173L106 174L107 175V177H109V179H111V178H117V177H115L116 176V174L115 175ZM140 174V173H139ZM165 174V173H164ZM200 174V173H199ZM214 174H216V173H214ZM235 174H233V175H235ZM241 175L239 176L238 175V177L235 175V177H237V180H235L236 181V184H234V183H232V184H234V187H231L232 189H233V191H235V192H237L238 194L239 193H244L246 196H247V198H245V201L244 202H242V204L240 205V207L238 208V209H232V210H237V211H235V212H230V213H225V211H223L225 208H223V209H221V208H218L216 205H215V203H214V205L213 206H216L215 208L216 209H214V208H212L214 211L213 212H211V213H209V210H210V208L208 209V211H204V215H203V217H201V219L203 220L201 223H200V225H198L199 226V228L196 230V232H194L193 234V237H192V239H190L189 240V246H190V248L187 246V245H185V246H179V247H181V251L185 254V252H188L189 251V249H191L192 247H196V248H198L197 249V252H198V250H199V248L200 247H202V245L203 244H205L204 242H207V241H210L212 244L211 245H216V244H218V245H220V247L222 246V244L226 241L225 239L227 238L228 239V237L227 236H229V238H230V236H231V232L234 230V229H236V228H238L240 225H243V223L242 222H244L247 218H249L252 214L254 215V212L257 214V212H256V208L257 207H259V208H261V207H264V191H262L261 189H262V183L263 182H261L262 180H261V178H259V177H256L255 175V173H248L247 175H245V174H243V173H240ZM243 174V175H242ZM255 174V175H254ZM261 174H262V172H261ZM8 175V174H7ZM70 175H72V174H70ZM74 175V174H73ZM81 175V174H80ZM85 175V174H84ZM83 175V176H84ZM124 175V174H123ZM123 175H122V177H123ZM128 175H125V177L126 176H128ZM132 175H137V174H132ZM140 175H143L144 176V174H140ZM146 175V174H145ZM151 175V174H150ZM159 175V174H158ZM160 175H162V174H160ZM168 175V174H167ZM198 175V174H197ZM257 175H258V173H257ZM27 176V175H26ZM93 176V175H92ZM94 176H95V174H94ZM98 176H99V174H98ZM111 176H113V177H111ZM155 176V175H154ZM186 176V175H185ZM191 176V175H190ZM221 176V175H220ZM4 177V176H3ZM37 177V176H36ZM48 177V176H47ZM72 177V176H71ZM77 177H78V173H77ZM76 176L72 179L73 181H75V180H79V177H81V176H79L78 178H77ZM106 177V178H107ZM122 177H120V179L122 178ZM141 179L140 180H138V181H140V183H141V180H143L142 179V177L141 176H139ZM156 177V176H155ZM154 177V178H155ZM158 177V176H157ZM162 177V176H161ZM178 177V176H177ZM200 177V176H199ZM228 177V176H227ZM9 178V177H8ZM49 178V177H48ZM82 178V177H81ZM97 178V177H96ZM99 178H101V177H99ZM129 178V177H128ZM146 178V177H145ZM183 178V177H182ZM185 178V177H184ZM188 178V177H187ZM192 178V177H191ZM190 178V179H191ZM210 178V177H209ZM229 178H231V177H229ZM47 179V178H46ZM63 179V178H62ZM70 179V178H69ZM70 179V180H71ZM118 180V182L119 181H121L122 182V180ZM127 179V178H126ZM130 179V178H129ZM131 179H132V177H131ZM136 179V178H135ZM147 179V178H146ZM161 179V178H160ZM174 179V178H173ZM194 179V178H193ZM203 179V178H202ZM208 179V178H207ZM206 179V180H207ZM262 179H264V178H262ZM3 180V179H2ZM5 180H6V178H5ZM11 180V179H10ZM45 180V179H44ZM51 180V179H50ZM84 180V179H83ZM88 180L89 179H86V180H84V182L85 181H87L86 182V184L88 183ZM95 180V179H94ZM112 180V179H111ZM110 180V181H111ZM125 180V179H124ZM137 180V179H136ZM172 180V179H171ZM170 180V181H171ZM199 180H201L200 178H199ZM199 180H198V182H199ZM216 180V179H215ZM233 180V179H232ZM9 181V180H8ZM20 181V180H19ZM30 181V180H29ZM80 181V180H79ZM78 181V182H79ZM92 180H90L89 182H91ZM98 181V180H97ZM132 181H133V179H132ZM146 181V180H145ZM161 181V180H160ZM184 181V180H183ZM188 181V180H187ZM191 181V180H190ZM201 181H203V180H201ZM212 181V180H211ZM230 181H231V179H230ZM76 182L77 181H75L74 182V185L73 186H76L75 184H76ZM77 182V183H78ZM82 182V181H81ZM93 182H95V184H96V180L95 181H93ZM100 182L102 183V180H100ZM114 182H116L115 181V179H114V181H112V184H113V187H114ZM118 183V186L116 185L115 187H121L122 188V186H120V184L121 185H123V184H125V186L127 187L128 185H126V182L127 181H125V183H124V181H123V184L122 183ZM128 182H129V180H128ZM130 182H131V180H130ZM14 183V182H13ZM28 183V182H27ZM30 183V182H29ZM38 183H39V180H38ZM73 183V182H72ZM72 183H70L71 185H72ZM83 183V182H82ZM97 183H99V182H97ZM132 184H133V182H131ZM139 183V182H138ZM157 183V182H156ZM162 183V182H161ZM167 183V182H166ZM182 183V182H181ZM188 183V182H187ZM205 183V182H204ZM210 183V182H209ZM212 183V182H211ZM225 183V182H224ZM229 183H231V182H229ZM34 184H36V183H34ZM42 184V183H41ZM40 184V185H41ZM79 184V183H78ZM104 184V183H103ZM174 184H176V183H174ZM198 184H200V183H198ZM226 184V183H225ZM61 185V184H60ZM68 185V184H67ZM66 185V186H67ZM83 185V184H82ZM85 185V184H84ZM90 185H92V184H90ZM99 185V184H98ZM98 185H96V186H98ZM131 185V184H130ZM130 185H129V187H130ZM134 185V184H133ZM135 185H137L136 183H135ZM185 185V184H184ZM224 185V184H223ZM31 186V185H30ZM36 186V185H35ZM48 186V185H47ZM79 186V185H78ZM81 186V185H80ZM89 186V185H88ZM95 186V187H96ZM102 186V185H101ZM144 186V185H143ZM161 186H163V185H161ZM181 186V185H180ZM190 186V185H189ZM195 186V185H194ZM197 186V185H196ZM220 186V185H219ZM12 187V186H11ZM24 187V186H23ZM22 187V188H23ZM36 187H38V186H36ZM65 187V186H64ZM72 187V186H71ZM85 187V186H84ZM92 187V186H91ZM90 187V188H91ZM94 187V186H93ZM99 187H100V185H99ZM99 187H97L98 189H99ZM124 187V186H123ZM126 187H124V188H122V189H124V190H122L121 188V192H120V194L119 195H116V196H114V197H116V198H114V199H112L111 200V202H110V204H108V206H106V210H105V215L107 216V220L105 219V221H108L109 222V219L110 220H112L114 217H117V216H119L120 214L119 213H121V212H119L118 214L119 215H117L116 213L118 212V209H120L121 208V210H122V204H124V202H128V200H129V198H128V196L130 195L129 194V190H130V188H126ZM133 187V186H132ZM155 187V182L154 183H152V181L150 182H147V184H146V186H145V188H144V190H145V192H143L144 194L142 195V197H144L145 198V201H144V203L146 202L147 203V200H146V198L148 197V196H150L151 195V191H153V189H155L154 188ZM179 187V186H178ZM200 187V186H199ZM203 187H205V185L203 184ZM221 187V186H220ZM15 188V187H14ZM17 188V187H16ZM20 188V187H19ZM21 188V189H22ZM29 188V187H28ZM54 188H56V187H54ZM81 188V187H80ZM90 188L88 189L87 188V190H89L90 191ZM97 188L96 189H94L95 191L97 190ZM137 188H138V186H137ZM136 188V189H137ZM165 188V187H164ZM174 188V187H173ZM208 188V187H207ZM206 188V189H207ZM215 188H216V186H215ZM214 188V189H215ZM24 189V188H23ZM40 189V188H39ZM38 189V190H39ZM44 189V188H43ZM67 189H69V188H67ZM73 188H71V194L72 193H74V191H75V187H74V191L72 190ZM81 189H83V188H81ZM100 189H101V187H100ZM109 189H111V188H109ZM134 189V188H133ZM135 189V190H136ZM142 189H143V187H142ZM159 189V188H158ZM182 189V188H181ZM186 189H188V187L186 188ZM191 189V188H190ZM193 189V188H192ZM210 189V188H209ZM218 189V188H217ZM220 189V188H219ZM223 189V188H222ZM225 189V188H224ZM223 189V190H224ZM8 190V189H7ZM7 190L5 191V192H7ZM12 190V189H11ZM26 190V189H25ZM25 190H23V191H25ZM33 190V189H32ZM38 190H37V193H38ZM46 190V189H45ZM87 190H85V188L82 190L83 192H85V191H87ZM92 190V189H91ZM94 190H92V191H94ZM115 190H117L116 188H115ZM156 190V189H155ZM154 190V191H155ZM170 190V189H169ZM168 190V191H169ZM173 190V189H172ZM196 190H197V188H196ZM195 190V191H196ZM208 190V189H207ZM3 191V190H2ZM16 191V190H15ZM57 191V190H56ZM60 191V190H59ZM81 191V190H80ZM91 191V192H92ZM134 191V190H133ZM141 191V190H140ZM157 191V190H156ZM189 191V190H188ZM212 191V190H211ZM214 191V190H213ZM217 191H221V190H217ZM232 191V192H233ZM4 192V191H3ZM2 192V193H3ZM4 192V193H5ZM11 192V191H10ZM19 192V191H18ZM21 192V191H20ZM27 192H29V191H27ZM41 192V191H40ZM43 192V191H42ZM66 192V191H65ZM68 192H70V191H68ZM78 192V191H77ZM83 192H81L80 194H82ZM88 192V191H87ZM158 192V191H157ZM157 192H155V193H157ZM171 191H169V193H170ZM175 192V191H174ZM182 192V191H181ZM194 192V191H193ZM199 192V191H198ZM222 192V191H221ZM230 192H231V190H230ZM229 192V193H230ZM17 193V192H16ZM30 193H31V191H30ZM56 193V192H55ZM105 193V192H104ZM117 194H118V191L116 192ZM131 193H132V191H131ZM139 192L137 191V194H138ZM188 193H190V191L188 192ZM208 193V192H207ZM6 194V193H5ZM11 194V193H10ZM14 194V193H13ZM18 194V193H17ZM20 194H22V193H20ZM32 194H34V192L32 193ZM43 194V193H42ZM76 193H74V194H72L73 196L75 195ZM88 194V193H87ZM93 194V193H92ZM103 194V193H102ZM106 194V196H104V197H106L107 198V200L106 201H108L109 199L108 198H111L112 197V194H113V190H109V192L107 193H105ZM115 194V193H114ZM113 194V195H114ZM133 194H134V192H133ZM140 194V193H139ZM152 194H154V192H152ZM164 194H166V193H164ZM164 194L163 195H161V194H159L160 196H164ZM175 194V193H174ZM174 194H172V195H174ZM208 194H210V193H208ZM234 194V193H233ZM238 194H237V196H238ZM244 194H242L243 196H241V197H244ZM4 195V194H3ZM2 195V196H3ZM8 195V194H7ZM6 195V196H7ZM38 195V194H37ZM46 195V194H45ZM49 195V194H48ZM59 195V197H60V194H58ZM85 195V194H84ZM99 195V194H98ZM157 195V194H156ZM181 195V194H180ZM190 195V194H189ZM195 195V194H194ZM202 195V194H201ZM214 195V194H213ZM12 196V195H11ZM16 196V195H15ZM20 196V195H19ZM24 196H25V194H24ZM33 196V195H32ZM36 196V195H35ZM50 196V195H49ZM87 196V195H86ZM90 197H92L91 195H89ZM101 196V195H100ZM131 196V195H130ZM151 196H153V195H151ZM166 196V195H165ZM179 196V195H178ZM182 196V195H181ZM180 196V197H181ZM184 196V195H183ZM191 196H193V195H191ZM208 196H211V195H208ZM224 196H226V194L224 195ZM228 196H230V198H231V193H230V195H227V197ZM8 197V196H7ZM18 197V196H17ZM27 197H28V195H27ZM34 197V196H33ZM57 197V196H56ZM62 197H63V195H62ZM67 197V196H66ZM75 197H76V195H75ZM78 197V196H77ZM81 197V196H80ZM83 197V196H82ZM88 197V196H87ZM97 197V196H96ZM135 197V196H134ZM133 197V198H134ZM139 197V196H138ZM218 197V196H217ZM222 197H223V195H222ZM226 197V198H227ZM10 198H12V197H10ZM20 198H22V197H20ZM19 198V199H20ZM31 197H29V199H30ZM52 198V197H51ZM71 198V197H70ZM69 198V199H70ZM97 198H99V197H97ZM143 198V199H144ZM150 200L148 201V203L149 202H151V198L152 197H148ZM154 198H157V196L156 197H154ZM166 198V197H165ZM165 198H163V199H165ZM168 198V197H167ZM203 198V197H202ZM206 198V197H205ZM209 198V197H208ZM224 198V197H223ZM232 198H233V196H232ZM2 200H3V198H1ZM0 199V200H1ZM22 199H24V198H22ZM27 199V198H26ZM29 199H28V201H29ZM43 199V198H42ZM49 199V198H48ZM54 199H55V197H54ZM66 199H68V198H66ZM68 199V200H69ZM73 199V198H72ZM79 199V198H78ZM86 199V198H85ZM90 199V198H89ZM139 199V198H138ZM153 199V198H152ZM192 199V198H191ZM190 199V200H191ZM207 199V198H206ZM215 199V198H214ZM235 199V198H234ZM1 200V201H2ZM10 200V199H9ZM16 200V199H15ZM35 200V199H34ZM37 200V199H36ZM46 200V202H49V200L47 201V199H45ZM160 200V199H159ZM169 200V199H168ZM178 200V199H177ZM195 200V202H196V199H194ZM193 200V201H194ZM204 200V199H203ZM202 200V201H203ZM218 200V199H217ZM220 200V199H219ZM231 200V199H230ZM19 201H22V203H23V200H19ZM19 201H16V203L17 202H19ZM27 201V202H28ZM65 201V200H64ZM87 201V200H86ZM91 201V200H90ZM103 201V200H102ZM104 201H105V199H104ZM103 201V202H104ZM110 201V200H109ZM133 201V200H132ZM141 202H142V200H140ZM153 203H155V201H156V199L154 200L153 199ZM158 201V200H157ZM180 201H181V199H180ZM198 201H200V200H198ZM210 201V200H209ZM212 201V200H211ZM216 201V200H215ZM214 201V202H215ZM228 201V200H227ZM227 201H225V202H227ZM13 202H15V201H13ZM32 202H33V200H32ZM62 202V201H61ZM78 202V201H77ZM81 202H83V201H81ZM81 202H79V203H81ZM100 202H101V199H100ZM102 202V203H103ZM194 202V203H195ZM0 203H2V202H0ZM9 203V202H8ZM36 203V202H35ZM64 203V202H63ZM70 203H72V202H70ZM87 203V202H86ZM109 203V202H108ZM135 203V202H134ZM138 203H139V201H138ZM164 203V202H163ZM166 203V202H165ZM193 203V202H192ZM205 203V202H204ZM218 203V202H217ZM231 203V202H230ZM234 203V202H233ZM4 204V203H3ZM24 204V203H23ZM25 204H27V203H25ZM74 204V203H73ZM76 204H78V203H76ZM83 204V203H82ZM88 204V203H87ZM93 204V203H92ZM101 204V203H100ZM141 204V203H140ZM140 204H138V205H140ZM151 204V203H150ZM172 204V203H171ZM174 204V203H173ZM177 204H179L178 202H177ZM183 204H184V202H183ZM198 204V203H197ZM203 204V203H202ZM227 204V203H226ZM239 204V203H238ZM1 205V204H0ZM9 205H11V204H9ZM18 205V204H17ZM16 205V206H17ZM33 205V204H32ZM36 205V204H35ZM44 205V204H43ZM57 205V204H56ZM75 205V204H74ZM74 205H72V206H74ZM134 205H136V204H134ZM143 205V204H142ZM160 205V204H159ZM206 205H207V202H206ZM205 205V206H206ZM221 205H223V204H221ZM228 205V204H227ZM229 205H232L233 206V204H229ZM3 206V205H2ZM6 206V205H5ZM26 206V205H25ZM31 206V205H30ZM48 206V205H47ZM61 206H63V205H61ZM65 206H67V205H65ZM70 206V205H69ZM80 206H81V204H80ZM90 206V205H89ZM88 206V207H89ZM99 206V205H98ZM105 206V205H104ZM103 206V207H104ZM123 206H125V205H123ZM153 206V205H152ZM157 206V205H156ZM173 206V205H172ZM178 206V205H177ZM182 206V205H181ZM190 206H192V204H190ZM204 206V205H203ZM212 206V207H213ZM219 207H220V205H218ZM224 206V205H223ZM18 207V206H17ZM22 207H24V206H22ZM43 207V206H42ZM45 207H46V205H45ZM56 207V206H55ZM60 207V206H59ZM82 207V206H81ZM83 207H85V204H84V206ZM93 207H95V206H93ZM142 207V206H141ZM144 207V206H143ZM149 207V206H148ZM154 207V206H153ZM160 207V206H159ZM170 207V206H169ZM168 207V208H169ZM194 207V206H193ZM226 207V206H225ZM228 207V206H227ZM234 207H235V205H234ZM1 208V207H0ZM10 208H11V206H10ZM9 208V209H10ZM14 208V207H13ZM16 208V207H15ZM33 208H34V206H33ZM58 208V207H57ZM66 209H67V207H65ZM69 208H71V207H69ZM131 208V207H130ZM151 208V207H150ZM165 207H163V209H164ZM172 208V207H171ZM178 208V207H177ZM189 208H191V207H189ZM202 208V207H201ZM207 208V207H206ZM231 208H233V207H231ZM230 208V209H231ZM237 208V207H236ZM17 209V208H16ZM20 209H22V208H20ZM25 209V208H24ZM52 209V208H51ZM54 209V208H53ZM52 209V210H53ZM59 209V208H58ZM61 209H63V208H61ZM66 209L64 210L63 209V211H66ZM101 209V208H100ZM99 209V210H100ZM105 209V208H104ZM103 209V210H104ZM129 209V208H128ZM147 209V208H146ZM153 209V208H152ZM227 209V208H226ZM230 209H229V211H230ZM261 209H263V211H264V208H261ZM15 210V209H14ZM40 210V209H39ZM44 210V209H43ZM69 210V209H68ZM68 210H67V212H68ZM85 210V209H84ZM90 210V208L88 209V211ZM92 210V209H91ZM154 210V209H153ZM165 210V209H164ZM172 210H175V209H173L172 208ZM188 210V209H187ZM191 210V209H190ZM231 210V211H232ZM260 210V209H259ZM26 211V210H25ZM25 211H23V212H25ZM34 211V210H33ZM36 211V210H35ZM38 211V210H37ZM54 211V210H53ZM57 211H59V210H57ZM61 211V210H60ZM63 211H61V212H63ZM93 211H95V209L93 210ZM120 211V210H119ZM123 211V210H122ZM138 211V210H137ZM150 211V210H149ZM167 211V210H166ZM169 211H170V209H169ZM168 211V212H169ZM176 211V210H175ZM1 212V211H0ZM8 212H10V211H8ZM19 212V211H18ZM23 212H21V213H23ZM44 212V211H43ZM52 212V211H51ZM51 212H50V215H51ZM55 212V211H54ZM66 212V214L68 215L69 213H70V211H69V213H67ZM90 212V211H89ZM101 212H104V211H102L101 210ZM128 212V211H127ZM139 212V211H138ZM185 212V211H184ZM203 212V211H202ZM227 212V211H226ZM31 213H33L32 211H31ZM45 213V212H44ZM57 213V212H56ZM96 213V212H95ZM136 213V212H135ZM175 213V212H174ZM173 213V214H174ZM178 212H176V214H177ZM186 213H187V211H186ZM5 214V213H4ZM10 214V213H9ZM23 214H25V213H23ZM43 214V213H42ZM59 214V213H58ZM85 214V213H84ZM88 214V213H87ZM93 214V213H92ZM102 215H103V213H101ZM115 214H116V216H115ZM153 214V213H152ZM151 214V215H152ZM164 214V213H163ZM196 214H197V212H196ZM199 214V213H198ZM202 214V213H201ZM41 215V214H40ZM46 215H47V213H46ZM54 215V214H53ZM63 215H65V214H63ZM70 215V214H69ZM73 214L71 213V216H72ZM95 214H93V216H94ZM98 215H100V214H98ZM105 215H103V216H105ZM136 215V214H135ZM140 215H141V213H140ZM168 215V214H167ZM180 215V214H179ZM183 215V214H182ZM181 215V216H182ZM4 216V215H3ZM6 216V215H5ZM13 216V215H12ZM17 216V215H16ZM22 216V215H21ZM26 215H24V217H25ZM39 216V215H38ZM42 216V215H41ZM48 216H49V214H48ZM52 216V215H51ZM55 216V215H54ZM88 216V215H87ZM86 216V217H87ZM91 216V215H90ZM103 216H101V219H102V217ZM105 216V217H106ZM114 216V217H113ZM120 216H122V215H120ZM126 216V215H125ZM137 216H139V215H136V217ZM145 216V215H144ZM150 216V215H149ZM162 216V215H161ZM172 216V215H171ZM189 216V215H188ZM191 216H192V213H191ZM11 217V216H10ZM63 217V216H62ZM61 217V218H62ZM66 217V216H65ZM76 217V216H75ZM83 217V216H82ZM104 217V218H105ZM127 217V216H126ZM143 217V216H142ZM155 217V216H154ZM179 217V216H178ZM254 217H255V215H254ZM15 218V217H14ZM17 218V217H16ZM21 218V217H20ZM22 218H23V216H22ZM30 218V217H29ZM33 218V217H32ZM46 218V217H45ZM52 218V217H51ZM57 218V217H56ZM112 218V219H111ZM119 218V217H118ZM122 218H123V216H122ZM125 218V217H124ZM133 218V217H132ZM141 218V217H140ZM144 218V217H143ZM165 218V217H164ZM256 219H255V221L254 222H252V223H249L247 226H245L244 225V233L246 234V233H250V232H252V231H255L258 235H259V237H258V243H257V246L255 247V248H253L252 249V251L250 252V262H253V264H264V212H260V213H258V215L255 217ZM18 219V218H17ZM40 220H41V217L39 218ZM43 219V218H42ZM70 219V218H69ZM84 219V218H83ZM82 219V220H83ZM87 219H89V217L87 218ZM98 219V218H97ZM120 219V218H119ZM119 219H117V220H119ZM126 219V218H125ZM138 219V218H137ZM151 220H153L152 218H150ZM166 219H167V217H166ZM170 219V218H169ZM168 219V220H169ZM175 219V218H174ZM188 219V218H187ZM200 219V218H199ZM32 220H34V218L32 219ZM48 220H50V219H48ZM58 220V219H57ZM113 220H115V218L113 219ZM123 220V219H122ZM136 220V219H135ZM141 220V219H140ZM160 220V219H159ZM162 220V219H161ZM192 220V219H191ZM196 220V219H195ZM252 220V219H251ZM13 221V220H12ZM17 221V220H16ZM45 221V220H44ZM61 221H62V219H61ZM77 221V220H76ZM94 221V220H93ZM97 221V220H96ZM116 221V220H115ZM121 221V220H120ZM138 221V220H137ZM145 221V220H144ZM148 221H149V219H148ZM155 221V220H154ZM185 221V220H184ZM240 221H241V223L242 224H240ZM247 221V220H246ZM250 221V220H249ZM248 221V222H249ZM253 221V220H252ZM25 222H26V220H25ZM33 222V221H32ZM48 222V221H47ZM46 222V223H47ZM52 222V221H51ZM53 222H55L54 220H53ZM71 222V221H70ZM86 222V221H85ZM88 222V221H87ZM95 222V221H94ZM108 222H107V224H106V226H108V225H110V224H114L115 222H109V224H108ZM118 222V221H117ZM124 222V221H123ZM122 222V223H123ZM126 222V221H125ZM129 222V221H128ZM132 222H133V219H132ZM135 222V227L133 226V228H128V229H119V231L117 230L114 234L112 233V235L109 237L110 239H112V242L110 241V239L109 238H107L108 239V241L110 242V243H112V244H109V245H112L113 247H111V248H114V252L116 253L115 255H117L116 256V258L118 257H120V258H122V259H130L131 261H132V259L134 260V258H129V257H131V255L133 254V253H135L136 251H139V248H142V251H144V253H143V259L145 258V263L144 264H159L160 262H162V261H160L159 263L157 262V261H159V260H161V258H165L166 257V255H165V252H167L168 250H169V248L168 247H166V246H160L159 248H158V250H157V248H155V247H153V244L154 243H156L155 241H156V239H154V237H155V235L153 234V230L151 231V230H149V222H147L146 221V223L145 222H143V219L141 220V221H138V222H136V221H134ZM172 222H173V220H172ZM193 222V221H192ZM223 222V223H222ZM12 223V222H11ZM20 223V222H19ZM28 223V222H27ZM34 223V222H33ZM38 223V222H37ZM56 223V222H55ZM61 223V222H60ZM72 223V222H71ZM76 223V222H75ZM89 223H91V222H89ZM106 223V222H105ZM148 223V224H147ZM151 223V222H150ZM163 223H164V221H163ZM173 223H175V222H173ZM189 223H191L190 221H189ZM29 224V223H28ZM35 224V223H34ZM34 224H32V225H34ZM40 224H42V223H40ZM62 224V223H61ZM96 224V223H95ZM116 224V223H115ZM125 224V223H124ZM152 224H153V222H152ZM152 224H150V226L152 225ZM223 225L224 224V226H225V231H224V233H218L217 231H219L220 229L218 228V226H220V225ZM240 224V225H239ZM4 225H5V223H4ZM21 225V224H20ZM30 225V224H29ZM39 225V224H38ZM43 225H45V224H43ZM48 225V224H47ZM66 225V224H65ZM75 225V224H74ZM123 225V224H122ZM147 225H148V227H147ZM157 225V224H156ZM160 224L158 223V226H159ZM167 225V224H166ZM3 226V225H2ZM7 226H8V224H7ZM17 226H19V224L17 225ZM24 226V225H23ZM36 226H37V224H36ZM53 226V225H52ZM60 226V225H59ZM59 226H58V228H59ZM69 226V225H68ZM114 226V225H113ZM154 226V225H153ZM172 226V225H171ZM173 226H175V225H173ZM188 226V225H187ZM227 226V227H226ZM34 227H35V225H34ZM46 227V226H45ZM50 227V226H49ZM54 227V226H53ZM67 227V226H66ZM88 227V226H87ZM95 227V226H94ZM98 227V226H97ZM102 227V226H101ZM120 227V226H119ZM123 227H124V225H123ZM160 227V226H159ZM181 227V226H180ZM183 227V226H182ZM189 227V226H188ZM222 227V226H221ZM220 227V228H221ZM24 228H25V226H24ZM30 228V227H29ZM28 228V229H29ZM42 228H44V227H42ZM42 228H40V229H42ZM51 228V227H50ZM61 228V227H60ZM108 228V227H107ZM157 228V227H156ZM164 228V227H163ZM223 228V227H222ZM32 229H34V228H32ZM31 229V230H32ZM39 229V228H38ZM52 229V228H51ZM54 229V228H53ZM74 229H76V228H74ZM110 229V228H109ZM109 229L107 230V229H105L106 231H109ZM111 229H112V227H111ZM115 229V228H114ZM154 229V228H153ZM190 229V228H189ZM219 229V230H218ZM224 229V228H223ZM18 230V229H17ZM27 230V229H26ZM30 230V229H29ZM29 230L27 231V232H29ZM45 230V229H44ZM44 230H43V232H44ZM46 230H47V228H46ZM45 230V231H46ZM50 230V229H49ZM58 230V229H57ZM60 230V229H59ZM72 230V229H71ZM93 230V229H92ZM156 230V229H155ZM157 230H158V228H157ZM15 231V230H14ZM34 231V230H33ZM42 231V230H41ZM48 231V230H47ZM55 231V230H54ZM160 231H161V229H160ZM164 231V230H163ZM171 231V230H170ZM180 231V230H179ZM182 231V230H181ZM190 231V230H189ZM242 231H243V227H242ZM2 232V231H1ZM59 232V231H58ZM95 232V231H94ZM97 232V231H96ZM104 232V231H103ZM114 232V231H113ZM155 232V231H154ZM167 232V231H166ZM234 232V231H233ZM254 232V233H255ZM33 233V232H32ZM36 233V232H35ZM39 233V232H38ZM49 233V232H48ZM50 233H52V231L50 232ZM62 233V232H61ZM165 233V232H164ZM163 233V235L165 236V234ZM177 233V232H176ZM236 233V232H235ZM19 234V233H18ZM41 233H39V235H40ZM53 234H55V233H53ZM59 234V233H58ZM83 234V233H82ZM88 234H89V232H88ZM87 234V235H88ZM111 234V233H110ZM160 234H162V233H160ZM167 234V233H166ZM174 235H175V233H173ZM22 235V234H21ZM20 235V236H21ZM51 235V234H50ZM57 235V234H56ZM66 235V234H65ZM90 235V234H89ZM100 235V234H99ZM102 235V234H101ZM100 235V236H101ZM173 235V236H174ZM252 235V234H251ZM19 236V235H18ZM42 236V235H41ZM96 236H97V234H96ZM157 236V235H156ZM169 236V235H168ZM172 236V235H171ZM236 236V235H235ZM245 236H247V235H245ZM4 237V236H3ZM11 237V236H10ZM24 237V236H23ZM32 237V236H31ZM40 237V236H39ZM49 237V236H48ZM57 237H59V236H57ZM75 237H77V236H75ZM91 238L90 239H92L93 238V236H90ZM104 237H105V235H104ZM103 237V238H104ZM108 237V236H107ZM175 237V236H174ZM189 237V236H188ZM234 237V236H233ZM243 237V236H242ZM253 237H254V235H253ZM20 238V237H19ZM22 238V237H21ZM26 238V237H25ZM42 238V237H41ZM49 238H51V237H49ZM48 238V239H49ZM80 238V237H79ZM84 238V237H83ZM160 238V237H159ZM165 238V237H164ZM236 238V237H235ZM252 238V237H251ZM14 239V238H13ZM44 239H45V237H44ZM55 239V238H54ZM69 239V238H68ZM97 239H98V237H97ZM102 239V238H101ZM161 239H163V238H161ZM171 239V238H170ZM177 239V238H176ZM178 239H180V238H178ZM242 239V238H241ZM6 240V239H5ZM17 240V239H16ZM35 240V239H34ZM99 240H100V238H99ZM103 240V239H102ZM188 240V239H187ZM225 240V241H224ZM236 240V239H235ZM20 241V240H19ZM36 241V240H35ZM42 241V240H41ZM54 242H56L55 240H53ZM63 241V240H62ZM81 241V240H80ZM86 241H88V240H86ZM90 241V240H89ZM88 241V242H89ZM159 241V240H158ZM170 241V240H169ZM176 241V240H175ZM185 241V240H184ZM224 241V242H223ZM9 242V241H8ZM27 242H29L28 240H27ZM48 242H50V241H48ZM47 242V243H48ZM53 242V243H54ZM61 242V241H60ZM68 242V241H67ZM78 242V241H77ZM102 242V241H101ZM104 242V241H103ZM213 242L214 243H216V244H213ZM222 242V243H221ZM231 242V241H230ZM235 242V241H234ZM237 242V241H236ZM63 243V242H62ZM76 243V242H75ZM74 243V244H75ZM133 243V245L132 246H134V247H131L130 246V244H132ZM164 243V242H163ZM163 243H160V244H163ZM187 243V242H186ZM187 243V244H188ZM209 243V242H208ZM219 243H221V244H219ZM227 243V242H226ZM232 243V242H231ZM244 243V242H243ZM250 243V242H249ZM44 244H45V242H44ZM56 244V243H55ZM71 244V243H70ZM88 244V243H87ZM91 244H93V243H91ZM101 244V243H100ZM103 244V243H102ZM165 244V243H164ZM170 244V243H169ZM185 244V242L182 244V245H184ZM193 244H194V246H193ZM245 244V243H244ZM246 244H247V242H246ZM6 245V244H5ZM25 245V244H24ZM47 245V244H46ZM52 245V244H51ZM64 245H66V244H64ZM88 245H90V244H88ZM95 245V244H94ZM168 245V244H167ZM173 245V244H172ZM175 245V244H174ZM217 245V246H218ZM238 245V244H237ZM26 246H27V244H26ZM50 246V245H49ZM57 246V245H56ZM58 246H60V245H58ZM77 246V245H76ZM103 247H104V245H102ZM156 246V245H155ZM168 246H170V245H168ZM204 246V245H203ZM231 246V245H230ZM232 246H234V245H232ZM246 246V245H245ZM253 246V245H252ZM251 246V247H252ZM53 247H55V246H53ZM62 247H64V246H62ZM82 247V246H81ZM97 247V246H96ZM100 247V246H99ZM108 247V246H107ZM106 247V248H107ZM144 247H146L145 249H143ZM152 247L153 248H155V249H152ZM157 247V246H156ZM178 247V248H179ZM188 247V248H187ZM205 247V246H204ZM214 247V246H213ZM212 247V248H213ZM238 247V246H237ZM250 247V248H251ZM43 248V247H42ZM45 248H48V246L47 247H45ZM45 248H43V249H45ZM87 248H88V246H87ZM102 248V247H101ZM244 248V247H243ZM16 249V248H15ZM50 249V248H49ZM90 249H92V248H90ZM110 249V248H109ZM137 249V250H136ZM177 249V248H176ZM193 249V251H194V248H192ZM208 249V248H207ZM211 249V248H210ZM216 249V248H215ZM26 250H28V249H26ZM46 250V249H45ZM56 250V249H55ZM54 250V251H55ZM89 250V249H88ZM101 250V249H100ZM178 250V249H177ZM202 249H200V252H202L201 251ZM231 250V249H230ZM5 251V250H4ZM50 251H52L51 249H50ZM69 251V250H68ZM73 251V250H72ZM90 251V250H89ZM109 251H111V249L109 250ZM142 251H140L141 253H142ZM180 251V252H181ZM207 251V250H206ZM24 252V251H23ZM27 252V251H26ZM63 252V251H62ZM86 252V251H85ZM98 252V251H97ZM103 253H104V251H102ZM108 252V251H107ZM171 252V251H170ZM182 252L180 253L181 255H182ZM195 252H196V250H195ZM215 252V251H214ZM218 252V251H217ZM216 252V253H217ZM10 253V252H9ZM64 253V252H63ZM70 253V252H69ZM78 253V252H77ZM83 253V252H82ZM101 253V252H100ZM106 253V252H105ZM111 253V252H110ZM140 253V254H141ZM179 253V252H178ZM205 253V252H204ZM228 253V252H227ZM233 253V252H232ZM18 254V253H17ZM35 254V253H34ZM56 254V253H55ZM62 254V253H61ZM84 254V253H83ZM108 254H109V252H108ZM113 254V253H112ZM167 254V253H166ZM174 254V253H173ZM188 254H193V253H187V255ZM195 254V253H194ZM198 254V253H197ZM201 254V253H200ZM39 255V254H38ZM85 255V254H84ZM100 255V254H99ZM109 255H111V254H109ZM115 255H113V256H115ZM137 255V254H136ZM139 255V254H138ZM186 255V256H187ZM199 255V254H198ZM223 255V254H222ZM226 255V254H225ZM224 255V256H225ZM242 255V254H241ZM18 256V255H17ZM26 256V255H25ZM31 256V255H30ZM42 256V255H41ZM56 256V255H55ZM83 256V255H82ZM81 256V257H82ZM106 256V255H105ZM176 256V255H175ZM179 256V255H178ZM186 256L184 257V258H186ZM189 256V255H188ZM195 256H197V255H195ZM200 256H202V255H200ZM227 256H228V254H227ZM234 256V255H233ZM232 256V257H233ZM237 256V255H236ZM11 257V256H10ZM28 257V256H27ZM58 257V256H57ZM79 257H80V255H79ZM85 257H87V255L85 256ZM90 257V256H89ZM98 257V256H97ZM109 257H111L112 258V256H109ZM137 257V256H136ZM142 257V256H141ZM177 257V256H176ZM175 257V258H176ZM207 257V256H206ZM248 257V256H247ZM18 258V257H17ZM22 258V257H21ZM42 258V257H41ZM100 258V257H99ZM110 258V259H111ZM119 258V260L121 261L122 259H120ZM178 258V257H177ZM176 258V259H177ZM183 258V257H182ZM194 258V257H193ZM193 258H192V261H193ZM198 258V257H197ZM197 258H195V259H197ZM200 258V257H199ZM203 258V257H202ZM201 258V259H202ZM205 258V257H204ZM6 259V258H5ZM19 259V258H18ZM54 259V258H53ZM85 259V258H84ZM108 259V258H107ZM112 259H114V257L112 258ZM188 259H189V257H188ZM208 259V258H207ZM211 259V258H210ZM213 259V258H212ZM222 259H223V257H222ZM235 259V258H234ZM51 260V259H50ZM58 260V259H57ZM80 260V259H79ZM98 260H100V259H98ZM105 260V259H104ZM136 260V259H135ZM189 260H191V259H189ZM188 260V261H189ZM30 261V260H29ZM34 261V260H33ZM81 261V260H80ZM93 261V260H92ZM107 261V260H106ZM110 261V260H109ZM113 261V260H112ZM115 261V260H114ZM167 261V260H166ZM165 261V262H166ZM199 260H197V262H198ZM226 261V260H225ZM67 262V261H66ZM75 262V261H74ZM82 262V261H81ZM86 262V261H85ZM97 262V261H96ZM122 262H123V260H122ZM134 262V261H133ZM136 262V261H135ZM194 262L197 264V262L194 260ZM208 262V261H207ZM229 262V261H228ZM231 262V261H230ZM241 262V261H240ZM247 262V261H246ZM90 263H92V262H90ZM99 263V262H98ZM108 263V262H107ZM113 262H111V264H112ZM126 263V262H125ZM138 263V262H137ZM140 263V262H139ZM138 263V264H139ZM163 263H164V261H163ZM182 263V262H181ZM243 263V262H242ZM32 264V263H31ZM70 264V263H69ZM73 264H79L78 262L77 263H73ZM84 264V263H83ZM94 264V263H93ZM100 264V263H99ZM103 264V263H102ZM106 264V263H105ZM110 264V263H109ZM114 264H117V263H114ZM122 264V263H121ZM124 264V263H123ZM127 264V263H126ZM133 264V263H132ZM136 264V263H135ZM141 264H143V261L141 262ZM160 264H162V263H160ZM191 264V263H190ZM207 264V263H206ZM217 264V263H216ZM220 264V263H219ZM230 264V263H229ZM250 264H252V263H250Z\"/></svg>", "mask_w": 264, "mask_h": 264}]
</instances>
